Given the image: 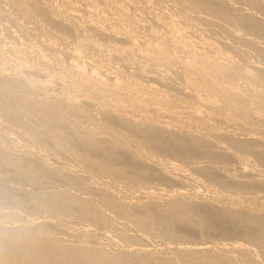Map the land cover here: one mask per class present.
Masks as SVG:
<instances>
[{
	"label": "rangeland",
	"instance_id": "rangeland-1",
	"mask_svg": "<svg viewBox=\"0 0 264 264\" xmlns=\"http://www.w3.org/2000/svg\"><path fill=\"white\" fill-rule=\"evenodd\" d=\"M119 1H122V0H0V88H1V90H0V105H3L2 107L0 106V124H1V129H0V136H2V137H5L4 138V140H3V138L2 137H0V145L2 146V148L0 147V191L2 190V192H0V208H1V210H0V233L2 232V235L0 234V239L2 238V240H0V245L1 246H10L11 248H14V246H16L18 243V246L20 245H22L23 244V246H21V248H22V250H27L26 248H28V249H30L29 251H31V252H34V253H36L37 255H41L44 251H46L47 252V250L49 249V253L51 254L50 256H52V255H54L55 253L56 254H59L60 252H62V250H60V248H63L64 246L63 245H65L66 244V246L65 247H68V246H71V247H69L70 248V250L71 249H76V253H75V258H77V256H78V259L80 260V259H82V258H79L80 256L82 257V255L84 254V260L82 261V260H80L82 263L81 264H84V262H86L85 261V259L86 260H88L89 258L91 259V261H88L87 262V264H95V261H92V260H97V261H103L102 263L103 264H117L119 261L121 262V264H123V262L125 261V263L124 264H130V263H132V264H158V263H161L162 262V264H218V262L217 261H219V263L220 264H264V250H263V248H264V228H261V227H264V222H262V221H264V196H262V195H264V183L262 182V181H264V175H262V174H264V161H262V160H264L263 158H264V155H263V153H264V144H262L261 142H263L264 143V127H263V125H264V113L262 114V115H256L254 112H245L244 113V111H242V112H239V111H237V109L235 108V106H232V107H234L235 109H233L234 110V112H232L233 110H230V109H232V107L229 105V104H227V105H223V103L221 104L218 100H216L215 101V104H213L212 103V107L210 106H207V105H203V106H205V107H203L202 106V104H207V99L206 98H210V97H212V94L211 93H209V90H208V94L206 93V88L204 89L205 90V92H204V90L202 89L203 87V82H202V80L201 79H199L200 77H198L197 75H195V73H194V70H190V71H188V68H187V64L185 63V60H183L184 58H185V56H188L189 57V54L187 55L186 53V51L187 50H189V49H187V48H193V47H197L198 46V44H199V46H200V42H201V46L199 47H197V48H203V46H204V48L206 47V43H204V42H206V38H211L212 37V34H213V37L215 36V35H218V34H216L217 33V31H218V29H220V28H218V29H213L211 32H210V30H211V28L210 27H208V26H206L205 25V23L204 22H200L199 20H201V15L203 14V17L202 18H208L209 16H207V15H210V17H215L214 15H216V17H217V14H218V16L220 15V13H222V11H223V13L221 14L222 16H223V14H224V16H223V18H227V17H225V15H227V16H232L233 15V17L234 18H236L237 20H238V22H236V24L238 25V27H241V29H242V27H243V34H242V30L240 31V35L239 34H236V32L234 31L235 29H236V27L237 26H234V28L232 27L231 28V32H233V34H234V32H235V35L234 36H231V38H232V40L229 38V39H226V37H223V36H226V35H224V34H222L223 32L221 31V30H219L218 31V33H220L221 34V37H220V35H218V36H215L216 37V39H214V43L215 44H211L212 45V47H211V45H209L210 47V51H211V54L213 55V56H219L218 54L222 51V49H221V51H220V49L219 48H217L216 47V49L217 50H215L214 49V45H216V46H218L219 44H221L220 43V39H221V42H222V45H225L224 46V48L225 47H227V46H230L231 48H232V52H233V54H234V60H233V62H232V64H234L233 65V67L236 69V71L238 72V73H240L241 74V72H243L244 71V67L246 66V65H248V64H246V65H240L241 63H236V62H238L237 61V59L238 58H240V57H242V56H244L245 57V59L246 58H248V60H246V61H248V63H250L251 62V64L253 65V63L255 62V60H258V61H256V66H258V65H261V67L264 65L263 64V61H264V55H263V53H261L262 51L264 52V50H263V46H262V44L264 45V32H259L260 30H263L264 28V25H262V24H264V22H261V21H264V0H261L262 2L260 3V0H219V1H217V0H207L208 2H206V0H205V3H203L202 4V6L204 5V7H202L203 9H205V10H203V9H201L200 8V10H202V11H197L196 10V12L194 11L193 13H195V16H194V14L192 13L191 14V12H189L190 13V15H187L188 14V12H186L187 14H185V12H180L181 11V9L180 8H183V9H185V7H182V6H184V2L182 3V1L181 0H179V1H181V4H180V6L181 7H176V6H179V4L178 5H176L177 3H179V1H175V0H165L166 2H168L167 4H166V2L164 1V0H143V3L141 2L142 0H138V1H135V0H129V1H125V0H123L121 3H122V5H121V3L119 2ZM125 1V2H124ZM131 1V2H130ZM134 1V2H133ZM148 1V2H147ZM152 1V2H151ZM154 1V2H153ZM156 1V2H155ZM158 1V2H157ZM185 1V0H184ZM188 1V3L190 2L189 0H187ZM194 1V0H193ZM193 1H191V3L193 2ZM196 2H198V3H202V1L204 2V0H195ZM237 1V5H235V7H233L234 5H232L233 3L235 4V2ZM20 2V3H19ZM22 2V3H21ZM70 2V3H69ZM91 2V3H90ZM124 2V3H123ZM136 2H139L140 3V5H139V3H136ZM151 2V3H150ZM162 2H164V4H166V5H164ZM170 2V3H169ZM173 2H174V4H175V6H174V4H173ZM176 2V3H175ZM126 3V4H125ZM130 3V4H129ZM132 3H134V4H132ZM148 3H150V4H148ZM156 3V4H155ZM194 3V2H193ZM207 3V4H206ZM230 3V4H229ZM249 3V4H248ZM22 4L23 6H21L20 7V5ZM141 4H143V5H141ZM153 4V5H152ZM161 4V5H160ZM162 4H163V6H162ZM186 4H187V2H186ZM209 4V5H208ZM221 4V5H220ZM239 4V5H238ZM241 4V5H240ZM253 4H254V7H252L253 6ZM34 5V6H33ZM136 5H138V6H140L139 8H138V10H140V13H141V15L137 12V7L138 6H136ZM146 5V6H145ZM205 5H208L210 8H207V6H205ZM211 5V6H210ZM214 5V6H213ZM224 5V6H223ZM231 5H232V7H231ZM29 6V7H28ZM126 6V7H125ZM142 6V7H141ZM154 6H156V7H154ZM160 6V7H159ZM166 6V7H165ZM212 6H213V8H212ZM228 6V7H227ZM60 7V8H59ZM153 8L152 10H151V8ZM218 7H219V9H218ZM223 7H224V9H223ZM251 7V8H250ZM262 7V8H261ZM81 8V9H80ZM142 10H141V9ZM145 10H144V9ZM148 8H150V9H148ZM154 8H156V12H155V9ZM160 8V9H159ZM212 8V9H211ZM234 8V9H233ZM236 8H239V9H236ZM95 9V10H94ZM161 9H163V10H161ZM168 9V10H167ZM179 9V10H178ZM182 9V10H183ZM209 11H208V10ZM215 9V10H214ZM220 9H222V11L220 10ZM226 9H227V11H228V13H227V11H226ZM231 9V10H230ZM252 9L254 10V12H255V14L257 13V14H259V15H261V16H259V15H255L254 14V12L252 11ZM69 10V11H68ZM71 10V11H70ZM73 10V11H72ZM93 10V11H92ZM135 10H136V12H135ZM147 10V11H146ZM159 10H160V12H159ZM208 12H207V11ZM216 10H218V12L216 11ZM220 10V11H219ZM240 10V11H239ZM245 10V11H244ZM247 10V11H246ZM6 11V12H5ZM96 11H97V13H96ZM142 11V12H141ZM164 11L166 12V13H164ZM172 11V12H171ZM175 13H174V12ZM176 11H177V13H176ZM211 11V12H210ZM213 11V12H212ZM216 13H215V12ZM226 11V12H225ZM239 11V12H238ZM38 12V13H37ZM41 12V13H40ZM81 12V13H80ZM150 13L149 15H146V13ZM169 12H170V14H171V17H170V14H169ZM203 12V13H202ZM204 12H206V13H204ZM220 12V13H219ZM248 12H252V14H250V13H248ZM263 12V13H262ZM34 13V14H33ZM138 14V16H136L137 14ZM198 13H200L201 15H200V17H199V19H198V16H199V14ZM210 13V14H209ZM226 13V14H225ZM233 13V14H232ZM245 13V14H244ZM246 13H247V16H246ZM43 14V15H42ZM66 14V15H65ZM134 14H136V15H134ZM143 14V15H142ZM151 14H153V15H151ZM157 15V20H155L156 19V16L155 15ZM179 14H180V16H179ZM213 14V15H212ZM230 14V15H229ZM235 14V15H234ZM244 14V15H243ZM25 15H26V17H25ZM36 15L38 16V17H36ZM96 15V16H95ZM101 15H103L102 16V18H101ZM140 15V16H139ZM151 15V16H150ZM161 15H163V16H161ZM165 15V16H164ZM174 15H175V18L174 19H172L173 17H174ZM198 15V16H197ZM237 15V16H236ZM242 15V17L244 18H242L240 21H241V23L239 22V19L241 18L240 16ZM251 15V16H250ZM252 15H253V17H255V18H259V20H258V18H257V20L256 19H254L253 17H252ZM35 16V17H34ZM39 16H40V18L41 19H39ZM66 16V17H65ZM75 16V17H74ZM80 16V17H79ZM134 16H136V17H134ZM144 16V17H143ZM149 16V17H148ZM153 16H155V17H153ZM160 16V17H159ZM177 16V17H176ZM187 16H190V17H187ZM197 16V17H196ZM205 16V17H204ZM221 16V17H222ZM30 17V18H29ZM46 17V18H45ZM83 17V18H82ZM87 17V18H86ZM139 17H141V18H139ZM162 17V18H161ZM183 17V18H182ZM194 19H196V20H193V18ZM233 17H229V18H233ZM248 17H249V19L252 17V19H250V22L248 21ZM35 18V19H34ZM38 18V19H37ZM42 18H44L45 20H44V22H43V19ZM79 18V19H78ZM131 18V19H130ZM135 18H136V20H135ZM137 18H138V20H137ZM144 18V19H143ZM148 18V19H147ZM170 18V19H169ZM180 19V20H178V21H181V26L179 25L180 23L179 22H177V19ZM182 18V19H181ZM190 18V19H189ZM229 18H227V19H229ZM233 18V19H234ZM263 19V20H260V19ZM29 19V20H28ZM30 19H32V20H30ZM48 19H51L50 21L48 20ZM77 19V20H76ZM102 19V20H101ZM146 19H147V21H146ZM158 19H161L162 20V24H166V26H164V25H161V26H159L161 23H160V21L161 20H159V22H158ZM169 23V24H167L166 23V21ZM185 19H187V20H190L191 22H192V20H193V22L191 23L190 21H187V20H185ZM218 19L219 20H221L222 18H220V16L218 17ZM37 20V21H36ZM38 20H40V21H38ZM48 20V21H47ZM79 20H80V22H79ZM101 20V21H100ZM113 20V21H112ZM124 20V21H123ZM144 20V21H143ZM151 20V22L153 23H150L149 21ZM155 20V21H154ZM171 20V21H170ZM219 20H217V21H219ZM242 20H245L244 22H243V24H242ZM251 20H253L252 22H251ZM94 21V22H93ZM116 21V22H115ZM117 21H118V23H117ZM142 21H143V23H142ZM184 21V22H183ZM195 21H198L197 23L195 22ZM40 22V23H39ZM47 22H49V24H51V25H49V24H47ZM78 22V23H77ZM97 22H99V23H97ZM115 22V23H114ZM122 22H123V24H122ZM132 22V23H131ZM160 23V24H157L158 26H157V28L159 27H161V29L160 30H162L163 31V33H161L160 32V30L158 31L157 30V28H156V26H154V24L155 23ZM165 22V23H164ZM172 22V23H171ZM175 22H177V23H175ZM187 22V23H186ZM189 22H190V24H189ZM195 22V23H194ZM221 21H219V24H221L220 23ZM247 22H248V24H247ZM41 23H43V24H41ZM81 23V24H80ZM126 23H127V26H126ZM171 23V24H170ZM179 23V24H178ZM194 23V24H193ZM250 23H252V24H250ZM253 23L255 24V25H253ZM258 23V24H257ZM92 24V25H91ZM98 24H100V25H98ZM121 24H122V27H121ZM152 24V25H151ZM175 24V25H174ZM178 24V25H177ZM185 24V25H184ZM190 26H189V25ZM195 25V26H193V25ZM201 24H204V25H201ZM241 24V25H240ZM244 24H247V25H245V26H247V27H249V29L247 28V27H244ZM14 25V26H13ZM52 25H54V29H52L53 28V26ZM86 25H88V27L86 26ZM108 25V26H107ZM156 25V24H155ZM173 25V26H172ZM192 25V26H191ZM198 25V26H197ZM201 25V26H200ZM251 25H253L252 27H251ZM47 26H48V28L50 27V26H52V28H51V30L50 29H47ZM91 26H93V27H90ZM101 26H103V27H101ZM110 26V27H109ZM116 26V27H115ZM119 27V29H118V27ZM153 26H154V29H155V31H157V33L158 32H160L159 34H156L155 35V33L156 32H152V29H153ZM163 26H164V29L166 28V30L169 32H167L166 31V33L164 32V29H163ZM168 26H170V27H168ZM184 26H185V28L187 27V28H190V29H185L184 28ZM197 26V27H196ZM200 26V27H199ZM203 26V27H202ZM42 29H41V28ZM95 27H97V28H100V29H95ZM105 27V28H104ZM131 28V29H128V28ZM174 27H176V28H174ZM193 27L195 28L196 27V29H193ZM209 29H208V28ZM257 27V29H258V32H257V30L256 31H254V28H256ZM262 29H261V28ZM12 28V29H11ZM86 30H85V29ZM116 28V29H115ZM122 28V29H121ZM126 28V29H125ZM152 28V29H151ZM169 30H177L178 31V28L180 29H184V31H185V34L184 33H182V34H184V35H181L180 33V38H179V40L177 39V41L174 39L173 40V38H174V36L173 35H175V34H177V33H175V32H177V31H169ZM199 28V29H198ZM203 28H205L206 30L208 29V31H206L205 29H203ZM252 28V29H251ZM46 29V30H45ZM55 29H57V31H55ZM61 29V30H60ZM103 29V30H102ZM115 29V30H114ZM153 29V30H154ZM179 30V31H181V32H184L183 30ZM193 29V30H192ZM202 31V32H205V34H207V35H205L204 33V35L206 36H203V34H202V32H201V34L199 33V31ZM201 29V30H200ZM203 29V30H202ZM234 29V30H233ZM11 30V31H10ZM15 30H17L16 32H15ZM70 30V31H69ZM99 32H98V31ZM105 30V31H104ZM128 30V31H127ZM195 30H197V31H195ZM233 30V31H232ZM244 30H246V31H244ZM14 31V32H13ZM56 33H55V32ZM93 31V32H92ZM107 31V32H106ZM115 31V32H114ZM122 31H124V32H122ZM130 31V32H129ZM151 33H150V32ZM186 31H188V32H191V33H186ZM213 31H215V34H214V32ZM249 31V32H248ZM264 31V30H263ZM54 32V33H53ZM65 32V33H64ZM67 32V33H66ZM104 32H105V34L106 35H104ZM127 32V33H126ZM129 32V33H128ZM245 32V33H244ZM250 32H253V33H251L250 34ZM258 34H257V33ZM15 33V34H14ZM20 33V34H19ZM46 33V34H45ZM73 33V34H72ZM85 33H87V34H84ZM91 33V34H90ZM95 34V35H93V34ZM97 33V34H96ZM102 33V34H101ZM110 33V34H109ZM117 33V34H116ZM164 33H165V36H164ZM192 33H194V34H192ZM198 33V34H197ZM255 33H256V35H255ZM49 34V35H48ZM57 34V35H56ZM66 34H68V35H66ZM69 34H71L72 35V37H70V35ZM76 34V35H75ZM79 36H78V35ZM81 34V35H80ZM99 34H101V37H100V35ZM109 34V35H108ZM119 34H121V35H119ZM129 34V35H128ZM153 34V35H152ZM170 34H172V35H170ZM190 34V38L188 37V35ZM192 34V35H191ZM232 33H231V35H233ZM253 34V35H252ZM262 34V35H261ZM62 35V36H61ZM75 35V38L73 37ZM84 35V36H83ZM114 36V37H110V36ZM132 35V36H131ZM146 35V37H147V39H146V37H144ZM168 35V36H167ZM193 35H195V36H193ZM197 35H199V38H197L198 36ZM237 35L239 36L238 37V39H237ZM242 35H243V37H242ZM259 35V36H258ZM19 36V37H18ZM20 36H22V37H20ZM24 36L26 37V40H25V43H24V41L22 40V38L24 39ZM40 36V37H39ZM77 36V37H76ZM88 36V37H87ZM98 36V37H97ZM121 37V39L120 40H118L120 37ZM125 38H124V37ZM156 36V37H155ZM160 36H162V37H160ZM188 38H187V37ZM204 38V40L205 41H203V39L201 38ZM236 36V37H235ZM247 36V37H246ZM252 36V37H251ZM262 36V37H261ZM61 37V38H60ZM86 37L88 38V40H89V38L90 37H93V41H87V39H86ZM104 37V38H103ZM110 37V38H109ZM127 37H129V38H127ZM132 38V40H133V38H134V40L132 41L131 40V38ZM167 37V38H166ZM173 37V38H172ZM181 37H183L184 39H186L187 38V42H186V44H187V47H184V46H182L183 45V43H185V41L184 42H182V40H184V39H182ZM245 37L247 38V40H248V42H246L247 40L245 39ZM256 37V38H255ZM258 37H260V38H258ZM46 38V39H45ZM69 38H72V39H69ZM142 38H144V39H142ZM154 38V39H153ZM160 38V39H159ZM192 38V39H191ZM200 38H201V40H200ZM219 38V39H218ZM224 38V39H223ZM228 38V37H227ZM234 38V39H233ZM236 38V39H235ZM245 39V40H243V43H245L246 42V44L245 45H243V43L241 42L242 41V39ZM255 39V43H254V39ZM258 38V39H257ZM29 41H28V40ZM75 41H74V40ZM79 39V40H78ZM80 39H83V40H80ZM91 39V38H90ZM98 41H96V40ZM103 39V40H102ZM115 39V40H114ZM138 39V40H137ZM140 39V40H139ZM163 39H165V40H163ZM189 39L191 40V41H189ZM194 39H195V42L193 43V41H194ZM200 41H199V40ZM212 39V38H211ZM219 40V42L218 43H216L218 40ZM250 39H252L251 41H250V44H252L251 46L252 47H254L253 46V44H258V47H260V48H258L257 46L256 47H254V48H249V46H250V44H249V40ZM261 39V40H260ZM33 40V41H32ZM43 40V41H42ZM66 42H64V41ZM67 40H69V41H67ZM73 40V41H72ZM86 40V41H85ZM100 40V41H99ZM115 42H114V41ZM122 40V41H121ZM145 40H147V41H144ZM158 40V41H157ZM161 41V43H164L165 41L167 42V43H169V44H167V43H164V44H166V46L168 45V47L170 46V48L171 49H169L170 51H172V52H175L174 54H176V56H177V59L174 61L173 60V62H172V60H170V61H159V63H158V61H157V65H155L156 63V61H150V60H148L147 59V63L145 62V61H143V60H146L145 58H143V57H136L137 55H136V53H135V49H133L132 48V52L130 51L131 50V47H133L132 46V44L133 45H140V46H143L144 47V45H142L143 43H151V44H153L154 43V41H155V43H160V41ZM173 40V41H172ZM199 42H198V41ZM217 40V41H216ZM232 42H231V41ZM236 40H238V42L236 41ZM257 40H258V42H257ZM262 42V44L260 43V41ZM36 41V42H35ZM49 41V42H48ZM72 41V42H71ZM78 41H79V43H78ZM86 44H84L83 42ZM95 41V42H94ZM106 41V42H105ZM108 41V42H107ZM120 41H121V43H120ZM139 41V42H138ZM148 41H150V42H148ZM152 41H153V43H152ZM164 41V42H163ZM29 44H28V43ZM30 42H31V44H30ZM42 42V43H41ZM47 42V43H46ZM68 42V43H67ZM75 42V43H74ZM87 42V43H86ZM94 42V43H93ZM112 42V44L110 45V43ZM114 42V43H113ZM122 42H124L123 44H125V46H126V43H127V45H130L131 47H129V46H127L128 48H130V50L128 51V52H131V53H128L126 56L128 57V59H129V61H127L128 59L126 58V56L125 57H118V56H116L117 54H116V52H114L113 54H112V51L111 50H113L114 49V45H116V44H121V45H123L122 44ZM132 42V43H131ZM142 42V43H141ZM177 42H178V45H179V43H180V46H178L177 45ZM225 44H224V43ZM228 42V43H227ZM231 42V43H230ZM237 42V43H236ZM241 44H240V43ZM35 43V44H34ZM45 43V45H43ZM56 44V46H53V45H55ZM74 43V44H73ZM89 43V44H88ZM91 43V44H90ZM94 44V46L92 47V45ZM105 43V44H104ZM116 43V44H115ZM136 43V44H135ZM160 43V44H161ZM170 43H171V45H170ZM204 45H203V44ZM233 43V44H232ZM234 43H236V45L234 44ZM260 43V44H259ZM21 44V45H20ZM26 46H24V45ZM28 44V45H27ZM41 44H42V46H41ZM48 46H47V45ZM51 46H50V45ZM53 44V45H52ZM65 44V45H64ZM78 44V45H77ZM97 44V45H96ZM100 44V45H99ZM172 44H173V46L174 47H172ZM190 46H189V45ZM191 44H196L197 46H193V45H191ZM218 44V45H217ZM240 44V45H239ZM247 44H249L248 46H247ZM33 45V46H32ZM66 45H67V48H64V47H66ZM74 45V46H73ZM76 45V46H75ZM88 45V46H87ZM104 45V46H103ZM113 45V46H112ZM208 45V44H207ZM232 45H235V46H232ZM244 47H243V46ZM259 45H261V46H259ZM11 46V47H10ZM19 46V47H18ZM21 46V47H20ZM70 46H71V48L72 49H74V50H72L71 48H70ZM78 46V47H77ZM96 46V47H95ZM39 47H43L42 49L40 48V51H39V49L38 48ZM46 47V48H45ZM55 49H54V48ZM81 47V48H80ZM90 47H92L91 48V50H90ZM99 47V49L97 50V48ZM103 47L104 48H106L107 50H104L103 49ZM110 47V48H109ZM143 47H141V48H143ZM180 47V48H179ZM184 47V48H183ZM220 48L222 47L223 48V46H219ZM230 47H228L227 48V50H231L230 49ZM240 47V48H239ZM23 48V49H22ZM26 48V49H25ZM29 48V49H28ZM36 48V49H35ZM57 48V49H56ZM94 48V49H93ZM174 48V49H173ZM181 48H183V50L181 49ZM212 48V49H211ZM223 48V50H225ZM36 50V51H34V50ZM47 49V50H46ZM53 49H54V51H53ZM59 49V50H58ZM80 49H82V50H80ZM87 49V50H86ZM100 49L101 50H104V54H108L109 52H111L110 54H108V56L109 55H111V56H109V57H111L112 59L110 60V61H105V59L102 57L104 54L100 51ZM111 49V50H110ZM173 49V50H172ZM184 49L186 50L185 52H184ZM235 49V50H234ZM237 49H239V50H237ZM240 49H241V51H244V52H241L240 51ZM242 49H245V50H242ZM249 49H250V51H249ZM251 49H253V51H259V49H260V54L258 55V53L255 51L254 53H252L253 51L251 50ZM255 49V50H254ZM262 49V50H261ZM21 50H25L24 52L26 53H24L23 51L21 52ZM27 50V51H26ZM29 50L31 51V52H29ZM45 50V51H44ZM55 50L57 51L56 53H55ZM77 50H78V52H79V55H78V52H77ZM95 50V51H94ZM110 50V51H109ZM135 50V51H134ZM177 51V53H176V51ZM179 50H182V51H179ZM234 50V51H233ZM248 50V51H247ZM16 51H17V53H16ZM38 51H39V53H38ZM44 51V52H43ZM51 51V52H50ZM59 51V52H58ZM70 53H69V52ZM90 51H94L95 53H97L98 52V54H94V52L92 53V52H90ZM100 51V52H99ZM106 51L108 52V53H106ZM236 51H240V52H236ZM19 52V53H18ZM77 54H76V53ZM83 52V53H82ZM84 52L85 53H87V54H84ZM137 52V51H136ZM231 52V51H230ZM247 54H246V53ZM8 53V54H7ZM28 53V54H27ZM31 55H30V54ZM32 53H34V54H32ZM41 53H43L42 55H41ZM60 53H61V57H59V55H60ZM72 53V54H71ZM80 53H82V54H80ZM89 53H90V56H89ZM135 53V54H134ZM180 53V54H179ZM215 53V54H214ZM237 53V54H236ZM257 53V54H256ZM24 54V55H23ZM41 55V57H40V55ZM69 54V55H68ZM115 54V55H114ZM131 54H134V56H131ZM181 54H183V55H181ZM186 54V55H185ZM245 54V55H244ZM249 54V55H248ZM250 54H254L253 56H257L258 55V57L259 58H254L252 55H250ZM263 56H262V55ZM9 55V56H8ZM13 57H12V56ZM34 55V57L36 56V55H38V56H36L35 57V59H33L34 57H32ZM46 56V58L45 57H43V56ZM50 55V56H49ZM58 55V56H57ZM68 55V56H67ZM74 55H75V57H74ZM87 55V56H86ZM101 57H100V56ZM114 57H113V56ZM130 55V56H129ZM181 55V56H180ZM240 55V56H239ZM246 55H247V57H246ZM7 56V57H6ZM22 56H24V58L22 57ZM29 56V57H28ZM30 56H31V58H30ZM66 56V57H65ZM70 56V57H69ZM87 57V58H85V57ZM251 56V57H250ZM263 58H262V57ZM43 57V58H42ZM63 57V58H62ZM69 57V58H68ZM71 57H74V59L77 61V63L79 62L80 64H77V63H75L76 61L74 60V59H71ZM81 58V59H79V58ZM90 57V58H89ZM116 57H118L117 58V60H116ZM131 57H135V59H131ZM178 57L180 58V59H178ZM233 57V56H232ZM243 57V58H244ZM254 59H253V58ZM262 59H261V58ZM19 58V59H18ZM29 58V59H28ZM65 58V59H64ZM77 58V59H76ZM82 58H83V61H85V62H83V64L85 65V64H87V65H85V67L83 68V66L84 65H82ZM99 58H102V59H99ZM139 58V59H138ZM235 58H237V59H235ZM252 58V59H251ZM16 59H17V63L19 64V65H21V68H20V66L16 63L15 64V61H16ZM20 59L22 60V61H20ZM25 61H24V60ZM37 59H41V61H42V63L39 61V60H37ZM47 61H46V60ZM62 59V60H61ZM69 59H71L72 61H73V63L71 64V62L70 61H66V60H69ZM89 59V60H88ZM107 59V58H106ZM181 59H182V61H181ZM185 59H188V58H185ZM259 59L262 61H259ZM15 60V61H14ZM19 60V61H18ZM63 60H64V62H63ZM79 60V61H78ZM115 60V61H114ZM121 60V61H120ZM122 60L124 61L123 63H122ZM135 60V61H134ZM140 60H142V61H140ZM180 61V63H182L181 65H183L182 67H181V65L179 64V61ZM236 60V61H235ZM7 61H9V62H7ZM28 61V63L29 64H31L32 63V61H33V63L31 64V66L28 64V63H26ZM31 61V62H30ZM35 61H36V63H35ZM38 61V62H37ZM81 61V62H80ZM88 61V62H87ZM150 61V62H149ZM187 61V60H186ZM254 61V62H253ZM47 62V63H46ZM66 62H67V64H66ZM69 62V63H68ZM126 62V63H125ZM129 62V63H128ZM138 62V63H137ZM145 62V66L152 72H148L149 70H147V68L145 67V66H143L142 64ZM163 62V63H162ZM171 63V64H169L168 65V63ZM253 62V63H252ZM36 65H35V64ZM41 64L42 66H40L39 67V65H37V64ZM45 63V64H44ZM60 63V64H59ZM61 63H63V64H61ZM89 63L91 64L92 63V65L91 66H94V67H91V66H89ZM95 63L96 64H98V66L96 65L95 66ZM109 63H110V65L111 66H108L109 65ZM117 63H119L120 64V66L118 65V66H114L115 64L117 65ZM131 63V64H130ZM135 63H136V65H135ZM140 63H142V64H140ZM148 63H150V64H153V65H155V66H157L159 69H157V67H156V69H155V66H154V68H152V65H150V64H148ZM155 63V64H154ZM24 64V65H23ZM26 64V65H25ZM28 64V65H27ZM48 64V65H47ZM65 64H66V66H65ZM76 64L77 65H79L80 66V68L81 69H85V71H87V72H89V70H92V68H93V71H96V73L95 74H97L98 76L100 75V77H102L103 75L105 76H103V79H105V81H107V82H109V81H111V79L112 78H114V80L116 81L115 83H114V81L112 82H109L110 84H115L116 85V87L117 88H115L116 90H114V93L112 92V93H110L109 95H108V97L106 98V100L105 101H102V103H97V100H91V99H85V98H83L84 99V102H83V100L81 99L82 97H83V95L84 94H88V96H90V98H96L97 99V97H98V95L97 96H95L96 95V90L95 89H93V86L91 87H89V86H86V85H82V84H80L79 82V80L76 78V76H74V78H75V80L73 81V83H71L72 82V80H70V82H68V81H63V80H58L59 78H58V76L61 74V73H63V74H65V73H71V69H72V75H74L75 73H74V71H76L77 69V67H79V66H77L76 67ZM103 64V65H102ZM106 64H108V65H106ZM125 64V65H124ZM127 64V65H126ZM133 64V65H132ZM164 64H166V65H164ZM177 66H176V65ZM184 64H186V65H184ZM237 64V65H236ZM251 64H249V65H251ZM32 65H33V68H31L32 67ZM82 65V66H81ZM102 65V66H101ZM106 65V66H105ZM124 65V66H123ZM129 65V66H128ZM130 65H132V67L135 69H133L132 70V68H130ZM138 65H140V66H138ZM150 65V66H149ZM162 65H164L165 67H163ZM168 65V66H167ZM251 65V67L252 68H254L255 66H252ZM254 65H255V63H254ZM29 67L30 66V68L28 69L27 67ZM34 66H35V68H34ZM46 66V69H44V67ZM57 66H60V67H57ZM63 66V67H62ZM88 66V67H87ZM104 66H105V68H107L106 69V71H110V73H107L106 72V75H105V68H104ZM143 68H142V67ZM179 66V67H178ZM186 66V67H185ZM26 67V68H25ZM48 67V68H47ZM74 67V68H73ZM91 67V68H90ZM117 67H119V68H121V70L119 69V68H117ZM128 67V68H127ZM140 67V68H139ZM161 67V68H160ZM170 67V68H169ZM184 67H185V69H184ZM237 67V68H236ZM241 67V68H240ZM259 68H260V66H258ZM16 68V70H14ZM23 68V69H22ZM40 69V70H42L43 69V71H40L41 73L43 72L44 74H45V72H46V74L48 75H43V74H41L37 69ZM59 69V71H55L56 69ZM90 68V69H89ZM100 69L101 70V72L103 73H101L98 69ZM104 68V69H103ZM110 68H111V70H110ZM151 68H152V70H151ZM165 68V69H164ZM174 68V69H173ZM176 68V69H175ZM187 68V69H186ZM251 68V69H252ZM255 68H257V67H255ZM254 68V70L256 71V73H260V75H261V71L263 72V70H264V66H263V68H261L262 70H260V72H258L259 71V68H257V69H255ZM25 69V70H24ZM28 69V70H27ZM33 69V71H29V70H32ZM51 72H49L48 70ZM57 69V70H58ZM68 69V70H67ZM88 69V70H87ZM115 69V70H114ZM116 69H119L120 71H119V74H118V70H117V72H116ZM122 69L124 70L123 72H122ZM138 69V70H137ZM142 69L145 71L144 72V75H141L142 73H143V71H142ZM160 69H163V70H161V71H163V72H161V73H159V70ZM238 69V70H237ZM242 71H241V70ZM1 70H3V71H1ZM5 70V71H4ZM19 70V71H18ZM45 70V71H44ZM104 70V71H103ZM126 70V71H125ZM128 70H132V71H128ZM181 72H180V71ZM182 70H184V72L182 71ZM253 70V71H254ZM258 70V71H257ZM22 71V72H21ZM24 71V72H23ZM27 71V72H26ZM93 71H91V72H93ZM115 71V72H114ZM137 71H139V72H141V74H139L138 75V73H137ZM154 71V72H153ZM187 73H186V72ZM192 71H193V73H192ZM241 71V72H240ZM19 72V73H18ZM30 72V73H29ZM35 72H37V74L35 73ZM57 72V73H56ZM157 72V73H156ZM169 72V73H168ZM188 72L190 73L189 75H188ZM15 73H17V74H15ZM21 73V74H20ZM41 74V77H39L40 76V74ZM98 73H101V74H98ZM113 73V74H112ZM131 73H133V74H131ZM155 73H156V75L157 76H154L155 75ZM159 73V74H158ZM256 73L255 74H253V76L256 78V81H255V78L254 77H252V78H254V81H252V78L251 77H249V78H247V80L249 81V84H251V86H252V84L254 85L253 87L258 91V86H259V90H260V88H261V91H259V92H263L264 93V90H263V88H264V80L262 79L263 78V76H260V75H256ZM264 73V72H263ZM262 73V75H264ZM34 74V75H33ZM52 74L55 76V79H54V76H52ZM108 74V75H107ZM110 74H111V76H110ZM114 74H116V75H114ZM136 74L138 75V76H136ZM148 74H149V79L147 78L148 77ZM151 74V75H150ZM153 74V75H152ZM160 74H161V76H160ZM163 74V75H162ZM191 74H192V76H191ZM30 75V76H29ZM43 75V76H42ZM58 75V76H57ZM76 75V74H75ZM129 75H131V77L132 76H135L133 79H131V77L129 76ZM147 75V76H146ZM183 75H184V77H183ZM187 75V76H186ZM193 75H195V76H193ZM242 75V74H241ZM243 75H244V73H243ZM5 76V77H4ZM23 76V77H22ZM51 76V77H50ZM151 76V77H150ZM189 76V77H188ZM197 76V77H196ZM33 77H34V79H33ZM38 77H39V79H38ZM44 77H45V79H44ZM106 77H107V79H109V78H111L110 80H107L106 79ZM109 77V78H108ZM138 77H142V78H144V77H146V78H144V79H141V78H138ZM186 77V78H185ZM190 77H193V79H191ZM10 78V79H9ZM43 78V79H42ZM48 78V79H47ZM53 78V80L52 81H54V82H52L50 79H52ZM117 78V79H116ZM136 78H138V79H136ZM183 78V79H182ZM195 78V79H194ZM8 79H9V81H8ZM12 79V80H11ZM14 79V80H13ZM30 79H32V80H30ZM42 79V80H41ZM47 79V80H46ZM123 81H122V80ZM128 81H127V80ZM141 79V80H140ZM146 79V80H145ZM161 81H160V80ZM186 79H188L187 81H185ZM198 79V80H197ZM40 81V82H38V81ZM121 80V83L123 84H121V83H117V82H119ZM125 80V81H124ZM140 80V81H139ZM156 80V81H155ZM196 80V81H195ZM261 80L263 81L262 83H260L261 82ZM24 81H26V82H24ZM44 81V82H43ZM46 81V82H45ZM59 81V82H58ZM142 81H144V82H142ZM190 82V84H188L189 82ZM197 81H198V83H197ZM6 82V83H5ZM11 82H13V84L11 83ZM33 82H34V84H33ZM43 82V83H42ZM57 82V83H56ZM161 82V83H160ZM186 82V83H185ZM252 82V83H251ZM255 82V83H254ZM258 82L261 84H258ZM20 83V84H19ZM59 83V84H58ZM70 83V84H69ZM76 83V84H75ZM117 83V84H116ZM132 83V84H131ZM134 83V84H133ZM146 85H145V84ZM151 83V84H150ZM177 83V84H176ZM185 84V86H184V84ZM193 85H192V84ZM195 83V84H194ZM202 84V85H200V84ZM15 84H17V85H15ZM18 84H19V86H18ZM62 84H64V85H62ZM73 84H75L76 86H74ZM78 84H80V86L78 85ZM121 84V85H120ZM126 84H127V86H126ZM150 84V85H149ZM155 84V85H154ZM187 84V85H186ZM256 84H258V85H256ZM23 85V86H22ZM25 85V86H24ZM46 85V86H45ZM67 85H68V87H67ZM80 87H78V86ZM158 85V86H157ZM162 85V86H161ZM189 85H192L195 89H196V91L197 92H194L193 90V88L191 87V86H189ZM196 85H198L197 87H196ZM11 87V88H14V89H9L8 87ZM22 86V87H21ZM32 86H33V88H32ZM35 86V87H34ZM39 86V87H38ZM66 86V87H65ZM72 86V87H71ZM74 86V87H73ZM126 86V87H125ZM134 86H138L137 87V89L139 88V89H141L142 90V93H143V95H142V97L143 96H145V97H143L142 99L146 102V103H144V101L142 100H139V103L140 104H142V105H140L139 103H138V101L136 100L135 101V95H134V92H133V89H134ZM174 86V87H173ZM187 86V87H186ZM262 86V87H261ZM18 87V88H17ZM25 87H26V89H27V91L25 90ZM29 87V88H28ZM42 87V88H41ZM55 89V88H57V89H53V88ZM128 87V88H127ZM129 87H131V88H129ZM133 87V88H132ZM149 87V88H148ZM157 87V88H156ZM190 87V88H189ZM199 87H200V89H199ZM205 87V86H204ZM2 88H3V92H1L2 91ZM68 88V89H67ZM198 88V89H197ZM5 89V90H4ZM23 89V90H22ZM37 90V91H34V90ZM74 89V91H72ZM77 89V90H76ZM80 89V90H79ZM91 89V90H90ZM123 89H125V91L123 90ZM129 91L130 89V91L129 92H127L126 93V91L127 90ZM181 89V90H180ZM31 90L32 91H34V92H31ZM160 90V91H159ZM170 90V91H169ZM177 91L176 93H175V91ZM192 90V94L190 93V95H189V91H191ZM201 92H200V91ZM263 90V91H262ZM95 91V92H94ZM118 91V92H117ZM132 91V92H131ZM183 91H185L184 93H183ZM203 91V92H202ZM8 92H10V93H8ZM14 92V93H13ZM17 92V93H16ZM19 92H21L22 93V95L19 93ZM52 92V93H51ZM71 92L72 93H74V94H71ZM79 92V93H78ZM123 93V95H125V94H127V95H125V97L122 95V93ZM187 92H188V94H187ZM1 93H4V95L5 96H3V94H1ZM6 93V94H5ZM9 94V96H7L8 94ZM36 93V94H35ZM37 93H38V95H37ZM39 93H40V96H43L42 95V93H46V94H44V96H46V98L45 97H40L39 96ZM54 93V94H53ZM62 94V95H60L59 96V94ZM115 93H118V94H120L119 95V97H117L118 96V94H116V95H113V94H115ZM133 95V97H132V95ZM167 93V94H166ZM203 93H205V94H203ZM13 94V95H12ZM18 94V95H17ZM20 94V95H19ZM24 94V95H23ZM28 94V95H27ZM30 94L32 95V99H31V97H30ZM47 94H48V96H47ZM52 96H51V95ZM58 94V95H57ZM66 94H68L69 95V97H68V95H66ZM77 94V95H76ZM90 94V95H89ZM184 94V95H183ZM195 95L194 97L192 96V95ZM196 94H197V96L199 97L200 95H201V99L200 98H197L196 97ZM16 95V96H15ZM26 95H27V97H26ZM70 95H73V97L72 96H70ZM79 95H80V97L81 98H79ZM94 97H93V96ZM131 95V96H130ZM7 96V97H6ZM13 96L15 97V98H13ZM55 96V97H54ZM78 96V97H77ZM92 96V97H91ZM121 96H123V97H121ZM177 96V97H176ZM2 97V98H1ZM4 97V98H3ZM18 97V98H17ZM30 97V98H29ZM49 97V98H48ZM52 97H54V98H52ZM110 97V98H109ZM147 97L149 98V99H147ZM153 99H152V98ZM165 97V98H164ZM187 98V101H186V99H185V101L184 100H182V99H184V98ZM196 97V98H195ZM204 97H205V99H204ZM61 98V99H60ZM65 98H67L68 99V101L65 99ZM73 99L72 101H71V99ZM79 99V100H76V99ZM118 98V99H117ZM132 98V99H131ZM156 98H159V100H161L163 103H164V105H160V104H163V103H158L157 102V100L158 99H156ZM170 98V99H169ZM174 98V99H173ZM178 98V99H177ZM1 99H3L2 101H1ZM6 99V100H5ZM24 99H26V100H24ZM42 99V100H41ZM46 99V100H45ZM52 99H54L53 101H52ZM56 99H59V100H56ZM117 99V100H116ZM120 99V100H119ZM126 99V100H125ZM129 99V100H128ZM180 99V100H179ZM191 99V100H190ZM193 99V100H192ZM194 99H196V100H194ZM199 101H198V100ZM4 100H5V102L6 103H4ZM32 100V101H31ZM38 100V101H37ZM39 100H41L40 102H39ZM48 100H50L49 101V105H48V107L50 108H47L48 110H51V112H47V110H46V112H44L43 110H39V107H42L41 109H45L47 106H44V102L46 101V103L48 102ZM61 100H63L62 101V103L60 102ZM73 102V105H74V107L72 106V103L70 102ZM82 100V101H81ZM87 100V101H86ZM115 100V101H114ZM119 100V101H118ZM123 100V101H122ZM130 100H131V102H132V104H131V102H130ZM148 100V101H147ZM168 100V101H167ZM21 101V102H20ZM24 101V102H23ZM86 101V102H85ZM109 101H112V102H109ZM122 101V102H121ZM141 101V102H140ZM152 101V102H151ZM176 101H178V102H176ZM191 101V102H190ZM194 101L196 102V101H198V105H197V107L199 108L200 106H201V108H203V109H201V108H196L195 106H192V104L193 105H196V103H194ZM202 101V103L200 104V102ZM204 101V102H203ZM30 102V103H29ZM32 102V103H31ZM40 103V105H38V106H36L37 104H35V103ZM43 102V103H42ZM52 102V103H51ZM55 102H57L56 104H59V105H56L55 104ZM64 102L65 103H68V104H64ZM88 102L89 103H91V104H88ZM114 102V103H113ZM124 102V103H123ZM127 102H130V103H127ZM134 102V103H133ZM143 102V103H142ZM152 103V104H154V102L155 103H157V105H159V106H157L156 107V105H151L150 103ZM182 102V103H181ZM185 102H188L187 104L185 103ZM261 102H264V100H262ZM2 103H4V104H2ZM7 103H10V105H11V107L9 106V104H7ZM13 103V104H12ZM22 105H21V104ZM24 103V104H23ZM45 103V105H47ZM107 103V105H105ZM111 103V104H110ZM116 103H121V104H119V105H116ZM126 103V104H125ZM137 103V104H136ZM147 103H148V105H147ZM167 103V104H166ZM176 103H177V105H176ZM179 103V104H178ZM183 103H185L184 105H183ZM218 103V104H217ZM220 103V104H219ZM7 104V105H6ZM28 106H27V105ZM35 104V107L33 106V105ZM79 104V105H78ZM88 106H87V105ZM92 104H94L93 106H91ZM109 104V105H108ZM131 105V107H128V106H130ZM136 104V105H135ZM138 104L140 105V107L138 106ZM168 104H170V106L172 105V104H175V105H173V106H168ZM181 104V105H180ZM190 105L191 107H193L192 109L190 108V106H188V111H189V109H190V111L188 112H186V110L187 109H184V107H186L187 105ZM263 104V103H262ZM19 107H18V106ZM30 105V106H29ZM41 105H43V106H41ZM67 107H66V106ZM68 105H69V107H68ZM76 105V106H75ZM80 105L81 106H84V108L82 107H80ZM102 105V106H101ZM111 105V106H110ZM126 105V106H125ZM132 105H133V108H132ZM149 105L150 106H152V107H149ZM180 105V106H179ZM217 107H216V106ZM222 105V106H221ZM32 106V107H31ZM54 106V107H53ZM58 107L57 109L55 108V107ZM62 108H61V107ZM103 106H105V107H103ZM110 107V108H108V107ZM116 106V107H115ZM117 106H118V108H117ZM124 106V108H122ZM136 106H138V107H136ZM147 106H148V108H147ZM168 106V107H167ZM175 106V107H174ZM177 106V107H176ZM182 106V108H180V109H178V107H181ZM184 106V107H183ZM213 106L216 108H213ZM221 106V107H220ZM6 107V108H5ZM19 108V111H18V108H17V111H18V113H16L17 111L14 109V108ZM38 107V109H35V108H37ZM60 107V108H59ZM81 108V110H82V112H81V110L80 109H77V108ZM88 107H89V109H88ZM107 107V108H106ZM114 107V108H113ZM143 107V108H142ZM146 107V108H145ZM160 107H162V108H160ZM164 107H166V108H164ZM207 107V108H206ZM223 107H225L224 109H223ZM226 107H229V109L228 108H226ZM231 107V108H230ZM263 107H264V104H263ZM10 108H13L15 111H12L13 109H11V110H9ZM30 108V109H29ZM34 108V109H33ZM55 108V109H54ZM64 108H66V109H64ZM70 109V112L67 110V109ZM87 109V111H88V113H86L87 111H86V109ZM91 108H94V110L92 109L91 110ZM97 108V109H96ZM111 108H113V109H111ZM115 108H117V109H115ZM120 108H122V109H120ZM131 110H133L132 112H130V114H129V111H131ZM137 108V109H136ZM146 110H145V109ZM157 108V110H154V109H156ZM170 109V112L171 113H174V114H171L169 111H166V109L167 110H169ZM175 108H177V109H175ZM222 109V110H226L225 112L224 111H221V110H218V109ZM25 109H27V110H25ZM75 109V110H74ZM84 109V110H83ZM96 109V110H95ZM101 109H103L102 111H101ZM113 110V111H115L116 113H118V115H120V116H117L116 115V113L115 112H109V111H111V110ZM123 109H124V112H123ZM128 109V110H127ZM144 109V110H143ZM164 109V110H163ZM184 111H183V110ZM195 109H198V110H195ZM206 109V110H205ZM207 109H209V110H207ZM212 109H213V112H212ZM7 110H9L8 112H7ZM62 110V111H61ZM74 110V111H73ZM99 110V111H98ZM109 110V111H108ZM126 110H127V113H126ZM135 110V111H134ZM150 110V111H149ZM153 110V111H152ZM158 110H163L162 112H163V114H161L162 112L161 111H158ZM180 110V111H179ZM192 110H195V111H192ZM202 110H203V112H202ZM3 111H4V113H3ZM23 111V112H22ZM26 111H28V112H26ZM40 113H39V112ZM42 111V112H41ZM78 111V112H77ZM98 111V112H97ZM107 111V114L105 113ZM118 111V112H117ZM121 111V112H120ZM140 111V112H139ZM142 111H144L145 113L144 114H146V115H148V116H146V115H144L143 114V112ZM158 111V112H157ZM199 111V112H198ZM206 111V112H205ZM7 112V113H6ZM11 112H13V113H11ZM19 112H21L20 113V115H21V118H23V116H24V118L23 119H21V120H24L25 119V125L22 123V122H20V119H18L17 117H19L18 116V114H19ZM24 112H25V114H24ZM30 112V113H29ZM61 112H63V113H61ZM67 112H68V114L71 116L72 115V119H76L75 118V116L77 115V114H79V113H82V115L83 116H81V119H79V117H78V115L76 116L78 119H79V121L78 122H76L75 120L73 121V122H75V126H74V124H72L73 122H71L72 121V119H70V116L67 114ZM92 112V113H91ZM96 112H97V115H95L96 114ZM101 112H103V115H102V113ZM123 112V113H122ZM135 112V113H134ZM147 112V113H146ZM165 112V113H164ZM167 112H169V113H167ZM196 113L197 114V116L196 115H194V114H192L191 115V113ZM200 112H202L203 114H201ZM205 112V113H204ZM208 112V113H207ZM212 113V115H211V113ZM221 112V113H220ZM228 112L230 113V114H228ZM241 113V116H243V117H241V119L243 118V120H241L240 118H238V117H240V116H238L239 114ZM9 113H11L9 116H8V114ZM14 113H16L17 114V116L15 117L14 116ZM29 113V114H28ZM48 113V114H47ZM50 113V114H49ZM60 113H61V115H60ZM70 113H73V114H70ZM75 113H77V114H75ZM84 113V114H83ZM87 115H86V114ZM95 113V114H94ZM114 113H115V115H114ZM138 113V114H137ZM151 115H150V114ZM175 113H177V114H175ZM210 113V114H209ZM249 113H251V114H249ZM6 114V115H5ZM28 116H27V115ZM51 114H52V116H51ZM66 114V115H65ZM126 116H125V115ZM129 114V115H128ZM135 114V115H134ZM153 114V115H152ZM155 114V115H154ZM157 114V115H156ZM169 114L171 115V116H169ZM182 114V115H181ZM188 114H190V115H188ZM207 114V115H206ZM215 114V115H214ZM226 117V116H229V118L228 117H226V119H225V117L223 116V115ZM237 115L238 117H233V115ZM244 114V115H243ZM1 115L3 116V117H1ZM4 115H5V118H4ZM13 115V116H12ZM23 115V116H22ZM57 115V116H56ZM59 115H60V117H59ZM75 115V116H74ZM79 115H81V114H79ZM85 115H86V118H84L85 117ZM98 115H100V116H98ZM173 115H174V117H173ZM176 115V116H175ZM178 115H181V116H179L178 117ZM187 115V116H186ZM194 115V116H193ZM200 115H202V117L200 116ZM207 117L208 115L211 117L212 116V119H214V117H215V121H213L212 120V122L211 121H209V123H208V120H211V118L209 117V118H207L206 119V117ZM214 115V116H213ZM219 115V116H218ZM230 115H231V117H230ZM250 115L252 116V117H250ZM253 115H255V116H253ZM25 116L27 117V118H25ZM65 116V117H64ZM98 116V117H97ZM117 116V117H116ZM122 116H124V117H126L127 119L128 118H130V119H128L129 121H127L126 120V118L124 119V117H122ZM133 116V117H132ZM139 116V117H138ZM140 116H141V118H140ZM145 116V117H144ZM152 116V117H151ZM166 116H167V118H166ZM185 118H184V117ZM189 116V117H188ZM195 116H196V119H194L195 118ZM245 116H247V117H245ZM258 117V118H255V117ZM261 116V117H260ZM9 117V118H8ZM12 117V118H11ZM40 117V118H39ZM55 117H56V119H55ZM58 117V118H57ZM62 117V118H61ZM108 117V118H107ZM120 117V118H119ZM138 118H140L138 121H137V119ZM184 118V120H183V118ZM193 117V118H192ZM198 117H200V118H198ZM217 117H218V119H217ZM221 117H224V118H221ZM250 117V118H249ZM8 118V119H7ZM20 118V117H19ZM29 118H31L30 119V121H29ZM42 118H45L46 120L48 119L49 120V118H50V121H46L45 119V121H42ZM95 118V119H94ZM108 120H107V119ZM235 118V119H234ZM238 118V119H237ZM244 118H247V120L246 119H244ZM252 118V119H251ZM260 118V119H259ZM6 121H4V120ZM11 121H10V120ZM13 119V120H12ZM16 119V120H15ZM27 119V120H26ZM38 119V120H37ZM40 119V120H39ZM58 119V120H57ZM116 119V120H115ZM136 119V120H135ZM185 119H187V120H185ZM190 119H192V120H190V121H193V123L192 122H190L189 120ZM205 119H206V121L207 122H205ZM217 119V120H216ZM229 119V120H228ZM240 119V120H239ZM36 121V123H38L39 122V125H40V123L42 124V125H38V127H37V131H35V129H33V128H36L35 126H37L36 125V123L35 122H33V121ZM56 122H55V121ZM60 120V121H59ZM66 120V121H65ZM82 120V121H81ZM101 120H102V122H101ZM111 120L112 121H114V122H111ZM141 120V121H140ZM148 120V121H147ZM183 120V121H182ZM196 120H197V123L199 124H197L196 123ZM200 120V121H199ZM230 120H231V122H230ZM245 120V121H244ZM255 120V121H254ZM259 120V121H258ZM260 120H261V123H260ZM4 121V122H3ZM10 121V122H9ZM18 121H19V123H18ZM86 121H88V122H86ZM111 124H115V125H110L109 126V123ZM124 121V122H123ZM126 121V122H125ZM133 121H134V123H133ZM187 121V122H186ZM224 121V122H223ZM15 122V123H14ZM26 122H28L27 124H32L31 126H34L33 128L30 126L29 128H30V130L28 129V128H26ZM31 122V123H30ZM50 122H51V124H54L55 125V123H56V127L54 126H52V125H50ZM79 122H81V123H79ZM93 122L95 123V125H94V127L96 126V128L98 127V125L99 126H101L102 124V127H99V130L98 131H100V132H97V130L93 127ZM106 122L108 123V124H106ZM117 122V123H116ZM128 122H129V124H128ZM142 122V123H141ZM235 124H234V123ZM256 122H257V124H256ZM8 123V124H7ZM13 123V124H12ZM35 123V125H33ZM44 123V124H43ZM48 125H47V124ZM78 123V124H77ZM90 123H91V125H90ZM127 123V124H126ZM144 123V124H143ZM183 123V124H182ZM191 123V124H190ZM201 123V124H200ZM202 123H205V125L204 124H202ZM224 123H226V124H224ZM17 124V125H16ZM77 124V125H76ZM97 124V125H96ZM118 126H117V125ZM139 124V125H138ZM142 124V125H141ZM148 124V125H147ZM196 124V125H195ZM207 124V125H206ZM214 126H213V125ZM231 124V125H230ZM9 125V127H10V125H11V127H10V130H7L9 127H7V129H5L6 127L5 126H8ZM24 125V126H23ZM108 125V126H107ZM120 125V126H119ZM129 126V128H127V126ZM131 125H132V128L133 129H135V131L131 128ZM133 125L135 126V125H137V126H135V127H133ZM144 125V126H143ZM153 125V126H152ZM205 126V127H203V126ZM210 125V126H209ZM221 125H222V127H221ZM233 125V126H232ZM261 125V126H260ZM14 126H15V128H14ZM17 126V127H16ZM50 126H52V127H50ZM57 126L59 127V128H57ZM66 126V127H65ZM67 126H69V128L67 127ZM73 126V127H72ZM91 126V127H90ZM116 126H117V128H116ZM143 126V127H142ZM191 126V127H190ZM199 126V127H198ZM200 126H202V127H200ZM240 128H239V127ZM256 126H257V128H256ZM4 127V129H2ZM27 127H28V125H27ZM62 127V128H61ZM72 127V128H71ZM92 128L93 127V131L94 132H91V130L92 129H90V128ZM110 127H113V128H110ZM160 129H159V128ZM186 127V128H185ZM207 127V128H206ZM227 127V128H226ZM243 128V130H242V128ZM21 128V129H20ZM51 128H53V130L51 129ZM54 128L55 129H57V131H59V133H62L61 131H63V133L60 135L59 133H55L56 132V130L54 131ZM67 130H66V129ZM84 128V129H83ZM88 128V129H87ZM101 128H103V129H101ZM124 128V129H123ZM170 128V129H169ZM192 130H191V129ZM198 128V129H197ZM201 128V129H200ZM215 130H214V129ZM229 128V129H228ZM12 129H13V131L14 132H16V134H14L13 133V131H12ZM15 129H17V131L15 130ZM24 129V130H23ZM40 129V130H39ZM59 129H61V130H59ZM71 129V130H70ZM90 129V130H89ZM117 131H116V130ZM119 129V130H118ZM138 129V130H137ZM141 129V130H140ZM168 129V130H167ZM243 131V132H240L241 133V135H240V133H237L236 131H241V130ZM2 130V131H1ZM3 130H5V131H3ZM20 132H19V131ZM28 131V132H26V131ZM86 130V131H85ZM88 130H89V132H88ZM102 130V131H101ZM107 130H109V131H107ZM122 130V131H121ZM133 131V132H135L136 133V135H135V133L133 134V132H132V134H131V132H129V131ZM137 130V131H136ZM191 130V131H190ZM201 130L203 131V134L202 133H200L201 132ZM207 130H210L209 132L207 131ZM9 132V134H10V136H11V134H12V137H9V134H8V132ZM35 131V132H34ZM38 131L40 132V133H38ZM75 131V132H74ZM95 131H96V134H94L95 133ZM107 133V134H109V136H107V134H105V132ZM111 131H114V132H116V133H114V132H111ZM121 131V132H120ZM124 131V132H123ZM195 131H199V132H195ZM225 131V132H224ZM24 132H26V133H24ZM32 132V133H31ZM36 132L38 133L37 135L39 136V140H38V137H37V135H36ZM109 132V133H108ZM142 132V133H141ZM206 132H208V134L206 133ZM214 132V133H213ZM216 132V133H215ZM218 132H219V134H218ZM235 132H236V134H235ZM245 132V133H244ZM247 132V133H246ZM251 132V133H250ZM252 132H254V133H252ZM256 132V133H255ZM73 133V134H72ZM83 133V134H82ZM89 133H93V136H94V141L93 142H91L93 139L92 138H90V135H89V137L88 136H86L87 138H88V140H87V138L86 137H84L83 135H87V134H89ZM99 133H101V134H99ZM114 133V134H113ZM117 133H119L118 135H117ZM120 133L122 134V135H124V136H126V137H123L122 135H120ZM127 133V134H126ZM150 133V134H149ZM200 133V134H199ZM223 133V134H222ZM242 133H243V135H245V134H247V135H245V138L244 137H242L243 135H242ZM250 134V136L252 135V137L254 138V140H256L255 142H254V140H253V143H254V145L255 146H253V147H255V148H253L252 147V145H253V143H252V139H249L250 138V136H249V134ZM2 134V135H1ZM6 134H8V135H6ZM13 134H14V136L16 135L17 136V134H19V136L18 137H14L13 136ZM24 134V135H23ZM25 134H27L26 135V137H25ZM30 136H29V135ZM43 134V135H42ZM63 134H65V135H63ZM81 134V135H80ZM131 134V135H130ZM139 135V137H138V135ZM141 134V135H140ZM142 134H143V136H145V137H143L142 138ZM232 134H233V136H232ZM237 134H239V135H237ZM254 134H255V137H254ZM41 135V136H40ZM74 135L76 136V137H74ZM96 135V136H95ZM97 135H100V136H98V137H102V138H100V139H102L101 140V142H103V140H104V138H107V142L106 141H104L103 143H101L100 142V139L98 140V138H96L97 137ZM104 135H106V137L104 136ZM133 135V137H131ZM135 135V136H134ZM176 135V136H175ZM179 135V136H178ZM186 135V136H185ZM193 135V136H192ZM197 135H200L199 137L197 136ZM207 135V136H206ZM210 135V136H209ZM213 135H215V137L213 136ZM218 135V136H217ZM223 135V136H222ZM230 135H231V137H230ZM236 135H237V137H236ZM8 138H7V137ZM34 136V137H33ZM49 136V137H48ZM67 136H69V137H67ZM111 136L113 137V138H111ZM116 136V137H115ZM117 136H119V137H117ZM137 136V137H136ZM164 136V137H163ZM181 136V137H180ZM196 136V137H195ZM217 136V137H216ZM223 137V140L224 141H226V146H224L225 145V142H223V141H221L222 140V137ZM227 136V137H226ZM248 136H249V138H248ZM261 136V137H260ZM18 138V139H14V138ZM23 137V138H22ZM30 139V140H26V139H28V138ZM31 137H33V138H31ZM35 137H37V138H35ZM40 137H42V138H44V137H46L45 139H44V141L43 140H41L42 138H40ZM115 137V138H114ZM129 137H131V138H133L132 140H131V138H129ZM136 137V138H135ZM147 137V138H146ZM149 137H151L150 139H148ZM152 137H154V138H152ZM160 137V138H159ZM192 137V138H191ZM212 137V138H211ZM220 137V138H219ZM236 137V138H235ZM238 137H241L239 140V146H238V144H237V138ZM246 137L251 141H247V139H246ZM7 138V139H6ZM58 140H57V139ZM62 140H61V139ZM69 139V141L71 142H69L71 145H70V147H72V148H69L68 146H69V144H68V139ZM71 138V139H70ZM72 138H73V140H72ZM76 138V139H75ZM84 138V139H83ZM109 138V139H108ZM117 138H119L118 140H117ZM123 138H124V140H123ZM139 138H142V139H140V141L138 140ZM145 138V139H144ZM191 138V139H190ZM216 138V139H215ZM225 138V139H224ZM232 138V139H231ZM36 139V140H35ZM63 139H67L66 140V142L63 140ZM96 139H97V141H96ZM126 139H128V140H126ZM135 139L137 140V141H135ZM144 139V140H143ZM147 139V140H146ZM155 139V140H154ZM163 139H165V140H163ZM210 139H211V141H210ZM215 141H214V140ZM219 139H221V140H219ZM236 141H235V140ZM246 139V140H245ZM10 140H11V142L13 143H11L10 142ZM32 140V143L30 142ZM34 140V141H33ZM56 140V141H55ZM62 141V142H60V141ZM72 140V141H71ZM74 140H75V142H74ZM76 140H77V142H76ZM143 140V141H142ZM152 142H151V141ZM163 140V141H162ZM184 140V141H183ZM197 140H199L200 142H198ZM234 140V145L236 144V146H234L233 145V142H231V141H233ZM7 141H8V143H7ZM25 141H27L26 143L30 146H28L26 143H25ZM36 141H37V143H36ZM39 141H41V142H39ZM43 141V142H42ZM64 141V142H63ZM112 141V142H111ZM122 141V142H121ZM139 141V142H138ZM142 141V143L140 144V142ZM145 141H147L146 142V144L144 143ZM151 142V144H153V145H150V143H148V142ZM153 141H154V143L156 142V143H158V142H162L161 144H156V146L154 145V143H153ZM169 141H171V142H169ZM178 141V142H177ZM181 141V142H180ZM190 141V142H189ZM196 141V142H195ZM217 141V142H216ZM231 143H230V142ZM4 142V143H3ZM24 143V145H23V143ZM36 144V145H34V143ZM60 142V143H59ZM73 142V143H72ZM78 142H81V143H79L78 144ZM106 142V143H105ZM120 143V144H118V143ZM137 142V143H136ZM164 142V143H163ZM195 142V143H194ZM216 142V144H214V143ZM219 142V143H218ZM220 142H222V143H220ZM243 142V143H242ZM246 142H248V143H246ZM33 144V145H31V144ZM65 143V144H64ZM85 143V144H84ZM98 143H100V144H98ZM117 143V144H116ZM173 143V144H172ZM242 145H241V144ZM5 144H8V145H6V149L5 148H3V146L5 147ZM12 144V145H11ZM19 144H21V145H19ZM59 148V149H55V148H57V147H55V145ZM62 144V145H61ZM67 144V145H66ZM78 144V145H77ZM80 144H82V145H80ZM83 144H84V146H83ZM89 144V145H88ZM104 144V145H103ZM111 144H112V146H111ZM138 144H140V145H138ZM170 144V145H169ZM224 144V145H223ZM229 144H231V147L229 146ZM248 144H250V146L248 145ZM256 144L257 145H259V147H258V149L260 150V152H262V153H258V149H257V147H256ZM260 144H261V146H260ZM51 145V146H50ZM52 145H54V146H52ZM61 145V146H60ZM143 145V146H142ZM149 147V149H148V147ZM177 145H178V147H177ZM181 145V146H180ZM213 145H214V147H213ZM18 146V147H17ZM20 146H21V148H22V150H21V148H20ZM25 146V147H24ZM65 147V149H64V147ZM75 146H77V149L79 148V149H82L81 151L84 153L85 152V150H86V152H85V155H83V153L82 152H80V150L78 149H74L75 150V153H74V150H73V148L75 147ZM88 148H87V147ZM93 146H95V147H93ZM109 146V147H108ZM118 146H119V148H118ZM153 146H155L159 151H157V149L155 150V147L154 148H152V150H151V147H153ZM158 146V147H157ZM194 146L195 148H196V150H195V148L192 147ZM211 146V147H210ZM216 146V147H215ZM222 146H224V147H221ZM238 146V147H237ZM246 146V147H245ZM248 146V147H247ZM7 147H8V149H7ZM14 147V148H13ZM17 147V148H16ZM28 147V149L26 150V148ZM44 149H43V148ZM45 147H46V150H45ZM102 147H105V148H103L102 149ZM106 147H108V148H106ZM165 147V149H163ZM170 147V148H169ZM174 147V148H173ZM189 147H190V149H189ZM201 147V148H200ZM221 148V149H218V148ZM236 147V148H235ZM243 147V148H242ZM260 147H261V149H263V151H261V149H260ZM20 148V149H19ZM62 148V149H61ZM76 148V147H75ZM86 148V149H85ZM91 148V149H90ZM96 148V149H95ZM99 148V149H98ZM112 148V149H111ZM192 148V149H191ZM213 148V149H212ZM217 148V149H216ZM239 148H241L240 150H242V151H240L239 150ZM247 148V149H246ZM250 148H251V150L253 151V153H252V151L250 150ZM12 149V150H11ZM39 149V150H38ZM42 149V150H41ZM64 149V150H63ZM93 149V150H92ZM115 149H117V151L115 150ZM168 149V150H167ZM182 149H184V150H186V151H188L187 153H186V151H184V150H182ZM236 149H238V150H236ZM245 149V150H244ZM249 149V150H248ZM15 150V151H14ZM19 150V151H18ZM30 150H33V153H32V151H30ZM36 152H35V151ZM60 151V153H59V151ZM70 150H71V152H70ZM76 150L77 151H79V154H78V152H76ZM90 150V151H89ZM97 150H99V151H97ZM105 150V151H104ZM110 150H111V152H110ZM143 150H144V152H143ZM151 150V151H150ZM167 150V151H166ZM220 150V151H219ZM223 150V151H222ZM230 150H232V151H230ZM247 150V151H246ZM24 152V154H20V153H23ZM26 151H27V153H26ZM52 151V152H51ZM58 151V152H57ZM92 151V152H91ZM117 153H116V152ZM127 151H128V153H127ZM141 151V152H140ZM155 153H154V152ZM162 151H164L163 153L164 154H162ZM170 151V152H169ZM173 151V152H172ZM175 151L177 152V153H175ZM212 153H211V152ZM225 151V152H224ZM230 151V152H229ZM249 151V152H248ZM1 152H5L4 154L3 153H1ZM15 152V153H14ZM30 152V153H29ZM35 152V153H34ZM44 152L47 154H45V155H43L44 154ZM66 152V154L65 155H67L68 154V156H65L64 155V153ZM90 152V153H89ZM100 154V155H98V153ZM122 152H124L125 153V155H124V153H122ZM158 152V153H157ZM159 152H160V154L162 155V157L160 156V154H159ZM181 152H182V154H181ZM193 152V153H192ZM198 152H200V153H198ZM210 152V153H209ZM229 152V153H228ZM234 152V153H233ZM244 152V153H243ZM246 152V153H245ZM7 153V154H6ZM41 153H43V154H41ZM51 153H53V154H51ZM63 153V154H62ZM71 155H70V154ZM73 153V154H72ZM87 153H88V156H93V157H91L90 156V159H89V157L87 156ZM93 153H95V154H93ZM126 153H127V155H126ZM146 153H148V154H146ZM152 153L154 154V155H152ZM166 153V154H165ZM167 153H169V154H167ZM179 153V154H178ZM202 153V154H201ZM219 153V155H217ZM221 153V154H220ZM225 153V154H224ZM230 153H232L233 155L231 156V154ZM235 153H237V155L238 156H240L239 154L240 153H242V156H240L241 158H242V160H244L247 156H249L251 159H252V157H255V155L256 156H260V159L259 160H257V157H256V159H252L253 161H248V159H250V158H246L244 161H242V162H247L248 161V163H250L251 164V162H253L250 166H252V168L251 167H249V165L247 166V163H242L241 161H240V158L239 157H237V155L235 154ZM248 153V154H247ZM250 153V154H249ZM11 154V155H10ZM33 154V155H32ZM77 154V155H76ZM109 154V155H108ZM171 154H173V155H171ZM176 154V155H175ZM192 154V155H191ZM227 154V155H226ZM243 154H245L244 156H243ZM252 154V156H250ZM255 154V155H254ZM262 154V155H261ZM32 155V156H31ZM42 157H41V156ZM52 156V158H51V156ZM60 155H62V156H60ZM76 155V156H75ZM83 155V156H82ZM145 155V156H144ZM179 155V156H178ZM186 155V156H185ZM188 155V156H187ZM195 155V156H194ZM199 155H200V157H202V158H199ZM224 155V156H223ZM236 155V156H235ZM22 156V157H21ZM25 156H26V159H25ZM31 156V157H30ZM78 156L82 159V160H80V158H78ZM106 156V157H105ZM124 156V157H123ZM125 156H127V157H125ZM151 156V157H150ZM155 156V157H154ZM166 156V157H165ZM183 156V157H182ZM212 156V157H211ZM223 156V157H222ZM230 156V157H229ZM18 157V158H17ZM40 157V158H39ZM47 157V158H46ZM50 157V158H49ZM58 157H60V158H58ZM73 157V158H72ZM78 159H77V158ZM88 157V158H87ZM109 157V158H108ZM158 157H160V158H158V159H160V161L159 160H157V158ZM175 157H176V159H175ZM206 157V158H205ZM217 157H218V159H217ZM219 157L221 158V159H219ZM243 157H245L244 159H243ZM261 157H263L262 159H261ZM23 158V159H22ZM53 158H55L56 160H57V158H58V160H60L59 162H58V160L56 161L55 159L53 160ZM68 158H70V159H68ZM84 158H86L84 161V163L86 164V163H89V167H91V164L92 163H94L93 165H92V169H88V167H86L87 166V164L85 165L84 163H83V159ZM99 159V162L101 163L102 161V165L100 164V163H97V160ZM129 158V159H128ZM131 158V159H130ZM135 158V159H134ZM154 158V159H153ZM161 158H162V161H161ZM178 158H179V160H178ZM182 158H183V160H182ZM187 158H188V160H187ZM191 158V159H190ZM222 158H224V159H222ZM232 158L233 159H235V160H232ZM19 159V160H18ZM35 159V160H34ZM43 159H44V161H43ZM74 159H76V160H74ZM93 159V160H92ZM97 159V160H96ZM101 159H103V160H101ZM108 159H109V161H108ZM110 159H112V160H110ZM120 159V160H119ZM166 159H167V161H166ZM215 159V160H214ZM14 160V161H13ZM20 161V162H18V161ZM23 160V161H22ZM27 160L29 161L28 163H27ZM72 160H73V162L74 163H72ZM80 160V161H79ZM95 160H96V162H95ZM176 160V161H175ZM188 162H187V161ZM198 160V161H197ZM208 160V161H207ZM226 161V162H224V161ZM232 161V163H229V161ZM22 161V162H21ZM66 161V162H65ZM79 161V162H78ZM87 161V162H86ZM91 161H92V163H91ZM107 161H108V163H107ZM122 161L123 162H125V163H122ZM132 161V162H131ZM146 161V162H145ZM159 161V162H158ZM180 161V162H179ZM215 161H217L218 162V165H217V163L215 162ZM223 161V162H222ZM236 161V162H235ZM257 161V162H256ZM260 161V162H259ZM7 162V163H6ZM18 162L19 164L17 165L16 163ZM24 162V163H23ZM36 162H38V163H36ZM39 162L41 163V164H39ZM62 162V163H61ZM70 162V163H69ZM82 162V163H81ZM104 162H106V163H104ZM109 162H112L111 164H116L117 162L119 163H117L118 164V171L119 170H121V171H115V173L116 172H118V173H116L117 174V178L115 177L116 176V174H112V172H114V171H112L110 168V170H111V172H110V170L108 169V170H106V165L105 164H110ZM114 162V163H113ZM138 162H140V163H138ZM148 162V163H147ZM162 162V163H161ZM171 164H170V163ZM179 162V163H178ZM207 162V163H206ZM211 162H214V163H212L211 164ZM241 162V163H240ZM258 164V163H261L260 164V167L261 168H259V167H257V166H259V165H257L256 163ZM3 163V164H2ZM21 163V164H20ZM25 163H27V164H25ZM34 163V164H33ZM60 163V164H59ZM78 163V164H77ZM122 163V164H121ZM127 163H129V165L127 164ZM131 163H133V164H131ZM210 163V164H209ZM221 163H223V164H221ZM235 163V164H234ZM263 163V164H262ZM4 164H6V167H5V165ZM11 164V165H10ZM15 166H14V165ZM29 164H30V166H29ZM44 164H47V166L45 165V166H43ZM57 164V165H56ZM77 164V166H75ZM104 164V165H103ZM116 164V165H117ZM135 164V165H134ZM140 164V165H139ZM152 164V165H151ZM154 164V165H153ZM200 164V165H199ZM202 164V165H201ZM205 164V165H204ZM208 164V165H207ZM214 164H215V166H214ZM242 164V165H241ZM254 164H255V166H254ZM8 165V166H7ZM20 165H24L23 166V168L25 169H17V167H19ZM32 165H34L35 166V168H34V166H32ZM70 165V166H69ZM85 165V167L83 168V166ZM99 165H101V166H99ZM121 165V166H120ZM123 165H124V167H123ZM132 165V166H131ZM139 165V166H138ZM143 165V166H142ZM146 165V166H145ZM178 165V166H177ZM193 165V166H192ZM198 165V166H197ZM224 165V166H223ZM230 165V166H229ZM232 165H234V167L232 166ZM244 165H245V168H249L248 170L247 169H245V170H243V167H244ZM26 166V167H25ZM29 166V167H28ZM32 166V167H31ZM79 166V170L77 169V167ZM95 166V167H94ZM97 166H99V169H97ZM103 166L105 167L104 169L106 170V171H104V173L103 172H101V171H103ZM136 166H137V168H136ZM142 166V167H141ZM163 166V167H162ZM186 166V167H185ZM199 166H200V168H199ZM201 166H202V168H201ZM236 166V167H235ZM238 166V167H237ZM241 166H243V167H241ZM247 166V167H246ZM30 167H31V169H30ZM74 167V168H73ZM82 167V168H81ZM117 167V166H116ZM121 167H123V168H121ZM135 167V168H134ZM139 167H141V168H144L145 167V169H141V168H139ZM150 169H149V168ZM182 168V170H181V168ZM189 167H193L192 169L191 168H189ZM213 167V168H212ZM226 167V168H225ZM6 168H7V170H6ZM13 168V170L11 171L10 169H12ZM16 168V169H15ZM40 169V170H38V169ZM81 168V169H80ZM101 168V169H100ZM134 168V169H133ZM139 168V170H138V172H137V169ZM147 168V169H146ZM155 168V169H154ZM157 168H158V170H157ZM196 168V169H195ZM228 168H230V169H228ZM233 168V169H232ZM259 168V169H258ZM14 169L16 170V172L14 171ZM69 169V170H68ZM77 169V170H76ZM86 169H88V170H86ZM96 169V170H95ZM115 169H117V168H115ZM154 169V170H153ZM189 169H191L192 171L190 172V170ZM198 169V170H197ZM228 170V171H225V170ZM236 171H235V170ZM239 169H241V170H239ZM35 170V171H34ZM42 170H44V171H42ZM51 170V171H50ZM83 170H85L84 172H83ZM95 170V171H94ZM98 170H99V172H101V174L99 175V173H98ZM101 170V171H100ZM125 170V171H124ZM128 170H131V171H129V172H127ZM156 170V171H155ZM167 170H169V171H167ZM183 170H186L187 172H189V173H187L186 171H183ZM197 170V171H196ZM202 170L204 171V172H202ZM233 170L235 171V173H233ZM243 170V171H242ZM260 170V171H259ZM18 171V172H17ZM21 171V172H20ZM30 171V172H29ZM32 171V172H31ZM56 172V174H55V172ZM64 171V174L62 173ZM73 171V172H72ZM91 171V172H90ZM97 171V172H96ZM108 171L113 175L112 176V178H110L109 176H111V174L109 175L108 174ZM132 171H135V173L134 172H132ZM151 171V172H150ZM199 171V172H198ZM240 171V172H239ZM9 172V173H8ZM13 172V173H12ZM35 172V173H34ZM41 172V173H40ZM45 172H48V173H45ZM77 172H79V173H77ZM81 172H83V173H81ZM88 173V175H87V173ZM107 172V173H106ZM134 174L133 176H132V174ZM145 172V173H144ZM160 172V173H159ZM196 172V173H195ZM200 172H202V174L200 173ZM218 172V173H217ZM227 172V173H226ZM243 172L244 173H246V176H245V174H243ZM259 172V173H258ZM4 173V174H3ZM8 173V174H7ZM11 173V174H10ZM33 173V174H32ZM86 173V174H85ZM105 173L107 174V177H104V176H106L105 175ZM122 173H124V174H122ZM129 173V174H128ZM151 173V174H150ZM179 173V174H178ZM182 173V174H181ZM185 173H187L186 175H185ZM193 173H195V174H193ZM200 173V174H199ZM240 173H242V176H241V174ZM248 173H250V176H249V174ZM251 173H253V174H251ZM258 173V174H257ZM52 174H53V176H52ZM68 174V175H67ZM70 174V175H69ZM79 174H83V175H79ZM91 174H93V175H91ZM104 174V175H103ZM126 174H128V176H126ZM143 175V176H141V175ZM148 174V175H147ZM157 174V175H156ZM164 174V175H163ZM197 174H199L201 177H203V178H201L199 175H198V177H197ZM207 174H209V175H207ZM219 174V175H218ZM240 174V175H239ZM259 174H261L260 176H262V178L259 176ZM12 175V176H11ZM16 175V176H15ZM19 175V176H18ZM28 175V176H27ZM33 175V176H32ZM37 176V177H35V176ZM74 175V176H73ZM109 175V176H108ZM115 175V176H114ZM123 176V177H121V176ZM182 175H183V177H182ZM191 175V176H190ZM204 175H206V176H204ZM210 175H211V177H210ZM221 175V176H220ZM234 175H235V177H234ZM238 175V176H237ZM254 175V177H252ZM257 175V176H256ZM2 176V177H1ZM14 176V177H13ZM25 176H27V177H25ZM46 176V177H45ZM67 176V177H66ZM76 176V177H75ZM82 176H83V178L85 179H83L82 178ZM96 176V177H95ZM138 176V177H137ZM145 176V177H144ZM148 176V177H147ZM152 176V177H151ZM180 176H181V178H180ZM187 176H189L188 178H187ZM194 176H196V177H194ZM230 176V177H229ZM256 176V177H255ZM259 176V177H258ZM4 177V178H3ZM21 177V178H20ZM30 177L32 178L31 180H29L30 179ZM49 177V178H48ZM58 177V178H57ZM78 177V178H77ZM93 177H94V179H93ZM102 179H101V178ZM115 177V178H114ZM119 177H121V178H119ZM127 177V179H128V182H127V180L125 179ZM128 177H131V179L134 177H136L135 179L133 178L132 180L131 179H129ZM142 177V178H141ZM149 177H151V178H149ZM155 177V178H154ZM169 177V178H168ZM205 177H206V181H205ZM210 177V178H209ZM225 177V178H224ZM226 177H229V178H226ZM234 177V178H233ZM239 177V178H238ZM250 177V179H248ZM12 178H13V180H12ZM28 178V179H27ZM62 178L64 179V180H62ZM66 178V179H65ZM69 178H71L70 180L72 181H70L69 180ZM96 178H99L98 180L96 179ZM104 178V179H103ZM107 178V179H106ZM115 179V180H113L112 181V179ZM138 178V179H137ZM145 178V180H143ZM165 178V179H164ZM178 178V179H177ZM187 178V179H186ZM190 178V179H189ZM194 178H196V180L194 179ZM202 180H201V179ZM216 178V179H215ZM258 178V179H257ZM20 179V180H19ZM22 179V180H21ZM27 181H26V180ZM55 179V180H54ZM61 179V180H60ZM109 179V180H108ZM121 179V180H120ZM122 179H125V180H122ZM139 179L142 181V183L139 181ZM155 179V180H154ZM164 179V180H163ZM167 179V180H166ZM172 179V180H171ZM189 179V180H188ZM218 179V180H217ZM225 179H227V180H224ZM231 179V180H230ZM232 179H234V180H232ZM254 181H253V180ZM33 180V182H30V181H32ZM35 180H37L35 183H34V181ZM67 180V182L66 183H64L65 181ZM74 180V181H73ZM96 180V181H95ZM106 180H108V181H106ZM120 180V181H119ZM156 180H160L159 182L158 181H156ZM171 180V181H170ZM174 180V181H173ZM190 180H192V181H190ZM193 180H195V183H194V181ZM214 180V181H213ZM217 180V181H216ZM221 180V181H220ZM244 180V181H243ZM261 180V181H260ZM43 181V182H42ZM45 181V182H44ZM61 181V182H60ZM75 181H77L78 182V184H77V182H75ZM83 181V182H82ZM95 181V182H94ZM98 181V182H97ZM105 181H106V184H105ZM110 181V182H109ZM115 181H116V184H114L115 183ZM124 181H126V183L124 182ZM131 181V182H130ZM138 183H136V182ZM139 181V182H138ZM146 181H148V183L146 182ZM150 181H153V184H151L152 182H150ZM165 181H167V182H165ZM176 181V182H175ZM186 181V182H185ZM201 181H202V184H199V183H201ZM205 181V182H204ZM211 181V182H210ZM224 181V182H223ZM239 181V182H238ZM248 183H247V182ZM258 183H257V182ZM25 182V183H24ZM38 182V183H37ZM71 182V183H70ZM73 182H75V184L73 183ZM94 182V183H93ZM102 182V183H101ZM109 182V183H108ZM118 182V183H117ZM119 182H120V184H119ZM123 184H122V183ZM145 182L147 183V184H151L150 186H151V188L150 189H148L147 190V188L148 187H146V186H148V185H146L145 184ZM155 182V183H154ZM171 183V185H170V183ZM192 182L195 184L194 186L192 185ZM211 184H210V183ZM216 182H219V183H222V184H219V185H217V183ZM227 182V183H226ZM231 183V184H229V183ZM245 185H242V183ZM246 184H245V183ZM259 182H260V184H259ZM7 183V184H6ZM28 183V184H27ZM49 183V184H48ZM69 183V184H68ZM103 183L105 184V186L103 185ZM130 183V184H129ZM131 183H132V185L134 186H131ZM157 183H159V184H157ZM204 183V184H203ZM216 184V185H213V184ZM229 185V186H231V185H233V186H231V187H226L227 185ZM241 183V184H240ZM257 185H256V184ZM261 183H263V184H261ZM4 184V185H3ZM39 184V185H38ZM46 184V185H45ZM98 185V187H95V186H97ZM101 184H102V186H101ZM111 185V187L109 188V186ZM114 184V185H113ZM145 184V185H144ZM157 184V185H156ZM161 184H164L165 185V187H164V185L162 186ZM183 184H186V185H183ZM189 184V185H188ZM191 184V185H190ZM207 184V185H206ZM210 184V185H209ZM235 184V185H234ZM236 184H237V188H236ZM240 186H243V187H246V188H242V187H240ZM248 184V185H247ZM253 184V185H252ZM3 185V186H2ZM6 185V186H5ZM34 187H33V186ZM76 185V186H75ZM80 185H81V188H83V187H87V188H83L84 190L82 191V189L80 188ZM109 185V186H108ZM124 185V186H123ZM128 185H130V186H128V188L126 189V187ZM140 185V186H139ZM143 185V186H142ZM154 185V186H153ZM199 185V186H198ZM212 185V186H211ZM223 185V186H222ZM263 185V186H262ZM37 186V187H36ZM45 186V187H44ZM75 186V187H74ZM100 186V187H99ZM104 186V187H103ZM120 186V187H119ZM144 186H145V188H144ZM158 186H159V188H158ZM172 186V187H171ZM201 186V187H200ZM211 186V187H210ZM220 186H221V188H223V190L220 188ZM251 186V187H250ZM46 187H47V190H46ZM52 187V188H51ZM72 187V188H71ZM132 187V188H131ZM185 187V188H184ZM204 187V188H203ZM206 187V188H205ZM208 187V188H207ZM212 187H214L215 189L213 190V188ZM13 188V189H12ZM77 188V189H76ZM80 188V189H79ZM91 188V189H90ZM98 188H101V189H98ZM107 188V189H106ZM113 190H112V189ZM123 188H125V189H123ZM153 188V189H152ZM168 188V189H167ZM175 188V189H174ZM212 188V189H211ZM217 188H220V189H217ZM225 188H227V189H229V191H227V189H225ZM236 188V189H235ZM242 188V189H241ZM263 188V189H262ZM8 189H9V191H8ZM54 189H55V192H54ZM58 189H60V190H58ZM88 189H89V191H88ZM111 189V190H110ZM117 189V190H116ZM121 189V190H120ZM134 189V190H133ZM136 189V190H135ZM143 189V190H142ZM184 189H186V190H184ZM191 191H190V190ZM195 189H198V190H195ZM199 189H201V190H199ZM202 189L204 190V189H206L205 191L206 192H210L211 194H209V193H206V192H202ZM224 189L226 190V192L224 191ZM235 189V190H234ZM240 189H241V191H240ZM248 189V190H247ZM256 189V190H255ZM62 190H63V192H62ZM75 190V191H74ZM85 190H86V192H85ZM92 192H91V191ZM95 192H94V191ZM101 190V191H100ZM106 192H104V191ZM119 190V191H118ZM131 190V191H130ZM150 190V191H149ZM189 190V191H188ZM195 190V191H194ZM210 190H213L215 193H213V191H210ZM231 190V191H230ZM239 190V191H238ZM246 190V191H245ZM261 190V191H260ZM8 191V192H7ZM46 191H48L47 193H46ZM51 191V192H50ZM66 191V192H65ZM68 191H72L71 193L70 192H68ZM76 191H77V193H76ZM100 191V192H99ZM112 191H116V192H112ZM125 192V193H122V192ZM130 191V192H129ZM138 191V193H136ZM153 191H156V193L155 192H153ZM159 191V192H158ZM165 191V192H164ZM181 191V192H180ZM186 191H188V192H186ZM196 191H198L199 192V194L196 192ZM221 191V192H220ZM224 191V192H223ZM234 191H236V192H234ZM246 193H245V192ZM54 192V193H53ZM68 192V193H67ZM99 192V193H98ZM117 192H118V194H117ZM136 194V196H135V194ZM163 192V193H162ZM183 192V194H181ZM186 192V193H185ZM237 192H238V194H237ZM251 194H250V193ZM253 192L255 193V194H253ZM2 193H4V194H2ZM6 193V194H5ZM35 193V194H34ZM38 193V194H37ZM109 193V194H108ZM112 193V194H111ZM154 193V194H153ZM159 193H161V195L163 194H165L164 196L162 195H160ZM188 193V194H187ZM220 193V194H219ZM222 193V194H221ZM229 193H230V195H229ZM233 193H235V194H233ZM240 193V194H239ZM246 195H245V194ZM256 193H260L259 195H257ZM262 193V194H261ZM24 194V195H23ZM62 194V195H61ZM84 194V195H83ZM88 194V195H87ZM90 194V195H89ZM96 194V195H95ZM105 194V195H104ZM113 196V198H112V196ZM134 194V195H133ZM158 194V195H157ZM192 194V195H191ZM207 194V195H206ZM209 194V195H208ZM227 194V196H225ZM232 194V195H231ZM244 194V195H243ZM249 196H248V195ZM6 195V196H5ZM36 195V196H35ZM38 195V196H37ZM40 195V196H39ZM73 195V197L71 198V196ZM87 196V197H84V196ZM98 195V196H97ZM102 195H104L105 196V200H103V198L101 197ZM115 195H118V196H115ZM125 195V196H124ZM149 195H150V198H149ZM156 195V196H155ZM189 195H190V197H189ZM198 195V196H197ZM204 195V196H203ZM210 195H211V197H210ZM218 195V196H217ZM222 195V196H221ZM235 195V196H234ZM236 195H237V197H236ZM238 195H240V196H238ZM49 196V197H48ZM56 196V197H55ZM59 196H61L60 198H59V200L57 199ZM66 196V197H65ZM76 196V197H75ZM103 196V197H104ZM109 196V197H108ZM123 196V197H122ZM128 196V197H127ZM134 196V197H133ZM137 196H138V198H137ZM158 196V197H157ZM199 196L201 197V198H199ZM203 196V197H202ZM205 196H207V197H205ZM209 196V197H208ZM221 197V200L220 199H217V197ZM229 196V197H228ZM231 196V197H230ZM254 196V197H253ZM260 196V199L258 198ZM4 197V198H3ZM6 197H8V198H6ZM11 197V198H10ZM27 197V198H26ZM36 197V198H35ZM44 197V198H43ZM52 197H54L53 199H52ZM64 197V198H63ZM71 199H70V198ZM75 197V198H74ZM78 197V198H77ZM82 197V198H81ZM95 197V198H94ZM111 199L110 201H109V199ZM118 199H117V198ZM121 197V198H120ZM144 197V198H143ZM165 197V198H164ZM178 197V198H177ZM184 197V198H183ZM193 197V198H192ZM195 197V198H194ZM219 197V198H220ZM228 197V198H227ZM236 197V198H235ZM251 197V198H250ZM3 198V199H2ZM15 198V199H14ZM39 198V199H38ZM46 198V199H45ZM58 200H56V199ZM66 198V199H65ZM83 198H84V200H83ZM120 198V199H119ZM145 198H147V199H145ZM152 198V199H151ZM186 198V199H185ZM191 198V200H189V199ZM199 200H198V199ZM212 198V199H211ZM216 199V201H215V199ZM6 199V200H5ZM20 199H23V200H20ZM47 200V202L45 201V200ZM50 199V200H49ZM62 201H61V200ZM65 199V202H63V200ZM69 199V200H68ZM78 199H80V200H78ZM90 199H92L91 201H90ZM100 199H101V201H100ZM107 199V200H106ZM132 199V200H131ZM135 201H134V200ZM137 199V200H136ZM153 199H154V201H153ZM185 199V200H184ZM195 199H197V200H194ZM201 199V200H200ZM203 199V200H202ZM207 199V200H206ZM232 199V200H231ZM259 199V201H257ZM263 199V200H262ZM16 200H19V201H17V203H16ZM49 200V201H48ZM57 202H56V201ZM68 200V201H67ZM70 200H74L73 202H71ZM83 201V202H80V201ZM86 200V201H85ZM118 200H120L119 202H118ZM142 200H143V202H142ZM190 201V202H188V201ZM217 200H219V201H217ZM225 202H224V201ZM4 201V202H3ZM10 201V202H9ZM22 201V202H21ZM26 201V202H25ZM31 201V202H30ZM39 201H41V202H39ZM61 201V202H60ZM67 201V202H66ZM76 201H78L77 203H76ZM87 201L89 202V203H87ZM99 201V202H98ZM105 201L107 202V203H105ZM128 201V203H126ZM129 201H131V202H133L132 204L131 203H129ZM149 201V202H148ZM174 201V202H173ZM181 201H186V204L184 203V202H181ZM214 201V202H213ZM12 202H14V203H12ZM24 202V203H23ZM35 202V203H34ZM56 204H55V203ZM110 202H113L114 204L117 202L118 204H116V206H114V204L112 203V205H113V207H110V206H112V205H110L109 206V204H110ZM136 202H137V204H136ZM154 202H156V203H158V205L160 204H162V208H160L159 210L157 209L158 208V205H156V203H154ZM159 202H161V203H159ZM176 202V203H175ZM181 202V204L179 205V203ZM209 202V203H208ZM213 202V203H212ZM34 205H33V204ZM40 203V204H39ZM41 203H42V205H41ZM48 203V204H47ZM65 203V204H64ZM70 205H69V204ZM75 203H76V205L77 206H75ZM85 203H87V204H85ZM93 205H92V204ZM109 203V204H108ZM148 203V204H147ZM182 203H183V205H182ZM189 203H191V206L190 205H187V204H189ZM204 203V204H203ZM31 204V205H30ZM46 204V205H45ZM49 204H51V205H49ZM56 206H55V205ZM57 204H58V206H57ZM60 204V205H59ZM74 204V205H73ZM89 204V205H88ZM96 204V205H95ZM98 204V205H97ZM107 204V205H106ZM121 204V205H120ZM122 204H124V205H122ZM145 204H147V206L145 205ZM157 206H155V205ZM164 204V205H163ZM178 205L177 207H175L174 205ZM206 204V205H205ZM253 204V205H252ZM36 205H38V206H36ZM69 205V206H68ZM82 206L83 205V207L81 208L80 206ZM85 205V206H84ZM99 205H101V206H99ZM119 205V206H118ZM127 205V206H126ZM132 207H130V206ZM137 205V206H136ZM140 205L141 206H143V207H140ZM170 205V206H169ZM193 205V206H192ZM260 205V206H259ZM50 206V207H49ZM57 207L56 209L55 208H52V209H50L51 207ZM62 206V207H61ZM71 206V207H70ZM75 206V207H74ZM86 206H88V208H85ZM92 206V207H91ZM95 206V207H94ZM98 206V207H97ZM104 206V207H103ZM120 206H121V208H120ZM146 206V207H145ZM155 206V207H154ZM164 206V207H163ZM183 207V208H181V207ZM240 206V207H239ZM249 206H251L250 208L251 209H249ZM74 207V208H73ZM102 207V208H101ZM122 207H123V209H124V211H123V209H122ZM125 207V208H124ZM135 207V208H134ZM151 207V208H150ZM160 207V206H159ZM185 207V208H184ZM190 209H189V208ZM192 207V208H191ZM203 207H204V209H203ZM207 207V208H206ZM246 207V208H245ZM263 207V208H262ZM4 208H5V211H4ZM59 208V209H58ZM70 208V209H69ZM91 208H93V209H91ZM95 208V209H94ZM109 208H114V212H113V210L112 209H109ZM137 208V209H136ZM142 210H141V209ZM145 209V211H144V209ZM158 210V212L160 213V215H162L163 217H164V215H165V217L163 218L162 216H160V215H158L159 213L156 211V209ZM179 208H181V209H179ZM201 208V209H200ZM245 208V209H244ZM3 209V210H2ZM58 209V210H57ZM77 209H79V210H77ZM84 209H86L85 211H86V213H85V211H84ZM88 209H89V211L90 212H88ZM91 209V210H90ZM99 211H98V210ZM100 209H101V212H100ZM118 209V210H117ZM136 211H135V210ZM153 209V210H152ZM174 209H176V210H174ZM179 209V210H178ZM187 209H188V212H185V211H187ZM193 209V210H192ZM197 209V210H196ZM239 209V210H238ZM13 210H15V211H13ZM60 210V211H59ZM92 210H95V212H93ZM122 210V211H121ZM137 210H141L142 212H144V213H142L141 211H137ZM150 211L149 212V216H148V211ZM154 210H155V212H154ZM164 211V212H160V211ZM181 210V211H180ZM185 210V211H184ZM201 210H202V213H201ZM241 210V211H240ZM56 213H55V212ZM77 211H78V213H77ZM97 211V212H96ZM118 211V212H117ZM129 211H131V212H129ZM153 211V212H152ZM169 211H170V213H169ZM176 211V212H175ZM178 211H180V213L178 212ZM190 211V212H189ZM200 211V212H199ZM206 211V212H205ZM220 211V212H219ZM238 211V212H237ZM250 211H251V214H250ZM48 212V213H47ZM60 212V213H59ZM63 212V214H61ZM75 212H76V215H74L75 214ZM80 212V213H79ZM83 212H84V214H83ZM102 212H103V214L105 213V215H103L102 214ZM109 212H111V213H109ZM113 212V213H112ZM116 212H117V214H118V216H119V214L121 215V216H119V218H117L118 216H117V214H116ZM119 212H121V213H119ZM124 212V213H123ZM178 212V213H177ZM210 212V213H209ZM249 212V213H248ZM8 215H7V214ZM97 214V216L95 215V214ZM98 213H99V215H100V217H98ZM115 213V214H114ZM136 215H135V214ZM139 213H141L142 214V216H141V214L139 215ZM145 213H147V214H145ZM154 213H157V214H155V215H153ZM167 215H166V214ZM184 213V214H183ZM188 213H190L189 215H188ZM198 213H200V214H198ZM260 213V214H259ZM18 214V215H17ZM29 214V215H28ZM56 214V215H55ZM81 214L82 215H84V217L83 216H81ZM92 214V215H91ZM125 214H129V215H125ZM150 214H152L151 216H150ZM180 214V215H179ZM184 216H183V215ZM197 215V216H194V215ZM202 214H204V216H205V214H206V218L202 215ZM208 214V215H207ZM253 214V215H252ZM2 215V216H1ZM5 217H4V216ZM13 215H16L15 217L13 216ZM23 217H22V216ZM32 215V216H31ZM38 215V216H37ZM41 215V216H40ZM69 215V216H68ZM93 215H95V217L93 216ZM110 215H112L111 217H110ZM113 215L115 216L114 218H113ZM122 215H123V217H122ZM138 215V216H137ZM146 217H145V216ZM160 216V217H158V216ZM186 215V216H185ZM200 215H202V216H200ZM213 215V216H212ZM245 215V216H244ZM51 216V217H50ZM57 216V217H56ZM77 216V217H76ZM79 216V217H78ZM93 216V217H92ZM102 216H103V218H102ZM133 216V218L135 217V218H144V221H145V223H144V221L143 222H141L142 224H144L143 226H142V224L141 223H139V224H136L135 225V223H133V222H131L130 220H132L133 218H131ZM154 216H156L155 218H154ZM173 216V217H172ZM244 216V217H243ZM255 216H256V218H255ZM29 217V218H28ZM31 217V218H30ZM39 217V218H38ZM43 217V218H42ZM64 217V218H63ZM68 217V218H67ZM87 217H89V218H87ZM121 217V218H120ZM131 218V219H128L129 220V223H128V220H127V218ZM152 217L154 218V219H152ZM158 217V218H157ZM171 217V218H170ZM187 217V218H186ZM195 217V218H194ZM198 217V218H197ZM215 217V218H214ZM257 217H259L260 218V220H259V218H257ZM13 218L15 219L14 221H13ZM34 218V219H33ZM45 218V219H44ZM51 218L53 219V220H51ZM80 218V219H79ZM105 218H107V219H105ZM111 218H113V219H111ZM117 218V219H116ZM149 220H148V219ZM157 218V219H156ZM200 218V219H199ZM204 218V219H203ZM228 220H227V219ZM262 218V219H261ZM11 219H12V221H11ZM63 219V220H62ZM116 219V220H115ZM127 220L126 222L124 221V220ZM152 219V220H151ZM156 219V220H155ZM163 219L166 221V223L163 221ZM178 219V220H177ZM225 219V220H224ZM250 221H249V220ZM3 220V221H2ZM17 220V222H18V224L15 222ZM24 220V221H23ZM26 220H28L27 221V223H26ZM36 220H37V222H36ZM39 220V221H38ZM40 220H42V221H44V222H41ZM70 220V221H69ZM83 220V221H82ZM85 220V221H84ZM92 220V221H91ZM106 220V221H105ZM114 222H113V221ZM118 220V221H117ZM121 220V221H120ZM148 220V221H147ZM154 220H155V222H154ZM162 222H161V221ZM198 220V221H197ZM203 220V221H202ZM208 220V221H207ZM216 220V221H215ZM246 220H247V222H246ZM253 220V221H252ZM9 221H11V222H9ZM21 221V222H20ZM32 221H34L33 223H32ZM52 221V222H51ZM58 221H59V223H58ZM68 221V222H67ZM105 221V222H104ZM119 223H117V222ZM160 221V222H159ZM218 221V222H217ZM220 221V222H219ZM222 221V222H221ZM252 221V222H251ZM20 222V223H19ZM24 222L26 223L25 225H24ZM55 222H57V223H55ZM88 222H91V223H88ZM97 222V223H96ZM100 222V223H99ZM111 222V223H110ZM123 222V223H122ZM149 222V223H148ZM151 222V223H150ZM206 222H210V223H206ZM229 222V223H228ZM261 222V223H260ZM6 223V224H5ZM12 223V224H11ZM16 223V224H15ZM22 223H23V225H22ZM45 223V224H44ZM122 223V224H121ZM156 223H157V226H156ZM162 225H161V224ZM202 224V226H200L201 224ZM203 223H205V224H203ZM244 223H245V225H244ZM259 223V224H258ZM4 224V225H3ZM32 224H34L35 226H33ZM37 224H40V226L38 225V228H41V226H42V224L44 225V226H42L43 228L44 227H47L48 229H46V228H44V230H46L45 231V233L44 234H42V236L41 237H38L37 239L35 238V239H33L34 241H27V239L26 238H24L23 236V239H22V237H21V233H22V229H28V228H26V227H37ZM54 224V225H53ZM59 225V226H57V225ZM96 224V225H95ZM113 224H114V227H112L113 226ZM150 224V225H149ZM155 224V225H154ZM158 224L161 226H158ZM164 224V225H163ZM189 224V225H188ZM20 225V226H19ZM22 225V226H21ZM48 225V226H47ZM84 225V226H83ZM90 225V226H89ZM91 225H95V226H91ZM102 225V226H101ZM124 227H123V226ZM179 225V226H178ZM217 225V226H216ZM240 225V226H239ZM61 226V227H60ZM80 226V227H79ZM83 226V227H82ZM87 226V227H86ZM101 226V227H100ZM103 226H104V229H103ZM105 226L106 227H108V228H105ZM126 226V227H125ZM169 226V227H168ZM8 227V228H7ZM10 227H12V230L11 229H9ZM19 227H20V229H19ZM25 227V228H24ZM49 227L51 228V230L49 229ZM60 230H57V228ZM62 227H64V229L62 228ZM112 227V228H111ZM119 227V228H118ZM128 227V228H127ZM133 227H134V229H133ZM148 227V228H147ZM220 227V228H219ZM5 228V229H4ZM55 228H56V230L57 231H55ZM77 228V229H76ZM116 228L118 229V231L116 230ZM122 228H123V230H122ZM133 230H132V229ZM164 228V229H163ZM166 228V229H165ZM171 228V229H170ZM192 230H191V229ZM236 228V229H235ZM243 228V229H242ZM255 228V229H254ZM7 229H9V230H11V231H15V233H10V235L7 233L8 231H7ZM14 229V230H13ZM54 229V230H53ZM100 229V230H99ZM102 229V230H101ZM154 229V230H153ZM185 229V230H184ZM189 229V230H188ZM214 229H216V230H214ZM218 229V230H217ZM63 230V231H62ZM66 230H68V231H66ZM76 230V231H75ZM88 230H89V232H88ZM130 230V231H129ZM157 230H158V232H157ZM161 230V231H160ZM175 230V231H174ZM212 230V231H211ZM214 230V231H213ZM240 230V231H239ZM262 230V231H261ZM48 231V232H47ZM55 231V232H54ZM75 231V232H74ZM124 231H126L127 233V236H126V234H125V232ZM139 231V232H138ZM166 232V234H165V232ZM183 231V232H182ZM185 231V232H184ZM193 231H196V232H193ZM5 232V233H4ZM17 232V233H16ZM50 232H53L52 234L53 235H51L50 234ZM60 232H61V234H63V235H61L60 234ZM63 232V233H62ZM97 232H99V233H97ZM105 232H107V233H105ZM110 232V233H109ZM138 232V233H137ZM148 232V233H147ZM154 232V233H153ZM168 232V233H167ZM209 232V233H208ZM212 234H211V233ZM256 232V233H255ZM263 232V233H262ZM55 233H57L58 235H56ZM65 233V234H64ZM66 233H68L67 235H66ZM70 233H71V236H70ZM80 233V234H79ZM89 233V234H88ZM91 233L93 234V235H91ZM96 233V234H95ZM101 233V234H100ZM121 233V234H120ZM144 233V234H143ZM150 233V234H149ZM170 233V234H169ZM172 233V234H171ZM182 233V234H181ZM189 233V234H188ZM215 233V234H214ZM238 233V234H237ZM249 233V234H248ZM77 234V235H76ZM79 234V235H78ZM86 234V235H85ZM99 234V235H98ZM146 234V235H145ZM152 234V235H151ZM162 234H164V235H162ZM178 234V235H177ZM220 234V235H219ZM6 235V236H5ZM15 235H17L16 237H15ZM89 236V237H86V236ZM97 235V236H96ZM112 235H113V238H111L112 237ZM115 235H116V237H115ZM120 235V236H119ZM123 235H125L126 236V238H124V240H123ZM129 235V236H128ZM135 235V236H134ZM138 235H139V237H138ZM147 235H149V236H147ZM159 235H160V237L163 239H161L160 237H159ZM176 237H175V236ZM181 235V236H180ZM214 235V236H213ZM246 235V236H245ZM11 236V237H10ZM77 236V237H76ZM79 236V237H78ZM81 236V237H80ZM83 236H85V237H83ZM93 236V237H92ZM106 236V237H105ZM124 236V237H125ZM131 236V237H130ZM144 236V237H143ZM150 236H152V237H150ZM155 236V237H154ZM169 236V237H168ZM173 236V237H172ZM178 236V237H177ZM192 236V237H191ZM224 236V237H223ZM228 236V237H227ZM256 236H257V238H256ZM5 237H8V239L6 238V240H7V242L5 241ZM15 238L16 240H14L13 238ZM46 237V238H45ZM48 237V238H47ZM72 237H75V238H72ZM92 239H91V238ZM95 237V239H93ZM143 237V238H142ZM154 237V238H153ZM159 237V238H158ZM167 237V238H166ZM193 237H195V238H193ZM54 238H55V240H54ZM58 238V239H57ZM60 238L62 239V240H60ZM88 238H90V240L88 239ZM118 238V239H117ZM127 238H128V240H127ZM131 238V239H130ZM149 238V239H148ZM174 238V239H173ZM180 238V239H179ZM181 238H183V239H181ZM189 238V239H188ZM191 238V239H190ZM216 238V239H215ZM223 238V239H222ZM9 239H10V242H9ZM65 239H66V241H68V240H70V241H73V243L72 242H70V241H68L69 242V244L68 243H65L66 241H65ZM68 239V240H67ZM84 241H83V240ZM137 241H136V240ZM142 239V240H141ZM153 239V240H152ZM160 239V240H159ZM177 239H179V240H177ZM201 239V240H200ZM260 239V240H259ZM24 240H26L27 241V243H26V241H24ZM35 240H37L36 242H35ZM40 240V241H39ZM49 242H48V241ZM50 240H51V242H50ZM56 240H58V241H56ZM82 240V241H81ZM87 240V241H86ZM88 240L89 241H91L90 242V244H87V242H88ZM134 240V241H133ZM152 240V241H151ZM196 240V241H195ZM259 240V241H258ZM5 241V242H4ZM21 241V242H20ZM22 241H23V243H22ZM44 241H46V242H48V243H46V242H44ZM74 241H78V243L80 242V244H76L77 242H74ZM94 241V242H93ZM99 243V245L97 244V242ZM111 241V242H110ZM113 241V242H112ZM119 241V242H118ZM177 241V242H176ZM214 241V242H213ZM217 241H218V243H217ZM16 242V243H15ZM18 242V243H17ZM39 242V243H38ZM63 242V243H62ZM82 242V243H81ZM84 242V243H83ZM120 242L122 243V245L120 244ZM131 242V243H130ZM151 242H154V243H151ZM184 242V243H183ZM186 242V243H185ZM216 242V243H215ZM232 242V243H231ZM237 242V243H236ZM261 242V243H260ZM4 243H6V244H4ZM11 243H13V244H11ZM21 243V244H20ZM25 243V244H24ZM34 243V244H33ZM54 243V244H53ZM60 243H61V245H60ZM89 243V242H88ZM94 243H96L95 245H94ZM108 243V244H107ZM113 243V244H112ZM160 243H162V244H160ZM204 243V244H203ZM209 243H211V246H210V244ZM213 243V244H212ZM221 243V244H220ZM231 243V244H230ZM258 243V244H257ZM15 244V245H14ZM30 244V245H29ZM53 246H51V245ZM73 244H74V246H73ZM91 244H93V245H91ZM102 244V245H101ZM125 246H124V245ZM138 244V245H137ZM152 244V245H151ZM177 244V247H175V245ZM199 244H201L200 245V247H199ZM219 244V245H218ZM260 244H261V246H262V248H261V246H260ZM14 245V246H13ZM26 245H27V247H26ZM81 245V246H83V247H85V250L84 251H79L78 252V250L77 249H79L80 247L79 246ZM113 245V246H112ZM132 245H134V246H132ZM136 245V246H135ZM139 245H140V247L142 246V248H140L139 247ZM151 247H150V246ZM162 245V246H161ZM169 245V246H168ZM173 245V246H172ZM197 245V246H196ZM204 245V246H203ZM206 245V246H205ZM207 245H209V246H207ZM218 245V246H217ZM259 245V246H258ZM48 246V247H47ZM56 248H55V247ZM60 246H62V247H59ZM75 246H77V247H79V248H76ZM90 246V247H89ZM92 246V247H91ZM107 246V247H106ZM116 246V247H115ZM157 246V247H156ZM182 246V247H181ZM192 247V250L190 249L191 247ZM202 246V247H201ZM222 248H221V247ZM238 246V247H237ZM258 246V247H257ZM32 247H33V250H32ZM40 247L42 248L41 250H40ZM51 247V248H50ZM64 247V248H65ZM88 247V248H87ZM105 247V248H104ZM118 247V248H117ZM122 247V248H121ZM156 247V248H155ZM163 249H162V248ZM183 247H185V248H183ZM187 247V248H186ZM225 247V248H224ZM227 247V248H226ZM237 247V248H236ZM242 247H244V249L242 248ZM246 247V248H245ZM252 247V248H251ZM256 249H255V248ZM34 248H35V250L36 251H34ZM91 248V249H90ZM93 248V249H92ZM107 248V249H106ZM110 248V249H109ZM140 248V249H139ZM183 248V250H181ZM204 248V249H203ZM254 248V249H253ZM45 249V250H44ZM55 251H54V250ZM58 251H57V250ZM103 251H102V250ZM117 249V250H116ZM142 249V250H141ZM201 251H200V250ZM219 249V250H218ZM243 249V250H242ZM247 249V250H246ZM249 249V250H248ZM252 249V250H251ZM40 250V251H39ZM60 250V251H59ZM80 250V249H79ZM94 250V251H93ZM126 250V251H125ZM165 250V251H164ZM179 250H180V252H179ZM207 250V251H206ZM209 250V251H208ZM240 250V251H239ZM256 250V251H255ZM51 251H53V253H51ZM86 251H88L89 253H90V255H86V253L87 254H89L88 252H86ZM101 251V252H100ZM160 251V252H159ZM172 251V252H171ZM176 251V252H175ZM187 251V252H186ZM228 251H229V253H228ZM248 251V252H247ZM47 252V254L46 253H44V254H46V255H49V253ZM59 252V253H58ZM72 252V251H71ZM72 252V253H73ZM79 254H78V253ZM140 252V253H139ZM164 252V253H163ZM187 254H186V253ZM191 252H192V254H191ZM204 254H203V253ZM216 253V255H215V253ZM225 252H227L226 253V255H224V253ZM241 252V253H240ZM244 252V253H243ZM245 252H247L248 254H249V252H250V254L248 255L247 253H245ZM256 252V253H255ZM261 252V253H260ZM94 253H96V255L94 254ZM98 253H100V255L98 254ZM138 253V254H137ZM143 253H145V254H143ZM178 253V254H177ZM180 253V254H179ZM184 253L186 254L185 256H184ZM211 253H212V256H211ZM223 253V254H222ZM235 253V254H234ZM239 253V254H238ZM259 253V254H258ZM55 254V255H56ZM81 254V255H80ZM93 256H92V255ZM105 254V255H104ZM107 254V255H106ZM117 254V255H116ZM142 254V255H141ZM154 254V255H153ZM169 254V255H168ZM172 254V255H171ZM202 254V255H201ZM221 254V255H220ZM254 254H256V255H254ZM263 256H262V255ZM59 255H63V253L62 254H59ZM69 255V254H68ZM70 255L72 256L73 255V258H71L70 257ZM70 255L69 256H67L66 258H64V257H61L60 259V261L62 262H64V261H66V262H64V263H68V264H78V263H74V260H76L75 258H74V254H71L70 253ZM109 255V256H108ZM112 255V256H111ZM119 255V256H118ZM175 255V256H174ZM179 255H181L182 257H180ZM201 255V256H200ZM219 257H218V256ZM231 255V256H230ZM238 255V256H237ZM258 255V256H257ZM13 256V257H12ZM21 256H22V253H19V256L17 257V254H15V255H9V254H5V262L6 263H8V264H21L22 263V261H21ZM91 256V257H90ZM94 256H96V258H94ZM141 256V257H140ZM144 256V257H143ZM150 256H151V260H150ZM171 256V257H170ZM188 257V258H185V257ZM229 256V257H228ZM241 257V259H240V257ZM254 256H256V257H254ZM260 256H261V258H260ZM100 257H101V259H100ZM107 257H111V258H108V259H106ZM117 257V258H116ZM130 257V258H129ZM149 257V258H148ZM153 257H155L154 259H156V260H154L153 259ZM161 257V258H160ZM192 257V258H191ZM195 257V258H194ZM202 257H204V258H202ZM210 257H212V258H214L213 260H209V261H207ZM220 257H221V259H220ZM223 257V258H222ZM235 257V258H234ZM239 258V259H237V258ZM253 257V258H252ZM7 258V259H6ZM16 258V259H15ZM71 258V259H70ZM88 258V259H87ZM135 258V259H134ZM173 258V259H172ZM184 258V259H183ZM212 258H210V259H212ZM257 258V259H256ZM77 259V260H78ZM117 259V260H116ZM127 259H129V260H127ZM131 259H132V262H131ZM160 259V260H159ZM226 259V260H225ZM231 259V260H230ZM11 260V261H10ZM115 260V261H114ZM183 260H184V262H183ZM198 260H200L199 262H202V263H199L198 262ZM203 260V261H202ZM251 260V261H250ZM107 261V262H106ZM111 261V262H110ZM149 261V262H148ZM182 261V262H181ZM190 261H192V262H190ZM216 261V262H215ZM224 261V262H223ZM248 261V262H247ZM254 261V262H253ZM61 262H60V264H61ZM62 262V264H64ZM94 262V263H93ZM109 262V263H108ZM130 262V263H129ZM151 262V263H150ZM154 262V263H153ZM156 262V263H155ZM173 262V263H172ZM186 262V263H185ZM188 262V263H187ZM194 262H196V263H194ZM211 262V263H210ZM221 262H223V263H221ZM247 262V263H246ZM79 264H80V262H79ZM86 264V263H85ZM118 264H120V263H118Z\"/></svg>",
	"mask_w": 264,
	"mask_h": 264
},
{
	"label": "bare ground",
	"instance_id": "bare-ground-1",
	"mask_svg": "<svg viewBox=\"0 0 264 264\" xmlns=\"http://www.w3.org/2000/svg\"><path fill=\"white\" fill-rule=\"evenodd\" d=\"M13 1H14V0H13ZM122 1H123V0H122ZM122 1H119V2L121 3ZM125 1H126V0H125ZM125 1H124V2H125ZM127 1H129V0H127ZM135 1H138V0H135ZM164 1H165V0H164ZM170 1H171V0H170ZM175 1H176V0H175ZM177 1H179V0H177ZM181 1H182V3H183V2L185 3L184 6H182V7H185V9L180 8V9H181L180 12L183 11V12H185V14H187L186 12H188L187 15H190L189 12H191V14H192L194 11L196 12V10H197V11H198V10H199V11H202V10H200V8L203 9L202 7H204V5L202 6V4L205 3V0H204V2L202 1L201 4L198 3V2H196L195 0H194V1H193V0H189V1H190L189 3H188L187 0H185V1H184V0H181ZM181 1H179V3L176 4V5L179 4V6H176V7H181V6H180ZM191 1H193L194 3H193V2L191 3ZM197 1H198V0H197ZM217 1H219V0H217ZM221 1H222V0H221ZM237 1H238V0H237ZM237 1L235 2V4H234V3L232 4V5H234L233 7H235V5H237V4H236ZM124 2H123V3H124ZM130 2H131V1H130ZM133 2H134V1H133ZM141 2L143 3V0H142ZM147 2H148V1H147ZM151 2H152V1H151ZM151 2H150V3H151ZM153 2H154V1H153ZM155 2H156V1H155ZM157 2H158V1H157ZM165 2H166V1H165ZM186 2H187V4H186ZM206 2H208V1L206 0ZM219 2H220V1H219ZM238 2H239V1H238ZM261 2H262V1L260 0V3H261ZM19 3H20V2H19ZM21 3H22V2H21ZM69 3H70V2H69ZM90 3H91V2H90ZM136 3H139V2H136ZM150 3H148V4H150ZM162 3L164 4V2H162ZM167 3H168V2H166V4H167ZM169 3H170V2H169ZM175 3H176V2H175ZM208 3H209V2H208ZM125 4H126V3H125ZM129 4H130V3H129ZM132 4H134V3H132ZM155 4H156V3H155ZM163 4H162V6H163ZM166 4H164V5H166ZM173 4H174V2H173ZM206 4H207V3H206ZM209 4H210V3H209ZM209 4H208V5H209ZM229 4H230V3H229ZM248 4H249V3H248ZM19 5H20V4H19ZM121 5H122V3H121ZM139 5H140V3H139ZM141 5H143V4H141ZM150 5H151V4H150ZM152 5H153V4H152ZM160 5H161V4H160ZM208 5H205V6H207V8H210ZM220 5H221V4H220ZM232 5H231V7H232ZM238 5H239V4H238ZM240 5H241V4H240ZM21 6H23V5L21 4L20 7H21ZM33 6H34V5H33ZM136 6H138V5H136ZM145 6H146V5H145ZM174 6H175V4H174ZM210 6H211V5H210ZM213 6H214V5H213ZM213 6H212V8H213ZM223 6H224V5H223ZM28 7H29V6H28ZM125 7H126V6H125ZM139 7H140V6H138L136 10H137V12L141 15L140 10H138ZM141 7H142V6H141ZM154 7H156V6H154ZM159 7H160V6H159ZM163 7H164V6H163ZM165 7H166V6H165ZM227 7H228V6H227ZM252 7H254V4H253ZM59 8H60V7H59ZM150 8H151V7H150ZM150 8H148V9H150ZM212 8H211V9H212ZM250 8H251V7H250ZM261 8H262V7H261ZM80 9H81V8H80ZM140 9H141V8H140ZM143 9H144V8H143ZM152 9H153V8H151V10H152ZM154 9H155V12H156V8H154ZM159 9H160V8H159ZM182 9H183V10H182ZM218 9H219V7H218ZM223 9H224V7H223ZM233 9H234V8H233ZM236 9H239V8H236ZM94 10H95V9H94ZM136 10H135V12H136ZM141 10H142V9H141ZM144 10H145V9H144ZM161 10H163V9H161ZM167 10H168V9H167ZM178 10H179V9H178ZM203 10H205V9H203ZM207 10H208V9H207ZM207 10H206V11H207ZM214 10H215V9H214ZM220 10L222 11V9H220ZM220 10H219V11H220ZM230 10H231V9H230ZM68 11H69V10H68ZM70 11H71V10H70ZM72 11H73V10H72ZM92 11H93V10H92ZM146 11H147V10H146ZM199 11H198V12H199ZM208 11H209V10H208ZM208 11H207V12H208ZM216 11L218 12V10H216ZM226 11H227V9H226ZM226 11H225V12H226ZM239 11H240V10H239ZM239 11H238V12H239ZM244 11H245V10H244ZM246 11H247V10H246ZM252 11L254 12L253 9H252ZM5 12H6V11H5ZM141 12H142V11H141ZM159 12H160V10H159ZM161 12H162V11H161ZM161 12H160V13H161ZM171 12H172V11H171ZM173 12H174V11H173ZM210 12H211V11H210ZM212 12H213V11H212ZM214 12H215V11H214ZM37 13H38V12H37ZM40 13H41V12H40ZM80 13H81V12H80ZM96 13H97V11H96ZM164 13H166V12L164 11ZM174 13H175V12H174ZM176 13H177V11H176ZM196 13H197V12H196ZM202 13H203V12H202ZM204 13H206V12H204ZM215 13H216V12H215ZM219 13H220V12H219ZM222 13H223V11H222ZM222 13H220V15H219L220 18H222L221 20L218 19V17H219L218 14H217V17H216V15H214L215 17H213V18L210 17V15H211L210 13H209L210 15H207V16H209L208 18H202V17H203V14L201 15L200 13H198L199 16H198V15H197V16H198V19H199L200 15L202 16V17H201V20H199V21H200V22H204L206 26L210 27V28H211L210 32H211L213 29H218V28H220V29H218V31L221 30V31L223 32L222 34L226 35V36H223V37H226V39H229V38H230V39L232 40L231 36H234V35H235V32H236V34H239V35H240V31L243 29V27H242V29H241V27H238V25L236 24V22H238V20H237L236 18H234L233 15H232V16H231L230 14H229L230 16L225 15V17H227V18H229V17H233V18H234V19H233V18H232V19H231V18L227 19V18H223L224 14H223V16H222V15H221ZM227 13H228V11H227ZM248 13H250V12H248ZM262 13H263V12H262ZM33 14H34V13H33ZM97 14H98V13H97ZM136 14H137V13H136ZM136 14H134V15H136ZM149 14H150V13H148V12L146 13V15H149ZM169 14H170V12H169ZM193 14H194V16H195V13H193ZM206 14H207V13H206ZM225 14H226V13H225ZM232 14H233V13H232ZM244 14H245V13H244ZM244 14H243V15H244ZM250 14H252V12H251ZM254 14H255V12H254ZM42 15H43V14H42ZM65 15H66V14H65ZM140 15H139V16H140ZM142 15H143V14H142ZM151 15H153V14H151ZM151 15H150V16H151ZM154 15H155V14H154ZM212 15H213V14H212ZM234 15H235V14H234ZM255 15H259V14L256 13ZM95 16H96V15H95ZM102 16H103V15H101V18H102ZM136 16H138V14H137ZM136 16H134V17H136ZM155 16H156V19H155V20H157V15H155ZM155 16H153V17H155ZM161 16H163V15H161ZM164 16H165V15H164ZM179 16H180V14H179ZM197 16H196V17H197ZM221 16H222V17H221ZM236 16H237V15H236ZM246 16H247V13H246ZM250 16H251V15H250ZM259 16H261V15H259ZM263 16H264V15H263ZM25 17H26V15H25ZM34 17H35V16H34ZM36 17H38V16L36 15ZM65 17H66V16H65ZM74 17H75V16H74ZM79 17H80V16H79ZM143 17H144V16H143ZM148 17H149V16H148ZM159 17H160V16H159ZM170 17H171V14H170ZM176 17H177V16H176ZM187 17H190V16H187ZM204 17H205V16H204ZM240 17H241V18L239 19V22L241 23L240 20H241L244 16L242 17V15H241ZM252 17H253V15H252ZM252 17H251L250 19H252ZM255 17H256V16H255ZM255 17H253V18L257 20L258 17H257V18H255ZM29 18H30V17H29ZM45 18H46V17H45ZM82 18H83V17H82ZM86 18H87V17H86ZM139 18H141V17H139ZM161 18H162V17H161ZM174 18H175V15H174V17H173L172 19H174ZM182 18H183V17H182ZM182 18H181V19H182ZM192 18H193V17H192ZM34 19H35V18H34ZM37 19H38V18H37ZM39 19H41L40 16H39ZM42 19H43V22H44L45 19H44V18H42ZM78 19H79V18H78ZM130 19H131V18H130ZM143 19H144V18H143ZM147 19H148V18H147ZM147 19H146V21H147ZM169 19H170V18H169ZM176 19H177V18H176ZM189 19H190V18H189ZM243 19H244V18H243ZM250 19H249V17H248V21H249V22H250ZM28 20H29V19H28ZM30 20H32V19H30ZM48 20L50 21L51 19H48ZM48 20H47V21H48ZM76 20H77V19H76ZM101 20H102V19H101ZM101 20H100V21H101ZM135 20H136V18H135ZM137 20H138V18H137ZM155 20H154V21H155ZM159 20H161V19H158V22H159ZM164 20H165V19H164ZM166 20H167V19H166ZM166 20H165V21H166ZM178 20H180V19H177V22H179L180 24H179V23H178V24L181 26V25H182V24H181V21H182V20H181V21H178ZM185 20H187V19H185ZM193 20H196V19L193 18ZM193 20H192V22H193ZM217 20L221 21L222 23L220 22L221 24H219V21H217ZM258 20H259V18H258ZM260 20H263V19L261 18ZM32 21H33V20H32ZM36 21H37V20H36ZM38 21H40V20H38ZM112 21H113V20H112ZM123 21H124V20H123ZM143 21H144V20H143ZM143 21H142V23H143ZM170 21H171V20H170ZM187 21H190V20H187ZM244 21H245V20H242V24H243ZM252 21H253V20H251V22H252ZM79 22H80V20H79ZM93 22H94V21H93ZM115 22H116V21H115ZM115 22H114V23H115ZM149 22L152 23L151 20H150ZM158 22L155 23L156 25L154 24V26H156V28H157V26H158L157 24H160V23H161L159 26L164 25V24H162V20L160 21V23H158ZM177 22H175V23H177ZM183 22H184V21H183ZM190 22H191V21H190ZM190 22H189V24H190ZM192 22H191V23H192ZM195 22L197 23L198 21H195ZM195 22H194V23H195ZM261 22H264V21H261ZM39 23H40V22H39ZM77 23H78V22H77ZM97 23H99V22H97ZM117 23H118V21H117ZM131 23H132V22H131ZM153 23H154V22H153ZM153 23H152V24H153ZM164 23H165V22H164ZM166 23L169 24L167 21H166ZM171 23H172V22H171ZM171 23H170V24H171ZM186 23H187V22H186ZM194 23H193V24H194ZM41 24H43V23H41ZM47 24H49V22H47ZM51 24H52V23H51ZM51 24H49V25H51ZM80 24H81V23H80ZM122 24H123V22H122ZM122 24H121V27H122ZM152 24H151V25H152ZM178 24H177V25H178ZM189 24H188V25H189ZM193 24H192V25H193ZM247 24H248V22H247ZM247 24H244V27H247V26L249 25V24H248V25H247ZM250 24H252V23H250ZM257 24H258V23H257ZM43 25H44V24H43ZM91 25H92V24H91ZM98 25H100V24H98ZM174 25H175V24H174ZM184 25H185V24H184ZM192 25H191V26H192ZM201 25H204V24H201ZM201 25H200V26H201ZM233 25H234V26H237L236 29L234 28ZM240 25H241V24H240ZM245 25H247V26H245ZM253 25H255V24L253 23ZM253 25H251V27H252ZM262 25H264V24H262ZM13 26H14V25H13ZM44 26H45V25H44ZM52 26H53V28H52ZM52 26H50V27H51L52 29H54V28H55L54 25H52ZM86 26L88 27V25H86ZM107 26H108V25H107ZM126 26H127V23H126ZM154 26H153V29H154ZM164 26H166V24H165ZM164 26H163V29H164ZM172 26H173V25H172ZM189 26H190V25H189ZM193 26H195V25H193ZM197 26H198V25H197ZM197 26H196V27H197ZM200 26H199V27H200ZM50 27L48 28V26H47V29H50V30H51ZM89 27H90V26H89ZM91 27H93V26H91ZM91 27H90V28H91ZM101 27H103V26H101ZM109 27H110V26H109ZM115 27H116V26H115ZM117 27H118V26H117ZM119 27H120V26H119ZM119 27H118V29H119ZM166 27H167V26H166ZM168 27H170V26H168ZM196 27H195V28L193 27V29H196ZM202 27H203V26H202ZM208 27H207V28H208ZM232 27L235 29V30L233 29V30L235 31L234 34H233V32H231V28H232ZM40 28H41V27H40ZM96 28H97V27H95V29H96ZM104 28H105V27H104ZM122 28H123V27H122ZM122 28H121V29H122ZM127 28H128V27H127ZM174 28H176V27H174ZM184 28H185V26H184ZM190 28H191V27H190ZM190 28H187V27H186L185 29H190ZM247 28L249 29V27H247ZM260 28H261V27H260ZM263 28H264V27H263ZM11 29H12V28H11ZM41 29H42V28H41ZM84 29H85V28H84ZM97 29H100V28H97ZM115 29H116V28H115ZM115 29H114V30H115ZM125 29H126V28H125ZM128 29H131V28H128ZM151 29H152V28H151ZM153 29H152V32H153V31L156 32L155 35H156V34H159L160 32L163 33V31L160 30L161 27H160V28H159V27L157 28V30H158V29L160 30V32H158V33H157V31H155V29H154V30H153ZM167 29H168V28H167ZM180 29H181V28H180ZM180 29L178 28V31H177L176 29H175V30L173 29L174 31H177V32H175V33H177V34L173 35L174 38L172 37L173 40L175 39V40L177 41V39L179 40V38H180V36H179L180 34H181V35H184V34H185L184 29H183V28L181 29V30H183L184 32L179 31ZM193 29H192V30H193ZM198 29H199V28H198ZM198 29H197V30H198ZM203 29H205V28H203ZM203 29H202V30H203ZM208 29H209V28H208ZM208 29H207V30L205 29V30L208 31ZM251 29H252V28H251ZM255 29H256L257 32H258L257 27L254 28V31H256ZM261 29H262V28H261ZM45 30H46V29H45ZM60 30H61V29H60ZM85 30H86V29H85ZM102 30H103V29H102ZM159 30H158V31H159ZM168 30H169V29H168ZM171 30H172V29H171ZM171 30H169V31H171ZM173 30H172V31H173ZM197 30H195V31H197ZM200 30H201V29H200ZM233 30H232V31H233ZM263 30H264V29H263ZM263 30H260L259 32H264ZM10 31H11V30H10ZM16 31H17V30H15V32H16ZM55 31H57V29H55ZM55 31H54V32H55ZM69 31H70V30H69ZM97 31H98V30H97ZM104 31H105V30H104ZM127 31H128V30H127ZM166 31H167V30H166V28H165V29H164V32L166 33ZM198 31H199V30H198ZM218 31H217L216 34L220 35V37H221V34L218 33ZM244 31H246V30H244ZM13 32H14V31H13ZM54 32H53V33H54ZM92 32H93V31H92ZM98 32H99V31H98ZM106 32H107V31H106ZM114 32H115V31H114ZM122 32H124V31H122ZM129 32H130V31H129ZM129 32H128V33H129ZM149 32H150V31H149ZM167 32H168V31H167ZM187 32H188V31H186V33H187ZM201 32H202V31H199L200 34H201ZM208 32H209V31H208ZM213 32H214V34H215V31H213ZM248 32H249V31H248ZM257 32H256V33H257ZM55 33H56V32H55ZM64 33H65V32H64ZM66 33H67V32H66ZM126 33H127V32H126ZM150 33H151V32H150ZM161 33H160V34H161ZM165 33H164V36H165ZM168 33H169V32H168ZM179 33H180V34H179ZM182 33H184V34H182ZM188 33H191V32H188ZM203 33L205 34V32H202V34H203ZM231 33H232L233 35H231ZM244 33H245V32H244ZM251 33H253V32H250V34H251ZM256 33H255V35H256ZM14 34H15V33H14ZM19 34H20V33H19ZM45 34H46V33H45ZM72 34H73V33H72ZM83 34H84V33H83ZM85 34H87V33H85ZM85 34H84V35H85ZM90 34H91V33H90ZM92 34H93V33H92ZM96 34H97V33H96ZM101 34H102V33H101ZM101 34H99L100 37H101ZM109 34H110V33H109ZM109 34H108V35H109ZM116 34H117V33H116ZM192 34H194V33H192ZM192 34H191V35H192ZM197 34H198V33H197ZM204 34H203V36L207 35L208 33L205 34V35H204ZM242 34H243V30H242ZM257 34H258V33H257ZM48 35H49V34H48ZM56 35H57V34H56ZM66 35H68V34H66ZM69 35H70V37H72L71 34H69ZM75 35H76V34H75ZM75 35L73 36L74 38H75ZM77 35H78V34H77ZM80 35H81V34H80ZM84 35H83V36H84ZM93 35H95V34H93ZM104 35H106L105 32H104ZM119 35H121V34H119ZM128 35H129V34H128ZM152 35H153V34H152ZM170 35H172V34H170ZM218 35H215V36H218ZM252 35H253V34H252ZM261 35H262V34H261ZM61 36H62V35H61ZM78 36H79V35H78ZM131 36H132V35H131ZM167 36H168V35H167ZM189 36H190V34L188 35V37H189ZM193 36H195V35H193ZM197 36H198L197 38H199V35H197ZM203 36H202V37H203ZM215 36L213 37V34H212V37H211L212 39H211V38H206V42H204V43H206V47H205V48H204L205 45L202 43V44L204 45L203 48H197V47L199 46V44H198V46H197L196 44H194V45L197 46V47H193V48H190V47H189V48H187V49H189V50H187V51L184 49V52L186 51V52H187L186 54H187V55L189 54V57H188V56H185V58H188V59H185V58L183 59V60H185V63L187 64V68L189 67V68H188V71H190V70H194L195 75H197L198 77H200L199 79H201L202 82H203V84H204V85L202 86V87H203L202 89L204 90V89L206 88V90H207L206 93H207L208 90H209V93L212 94V97H210V98H206V99H207V100H206V101H207V104H206V103H205V104H202V106H203V105H207V106L210 107V106L212 105V103L215 104V101L218 100L221 104L223 103V105H224V104H225V105L229 104L231 107H232V106H235V108H236L237 111H239V112H242V111H244V113H245V112H254V113H255L256 115H258V116H259V115H262V114L264 113V107H263L264 102H261V101L264 100V93H263V92H259V91H261V88H260V90H259V86H258V91H257V90H256L257 88L255 89V88L253 87V86H254L253 84H252V86H251V84H249V81H248V80L250 79L249 77H251V78L254 77L253 74L256 73V71L254 70L255 67L259 68L258 66H260L259 71L257 70L258 72H260V70H262L261 68H263L264 65H263L262 67H261V65L256 66V61H258V60H255V62L253 61V62L255 63V65H254L253 62H252V63H253V65H252L251 62L248 63V61H246V60H248V58L245 59L244 56H242V57H240V58H238V59L235 58V59H237V61H238V62H236V63H238V64L241 63L240 65H242V66L248 64V65H246L245 67L243 66V67H244V68H243V69H244L243 72H241L243 69H242V70L240 69V70H241L240 72H241V74H242V75H241V74L238 73V72L236 71V69L233 67L234 64H232V62H233V60H234V54H233V52H232V48H231L230 46H227V47L224 48L225 45H222L221 39H220V43H221V44H219V45L217 44L218 46L214 45V49H215V50H217L216 47L219 48L220 51H221V49H222V51L218 54L219 56H213V55H212L213 53L211 54V51L209 50V49H210V48H209V47H210L209 45H211L212 43L215 44V43H214V39H216ZM240 36H241V35H240ZM256 36H257V35H256ZM258 36H259V35H258ZM18 37H19V36H18ZM20 37H22V36H20ZM39 37H40V36H39ZM76 37H77V36H76ZM87 37H88V36H87ZM87 37H86L87 41H89V40H90V41H93V40H92L93 37H90L91 39L89 38V40H88ZM97 37H98V36H97ZM110 37H114V36L112 35V36H110ZM110 37H109V38H110ZM119 37H120V36H119ZM123 37H124V36H123ZM125 37H126V36H125ZM125 37H124V38H125ZM144 37H146V35H145ZM155 37H156V36H155ZM160 37H162V36H160ZM186 37H187V36H186ZM188 37H187V38H188ZM200 37H201V36H200ZM202 37H201V38H202ZM205 37H206V36H205ZM227 37H228V38H227ZM235 37H236V36H235ZM238 37H239V36L237 35V39H238ZM242 37H243V35H242ZM246 37H247V36H246ZM246 37H245V39L247 40ZM251 37H252V36H251ZM261 37H262V36H261ZM60 38H61V37H60ZM103 38H104V37H103ZM114 38H115V37H114ZM127 38H129V37H127ZM130 38H131V37H130ZM166 38H167V37H166ZM176 38H177V39H176ZM181 38L184 39L183 37H181ZM187 38L184 39V40H182V42L185 41V43H183V45H182V46H184V47H187V44H186V42H187V41H186ZM189 38H190V37H189ZM201 38H200V40H201ZM213 38H214V39H213ZM255 38H256V37H255ZM258 38H260V37H258ZM258 38H257V39H258ZM45 39H46V38H45ZM69 39H72V38H69ZM120 39H121V37H120L118 40H120ZM142 39H144V38H142ZM146 39H147V37H146ZM153 39H154V38H153ZM159 39H160V38H159ZM191 39H192V38H191ZM202 39H203V41H205L204 38H202ZM218 39H219V38H218ZM218 39H217V40H218ZM223 39H224V38H223ZM233 39H234V38H233ZM235 39H236V38H235ZM241 39H242V38H241ZM245 39H242L241 42L243 43V40H245ZM253 39H254V38H253ZM22 40H23L24 43H25L26 37L24 36V39L22 38ZM27 40H28V39H27ZM73 40H74V39H73ZM73 40H72V41H73ZM78 40H79V39H78ZM80 40H83V39H80ZM95 40H96V39H95ZM102 40H103V39H102ZM114 40H115V39H114ZM114 40H113V41H114ZM131 40H132V38H131ZM133 40H134V38H133ZM133 40H132V41H133ZM137 40H138V39H137ZM139 40H140V39H139ZM163 40H165V39H163ZM173 40H172V41H173ZM198 40H199V39H198ZM198 40H197V41H198ZM200 40H199V41H200ZM217 40H216V41H217ZM231 40H230V41H231ZM238 40H239V39H238ZM238 40H236V41L238 42ZM251 40H252V39L249 40V44H250V41H251ZM260 40H261V39H260ZM260 40H259V41H260ZM28 41H29V40H28ZM32 41H33V40H32ZM42 41H43V40H42ZM63 41H64V40H63ZM65 41H66V40H65ZM65 41H64V42H65ZM67 41H69V40H67ZM72 41H71V42H72ZM74 41H75V40H74ZM85 41H86V40H85ZM96 41H97V40H96ZM99 41H100V40H99ZM121 41H122V40H121ZM121 41H120V43H121ZM143 41H144V40H143ZM145 41H147V40H145ZM145 41H144V42H145ZM157 41H158V40H157ZM159 41H160V40H159ZM189 41H191V40L189 39ZM199 41H198V42H199ZM35 42H36V41H35ZM48 42H49V41H48ZM82 42H83V41H82ZM94 42H95V41H94ZM94 42H93V43H94ZM97 42H98V41H97ZM105 42H106V41H105ZM107 42H108V41H107ZM114 42H115V41H114ZM114 42H113V43H114ZM138 42H139V41H138ZM148 42H150V41H148ZM163 42H164V41H163ZM194 42H195V39H194L193 43H194ZM201 42H202V41H201ZM201 42H200V46H201ZM218 42H219V40H218L216 43H218ZM231 42H232V41H231ZM231 42H230V43H231ZM237 42H236V43H237ZM246 42H248V40H247ZM246 42L243 43V45H245ZM257 42H258V40H257ZM262 42H263V41H262ZM262 42L260 41L261 44H262ZM27 43H28V42H27ZM41 43H42V42H41ZM46 43H47V42H46ZM65 43H66V42H65ZM67 43H68V42H67ZM74 43H75V42H74ZM74 43H73V44H74ZM78 43H79V41H78ZM83 43H84V42H83ZM86 43H87V42H86ZM93 43H92V44H93ZM123 43H124V42H122V44H123ZM131 43H132V42H131ZM141 43H142V42H141ZM152 43H153V41H152ZM160 43H161V41H160ZM160 43H158V42L155 43V41H154L153 44H151V43H147V42H146V43H143V44H142V45H144V47H143V46H140V45H137V46H136V45H133L134 43L132 44L133 47L130 46L131 44H130V45H127V43H126V46H125V44L121 45V44H119V43H118V44L115 43L116 45H114V49H113V50L110 49V50L112 51V54H113L114 52H116V54H117L116 56H118V57H119V56H120V57H125L128 53H131V52H132V48H133V49H135V50L137 51V52H136V51L134 50L135 53H136V55H137L136 57H143V58H145L146 60H143V61H145V62L147 61V59L150 60V61H153V60H154V61H156V62H155L156 64L154 63L155 65H157V64L159 63V61H170V60H172V62H173L174 59L176 60V59H177V56H176V54H174L175 52L170 51V50H169V49H171L170 46L168 47V45L166 46V44H164V43H167V42L165 41L164 43H161V44H160ZM195 43H196V42H195ZM223 43H224V42H223ZM227 43H228V42H227ZM236 43H234V44L236 45ZM239 43H240V42H239ZM254 43H255V39H254ZM260 43H259V44H260ZM263 43H264V42H263ZM28 44H29V43H28ZM28 44H27V45H28ZM30 44H31V42H30ZM34 44H35V43H34ZM54 44H55V43H54ZM84 44H85V43H84ZM88 44H89V43H88ZM90 44H91V43H90ZM104 44H105V43H104ZM111 44H112V42L110 43V45H111ZM135 44H136V43H135ZM167 44H169V43H167ZM207 44H208V45H207ZM224 44H225V43H224ZM232 44H233V43H232ZM240 44H241V43H240ZM240 44H239V45H240ZM249 44H247V46H248ZM20 45H21V44H20ZM23 45H24V44H23ZM43 45H45V43H44ZM46 45H47V44H46ZM49 45H50V44H49ZM52 45H53V44H52ZM64 45H65V44H64ZM77 45H78V44H77ZM85 45H86V44H85ZM96 45H97V44H96ZM99 45H100V44H99ZM170 45H171V43H170ZM177 45H178V42H177ZM188 45H189V44H188ZM191 45H193V44H191ZM194 45H193V46H194ZM235 45H232V46H235ZM243 45H242V46H243ZM251 45H252V44H250L249 48H254V47H256V46L258 47V44H257V45H256V44H253L254 47H252ZM24 46H25V45H24ZM32 46H33V45H32ZM41 46H42V44H41ZM47 46H48V45H47ZM50 46H51V45H50ZM53 46H56V44L53 45ZM73 46H74V45H73ZM75 46H76V45H75ZM87 46H88V45H87ZM93 46H94V44L92 45V47H93ZM103 46H104V45H103ZM112 46H113V45H112ZM127 46L131 47V50H130V48H128ZM178 46H180V43H179ZM189 46H190V45H189ZM200 46H199V47H200ZM219 46H223V48H224L225 50H223V48H222V47L220 48ZM259 46H261V45H259ZM262 46L264 47L263 44H262ZM262 46H261V47H262ZM10 47H11V46H10ZM18 47H19V46H18ZM20 47H21V46H20ZM25 47H26V46H25ZM77 47H78V46H77ZM92 47H90V50H91ZM95 47H96V46H95ZM141 47H143V48H141ZM172 47H174L173 44H172ZM180 47H181V46H180ZM180 47H179V48H180ZM184 47H183V48H184ZM201 47H202V46H201ZM211 47H212V45H211ZM228 47H230V49H231L230 51H231V52H230L229 50H227ZM243 47H244V46H243ZM37 48H38V47H37ZM40 48L42 49L43 47H39V48H38L39 51H40ZM45 48H46V47H45ZM53 48H54V47H53ZM64 48H67V45H66V47H64ZM70 48H71V46H70ZM80 48H81V47H80ZM109 48H110V47H109ZM183 48H181V49L183 50ZM208 48H209V49H208ZM212 48H213V47H212ZM212 48H211V49H212ZM239 48H240V47H239ZM258 48H260V47H258ZM22 49H23V48H22ZM25 49H26V48H25ZM28 49H29V48H28ZM35 49H36V48H35ZM54 49H55V48H54ZM54 49H53V51H54ZM56 49H57V48H56ZM71 49H72V48H71ZM74 49H75V48H74ZM74 49H72V50H74ZM93 49H94V48H93ZM98 49H99V47L97 48V50H98ZM103 49H104V50H107V49L104 48V47H103ZM173 49H174V48H173ZM173 49H172V50H173ZM228 49H229V48H228ZM33 50H34V49H33ZM46 50H47V49H46ZM58 50H59V49H58ZM75 50H76V49H75ZM80 50H82V49H80ZM86 50H87V49H86ZM104 50H101V49H100V51H101L102 53L104 52ZM110 50H109V51H110ZM129 50H130L131 52H128ZM182 50H179V51H182ZM234 50H235V49H234ZM234 50H233V51H234ZM237 50H239V49H237ZM242 50H245V49H242ZM251 50L253 51V49H251ZM254 50H255V49H254ZM261 50H262V49H261ZM263 50H264V48H263ZM22 51H23V50H21V52H22ZM24 51H25V50H24ZM24 51H23V52H24ZM26 51H27V50H26ZM34 51H36V50H34ZM39 51H38V53H39ZM44 51H45V50H44ZM44 51H43V52H44ZM82 51H83V50H82ZM94 51H95V50H94ZM94 51H93V52H94ZM100 51H99V52H100ZM175 51H176V50H175ZM240 51H241V49H240ZM240 51H236V52L238 53V52H240ZM245 51H246V50H245ZM247 51H248V50H247ZM249 51H250V49H249ZM255 51H256V50H255ZM255 51H253L252 53H254ZM259 51H260V49H259ZM259 51H256V52L258 53ZM29 52H31V51L29 50ZM50 52H51V51H50ZM56 52H57V51L55 50V53H56ZM58 52H59V51H58ZM68 52H69V51H68ZM77 52H78V50H77ZM90 52H92V51H90ZM93 52H92V53H93ZM182 52H183V51H182ZM241 52H244V51H241ZM250 52H251V51H250ZM260 52H261V51H260ZM260 52L258 53V55L260 54ZM16 53H17V51H16ZM18 53H19V52H18ZM24 53H25V52H24ZM69 53H70V52H69ZM75 53H76V52H75ZM82 53H83V52H82ZM82 53H80V54H82ZM106 53H108V52L106 51ZM110 53H111V52H109L108 54H110ZM135 53H134V54H135ZM176 53H177V51H176ZM237 53H236V54H237ZM245 53H246V52H245ZM257 53H256V54H257ZM261 53H263V55H264V52H263V51H262ZM7 54H8V53H7ZM25 54H26V53H25ZM27 54H28V53H27ZM29 54H30V53H29ZM32 54H34V53H32ZM42 54H43V53H41V55H42ZM71 54H72V53H71ZM76 54H77V53H76ZM84 54H87V53L84 52ZM94 54H98V52H97V53L94 52ZM103 54H104V53H103ZM108 54H104V55L102 56V57L105 59V61H106V60H107V61H110V60L112 59L111 57H109V56H111V55L108 56ZM134 54H131V56H134ZM177 54H178V53H177ZM179 54H180V53H179ZM186 54H185V55H186ZM214 54H215V53H214ZM246 54H247V53H246ZM23 55H24V54H23ZM30 55H31V54H30ZM39 55H40V54H39ZM41 55H40V57H41ZM68 55H69V54H68ZM68 55H67V56H68ZM78 55H79V52H78ZM114 55H115V54H114ZM181 55H183V54H181ZM181 55H180V56H181ZM244 55H245V54H244ZM248 55H249V54H248ZM250 55H252V54H250ZM253 55H254V54H253ZM253 55H252V56H253ZM258 55H257V56L255 55V56H253V57H254V58H256V57L259 58ZM261 55H262V54H261ZM263 55H262V56H263ZM8 56H9V55H8ZM11 56H12V55H11ZM36 56H38V55H36ZM36 56H35V57H36ZM49 56H50V55H49ZM57 56H58V55H57ZM79 56H80V55H79ZM86 56H87V55H86ZM89 56H90V53H89ZM99 56H100V55H99ZM112 56H113V55H112ZM129 56H130V55H129ZM183 56H184V55H183ZM232 56H233V57H232ZM239 56H240V55H239ZM262 56H261V57H262ZM6 57H7V56H6ZM12 57H13V56H12ZM22 57L24 58V56H22ZM28 57H29V56H28ZM32 57H34V55H33ZM35 57H34L33 59H35ZM43 57L46 58L45 55H44ZM43 57H42V58H43ZM59 57H61V53H60ZM65 57H66V56H65ZM69 57H70V56H69ZM69 57H68V58H69ZM74 57H75V55H74ZM74 57H71V59H74ZM84 57H85V56H84ZM100 57H101V56H100ZM113 57H114V56H113ZM118 57H116V60H117ZM120 57H119V58H120ZM243 57H244V58H243ZM246 57H247V55H246ZM250 57H251V56H250ZM253 57H252V58H253ZM261 57H260V58H261ZM30 58H31V56H30ZM62 58H63V57H62ZM78 58H79V57H78ZM85 58H87V57H85ZM89 58H90V57H89ZM106 58H107V59H106ZM126 58L128 59L127 56H126ZM132 58H133V57H131V59H132ZM252 58H251V59H252ZM254 58H253V59H254ZM262 58H263V57H262ZM262 58H261V59H262ZM18 59H19V58H18ZM28 59H29V58H28ZM64 59H65V58H64ZM71 59L66 60V61H70V62H71V61H72ZM76 59H77V58H76ZM79 59H81V58H79ZM99 59H102V58H99ZM120 59H121V58H120ZM133 59H135V57H134ZM138 59H139V58H138ZM178 59H180V58L178 57ZM23 60H24V59H23ZM37 60H39V61L42 63L41 59H37ZM45 60H46V59H45ZM61 60H62V59H61ZM74 60H75V59H74ZM88 60H89V59H88ZM102 60H103V59H102ZM175 60H174V61H175ZM186 60H187V61H186ZM14 61H15V60H14ZM18 61H19V60H18ZM20 61H22V60L20 59ZM24 61H25V60H24ZM46 61H47V60H46ZM75 61H76V60H75ZM78 61H79V60H78ZM85 61H86V60H85ZM85 61H83V58H82V65H84L83 62H85ZM114 61H115V60H114ZM120 61H121V60H120ZM127 61H129V59H128ZM134 61H135V60H134ZM140 61H142V60H140ZM150 61H149V62H150ZM157 61H158V63H157ZM178 61H179V60H178ZM181 61H182V59H181ZM235 61H236V60H235ZM259 61H261V60L259 59ZM7 62H9V61H7ZM30 62H31V61H30ZM37 62H38V61H37ZM63 62H64V60H63ZM80 62H81V61H80ZM87 62H88V61H87ZM123 62H124V61L122 60V63H123ZM129 62H130V61H129ZM129 62H128V63H129ZM145 62H144L143 64H142V63H140V64H142L143 66H145V65H146ZM147 62H148V61H147ZM147 62H146V63H147ZM182 62H183V61H182ZM261 62H262V61H261ZM16 63H17V59H16V61H15V64H16ZM26 63H28V61H27ZM32 63H33V61H32ZM32 63H31V64H32ZM35 63H36V61H35ZM35 63H34V64H35ZM46 63H47V62H46ZM68 63H69V62H68ZM72 63H73V61L71 62V64H72ZM75 63H77V61H76ZM125 63H126V62H125ZM137 63H138V62H137ZM160 63H161V62H160ZM160 63H159V64H160ZM162 63H163V62H162ZM17 64H18V63H17ZM28 64H29V63H28ZM28 64H27V65H28ZM31 64H29V65L31 66ZM42 64H43V63H42ZM44 64H45V63H44ZM59 64H60V63H59ZM61 64H63V63H61ZM66 64H67V62H66ZM66 64H65V66H66ZM77 64H80V63L78 62ZM77 64H76V67L79 66V65H77ZM130 64H131V63H130ZM144 64H145V65H144ZM148 64H150V63H148ZM169 64H171V63L169 62L168 65H169ZM179 64L181 65L182 63H180V61H179ZM186 64H184V65H186ZM249 64H251L252 66H255V67L252 68L251 65H249ZM263 64H264V61H263ZM18 65H19V64H18ZM23 65H24V64H23ZM25 65H26V64H25ZM35 65H36V64H35ZM37 65H39V67L42 66V65L39 64V63H38ZM47 65H48V64H47ZM82 65H81V66H82ZM85 65H87V64H85ZM85 65L83 66V68L85 67ZM91 65H92V63H91V64L89 63V66H91ZM96 65L98 66V64L95 63V66H96ZM102 65H103V64H102ZM102 65H101V66H102ZM106 65H108V64H106ZM106 65H105V66H106ZM118 65L120 66L119 63H117V65L115 64L114 66H118ZM124 65H125V64H124ZM124 65H123V66H124ZM126 65H127V64H126ZM132 65H133V64H132ZM132 65H130V68H132V70H133L134 68L132 67ZM135 65H136V63H135ZM150 65H152V68H154V66H155V65H153V64H150ZM150 65H149V66H150ZM164 65H166V64H164ZM164 65H162V66L165 67ZM168 65H167V66H168ZM175 65H176V64H175ZM236 65H237V64H236ZM19 66H20V68H21V65H19ZM30 66H29V67L26 66V67L29 69ZM105 66H104V68H105ZM108 66H111L110 63H109ZM128 66H129V65H128ZM138 66H140V65H138ZM176 66H177V65H176ZM182 66H183V65H181V67H182ZM26 67H25V68H26ZM57 67H60V66H57ZM62 67H63V66H62ZM87 67H88V66H87ZM91 67H94V66H91ZM91 67H90V68H91ZM141 67H142V66H141ZM145 67H146V66H145ZM156 67H157V66H155V69H156ZM178 67H179V66H178ZM185 67H186V66H185ZM185 67H184V69H185ZM31 68H33V65H32ZM31 68H30V69H31ZM34 68H35V66H34ZM47 68H48V67H47ZM73 68H74V67H73ZM90 68H89V69H90ZM94 68H95V67H94ZM104 68H103V69H104ZM117 68H119V67H117ZM127 68H128V67H127ZM139 68H140V67H139ZM142 68H143V67H142ZM146 68H147V67H146ZM152 68H151V70H152ZM160 68H161V67H160ZM165 68H166V67H165ZM165 68H164V69H165ZM169 68H170V67H169ZM187 68H186V69H187ZM236 68H237V67H236ZM240 68H241V67H240ZM251 68H252V69H251ZM257 68H255V69H257ZM22 69H23V68H22ZM28 69H27V70H28ZM44 69H46V66L44 67ZM57 69H58V68H57ZM57 69H56L55 71H59L60 68H59L58 70H57ZM76 69H77V70L74 71V73H75L76 75H75V74L72 75V69H71V73H70V72H69V73H65V74L61 73L59 76H58V75H57V76H58V78H59L58 80L61 79V80H63L64 82H65V81L70 82V80H72L71 83H73V81L75 80L74 76H76V78L80 81V82H79L80 84H82V85H86V86H89V87H90V86H91V87L93 86V89H95V90L97 91V92H96V95H95V96L98 95L97 99H96V98H90V96H88V94H84L82 98H81L80 95H79V98H81V99L83 100V102H84V99H83V98H85V99H88V100L91 99L92 101H93V100H97V103H98V102H99V103H102V101H105L106 98L108 97V95H109L110 93H112V92L114 93V90H116L115 88H117L115 84H110V83H109V82H111L112 80H113L114 83H115L116 81L114 80V78L111 79V78L108 77L109 79H107V77H106L107 80H110V79H111V81L107 82V81H105V79H103V76H104V75H103L102 77H100V75L98 76L97 74H95L96 71H93V68H92V70H89V72L85 71V69H81L80 66L77 67ZM97 69H98V68H97ZM100 69H101V68H100ZM100 69H98V70L101 72ZM106 69H107V68H105V75H106V72H107V73H110V71H106ZM119 69L121 70V68H119ZM119 69H116V72H117V70H118V74H119V71H120ZM157 69H159V68L157 67ZM173 69H174V68H173ZM175 69H176V68H175ZM14 70H16V68H15ZM24 70H25V69H24ZM37 70L39 71L40 69L38 68ZM47 70H48V69H47ZM67 70H68V69H67ZM87 70H88V69H87ZM110 70H111V68H110ZM114 70H115V69H114ZM132 70H128V71H132ZM134 70H135V69H134ZM137 70H138V69H137ZM147 70H149V69L147 68ZM161 70H163V69H160V70H159V73L163 72V71H161ZM237 70H238V69H237ZM253 70H254V71H253ZM1 71H3V70H1ZM4 71H5V70H4ZM18 71H19V70H18ZM29 71H33V69H32V70H29ZM40 71H43V69L40 70ZM40 71H39V72H40ZM44 71H45V70H44ZM48 71H49V70H48ZM91 71H93V72H91ZM103 71H104V70H103ZM123 71H124V70L122 69V72H123ZM125 71H126V70H125ZM142 71H143V73L141 74ZM142 71H141V72L137 71L138 75H139V74L144 75V72H145L146 70L144 71V70L142 69ZM179 71H180V70H179ZM182 71L184 72V70H182ZM21 72H22V71H21ZM23 72H24V71H23ZM26 72H27V71H26ZM46 72H47V71H46ZM46 72H45V74H46ZM49 72H50V71H49ZM94 72H95V73H94ZM114 72H115V71H114ZM132 72H133V71H132ZM148 72H151V71L149 70ZM153 72H154V71H153ZM180 72H181V71H180ZM185 72H186V71H185ZM190 72H191V71H190ZM263 72H264V70H263ZM263 72L261 71V75H260V73H256V75L263 76L262 79L264 80V75H262ZM18 73H19V72H18ZM29 73H30V72H29ZM35 73L37 74V72H35ZM40 73H41V72H40ZM40 73H39V74H40ZM50 73H51V72H50ZM56 73H57V72H56ZM101 73H102V72H101ZM101 73H98V74H101ZM151 73H152V72H151ZM156 73H157V72H156ZM156 73H155L154 76H157ZM159 73H158V74H159ZM168 73H169V72H168ZM186 73H187V72H186ZM192 73H193V71H192ZM243 73H244V75H243ZM15 74H17V73H15ZM20 74H21V73H20ZM41 74L45 75L43 72H42ZM41 74H40L39 77H41ZM102 74H103V73H102ZM112 74H113V73H112ZM131 74H133V73H131ZM189 74H190V73L188 72V75H189ZM263 74H264V73H263ZM33 75H34V74H33ZM43 75H42V76H43ZM46 75H47V74H46ZM46 75H45V76H46ZM54 75H55V74H54ZM54 75L52 74V76H54ZM107 75H108V74H107ZM114 75H116V74H114ZM138 75L136 74V76H138ZM150 75H151V74H150ZM152 75H153V74H152ZM162 75H163V74H162ZM195 75H193V76H195ZM29 76H30V75H29ZM47 76H48V75H47ZM55 76H56V75H55ZM55 76H54V79H55ZM110 76H111V74H110ZM129 76L131 77V75H129ZM146 76H147V75H146ZM160 76H161V74H160ZM186 76H187V75H186ZM191 76H192V74H191ZM197 76H196V77H197ZM4 77H5V76H4ZM22 77H23V76H22ZM39 77H38V79H39ZM50 77H51V76H50ZM104 77H105V76H104ZM134 77H135V76H132L131 79H133ZM150 77H151V76H150ZM183 77H184V75H183ZM188 77H189V76H188ZM138 78L144 79V78H146V77H144V78H142V77H138ZM138 78H136V79H138ZM147 78L149 79V74H148V77H147ZM185 78H186V77H185ZM190 78L193 79V77H190ZM247 78H249V79L247 80ZM254 78H255V77H254ZM254 78H252V81H254ZM256 78H257V77H256ZM256 78H255V81H256ZM9 79H10V78H9ZM9 79H8V81H9ZM33 79H34V77H33ZM35 79H36V78H35ZM35 79H34V80H35ZM42 79H43V78H42ZM42 79H41V80H42ZM44 79H45V77H44ZM47 79H48V78H47ZM47 79H46V80H47ZM116 79H117V78H116ZM141 79H140V80H141ZM182 79H183V78H182ZM194 79H195V78H194ZM11 80H12V79H11ZM13 80H14V79H13ZM30 80H32V79H30ZM50 80L52 81L53 78L50 79ZM55 80H56V79H55ZM55 80H54V81H55ZM121 80H122V79H121ZM121 80H120L119 82H117V83H121ZM126 80H127V79H126ZM140 80H139V81H140ZM145 80H146V79H145ZM149 80H150V79H149ZM159 80H160V79H159ZM184 80H185V79H184ZM187 80H188V79H186L185 81H187ZM197 80H198V79H197ZM250 80H251V79H250ZM37 81H38V80H37ZM54 81H52V82H54ZM75 81H76V80H75ZM113 81H112V82H113ZM122 81H123V80H122ZM124 81H125V80H124ZM127 81H128V80H127ZM155 81H156V80H155ZM160 81H161V80H160ZM195 81H196V80H195ZM24 82H26V81H24ZM38 82H40V81H38ZM43 82H44V81H43ZM43 82H42V83H43ZM45 82H46V81H45ZM58 82H59V81H58ZM142 82H144V81H142ZM188 82H189V81H188ZM262 82H263V81L261 80L260 83H262ZM5 83H6V82H5ZM11 83L13 84V82H11ZM56 83H57V82H56ZM117 83H116V84H117ZM160 83H161V82H160ZM185 83H186V82H185ZM197 83H198V81H197ZM251 83H252V82H251ZM254 83H255V82H254ZM260 83L258 82V84H260ZM263 83H264V82H263ZM263 83H262V84H263ZM19 84H20V83H19ZM19 84H18V86H19ZM33 84H34V82H33ZM58 84H59V83H58ZM69 84H70V83H69ZM75 84H76V83H75ZM75 84H73V85L76 86ZM80 84H78V85L80 86ZM121 84H122V83H121ZM121 84H120V85H121ZM131 84H132V83H131ZM133 84H134V83H133ZM144 84H145V83H144ZM150 84H151V83H150ZM150 84H149V85H150ZM176 84H177V83H176ZM183 84H184V83H183ZM188 84H190V82H189ZM191 84H192V83H191ZM194 84H195V83H194ZM199 84H200V83H199ZM258 84H256V85H258ZM15 85H17V84H15ZM62 85H64V84H62ZM78 85H77V86H78ZM122 85H123V84H122ZM145 85H146V84H145ZM154 85H155V84H154ZM186 85H187V84H186ZM192 85H193V84H192ZM192 85H189V86H191V87L194 89V90H193L194 92H197L196 89H195ZM200 85H202V84H200ZM260 85H261V84H260ZM22 86H23V85H22ZM22 86H21V87H22ZM24 86H25V85H24ZM45 86H46V85H45ZM74 86H73V87H74ZM79 86H78V87H79ZM126 86H127V84H126ZM126 86H125V87H126ZM157 86H158V85H157ZM161 86H162V85H161ZM184 86H185V84H184ZM197 86H198V85H196V87H197ZM204 86H205V87H204ZM7 87H8V86H7ZM34 87H35V86H34ZM38 87H39V86H38ZM65 87H66V86H65ZM67 87H68V85H67ZM71 87H72V86H71ZM137 87H138V86H137ZM137 87L134 86L133 92H134V95H135V97H134V98H135V101L137 100L138 103H139V100H141V99H142L143 97H145L146 95L142 97V95H143L142 90L139 89V88L137 89ZM173 87H174V86H173ZM186 87H187V86H186ZM261 87H262V86H261ZM8 88H9V89H14V88H11V87H8ZM17 88H18V87H17ZM28 88H29V87H28ZM32 88H33V86H32ZM41 88H42V87H41ZM52 88H53V87H52ZM79 88H80V87H79ZM127 88H128V87H127ZM129 88H131V87H129ZM132 88H133V87H132ZM148 88H149V87H148ZM156 88H157V87H156ZM189 88H190V87H189ZM53 89H54V88H53ZM55 89H57V88H55ZM55 89H54V90H55ZM67 89H68V88H67ZM197 89H198V88H197ZM199 89H200V87H199ZM0 90H1V88H0ZM4 90H5V89H4ZM14 90H15V89H14ZM22 90H23V89H22ZM25 90L27 91L26 87H25ZM33 90H34V89H33ZM76 90H77V89H76ZM79 90H80V89H79ZM90 90H91V89H90ZM123 90L125 91V89H123ZM126 90H127V89H126ZM130 90H131V89H130ZM130 90H129V91H130ZM180 90H181V89H180ZM263 90H264V88H263ZM263 90H262V91H263ZM34 91H37V90H34ZM34 91L31 90V92H34ZM72 91H74V89H73ZM129 91L127 90L126 93L129 92ZM159 91H160V90H159ZM169 91H170V90H169ZM174 91H175V90H174ZM199 91H200V90H199ZM1 92H3V88H2V91H1ZM94 92H95V91H94ZM117 92H118V91H117ZM131 92H132V91H131ZM176 92H177V91H175V93H176ZM184 92H185V91H183V93H184ZM191 92H192V90L189 91V95H190ZM200 92H201V91H200ZM202 92H203V91H202ZM204 92H205V90H204ZM8 93H10V92H8ZM8 93H7V94H8ZM13 93H14V92H13ZM16 93H17V92H16ZM19 93L22 95L21 92H19ZM51 93H52V92H51ZM78 93H79V92H78ZM121 93H122V92H121ZM192 93H193V92H192ZM192 93H191V94H192ZM1 94H3V96H5L4 93H1ZM5 94H6V93H5ZM10 94H11V93H10ZM20 94H19V95H20ZM35 94H36V93H35ZM44 94H46V93H42L43 96H40V93H39V96H40V97H45V98H46V96H44ZM53 94H54V93H53ZM71 94H74V93L71 92ZM116 94H118V93H115V94H113V95H116ZM130 94H131V93H130ZM166 94H167V93H166ZM187 94H188V92H187ZM203 94H205V93H203ZM207 94H208V93H207ZM12 95H13V94H12ZM17 95H18V94H17ZM23 95H24V94H23ZM27 95H28V94H27ZM27 95H26V97H27ZM37 95H38V93H37ZM50 95H51V94H50ZM57 95H58V94H57ZM60 95H62V94L60 93L59 96H60ZM66 95H68V94H66ZM74 95H75V94H74ZM76 95H77V94H76ZM89 95H90V94H89ZM119 95H120V94H118L117 97H119ZM122 95H123V93H122ZM125 95H127V94H125ZM125 95H123V96L125 97ZM131 95H132V94H131ZM131 95H130V96H131ZM183 95H184V94H183ZM7 96H9V94H8ZM7 96H6V97H7ZM15 96H16V95H15ZM47 96H48V94H47ZM51 96H52V95H51ZM70 96L73 97V95H70ZM92 96H93V95H92ZM92 96H91V97H92ZM123 96H121V97H123ZM192 96L194 97L195 95L193 94ZM30 97H31V99L33 98L31 94H30ZM30 97H29V98H30ZM54 97H55V96H54ZM54 97H52V98H54ZM68 97H69V95H68ZM77 97H78V96H77ZM93 97H94V96H93ZM132 97H133V95H132ZM176 97H177V96H176ZM196 97H197V98H200L201 95L198 97L197 94H196ZM196 97H195V98H196ZM1 98H2V97H1ZM3 98H4V97H3ZM13 98H15V97L13 96ZM17 98H18V97H17ZM48 98H49V97H48ZM109 98H110V97H109ZM125 98H126V97H125ZM151 98H152V97H151ZM164 98H165V97H164ZM201 98H202V97H201ZM201 98H200V99H201ZM60 99H61V98H60ZM65 99L68 101L67 98H65ZM70 99H71V98H70ZM117 99H118V98H117ZM117 99H116V100H117ZM131 99H132V98H131ZM143 99H144V98H143ZM143 99H142V100H143ZM147 99H149V98L147 97ZM152 99H153V98H152ZM156 99H158V100H157L158 103H163L161 100H159V98H156ZM169 99H170V98H169ZM173 99H174V98H173ZM177 99H178V98H177ZM185 99H186V101H187V98H186V97H185L184 99H182V100L185 101ZM204 99H205V97H204ZM2 100H3V99H1V101H2ZM5 100H6V99H5ZM5 100H4V103L7 102V101L5 102ZM24 100H26V99H24ZM41 100H42V99H41ZM41 100H39V102H40ZM45 100H46V99H45ZM53 100H54V99H52V101H53ZM56 100H59V99H56ZM72 100H73V99H71V101H72ZM76 100H79V99L77 98ZM82 100H81V101H82ZM119 100H120V99H119ZM119 100H118V101H119ZM125 100H126V99H125ZM128 100H129V99H128ZM142 100H141V101H142ZM144 100H145V99H144ZM144 100H143V101H144ZM179 100H180V99H179ZM190 100H191V99H190ZM192 100H193V99H192ZM194 100H196V99H194ZM197 100H198V99H197ZM31 101H32V100H31ZM37 101H38V100H37ZM49 101H50V100H48L47 103H46V101L44 102V106H47L45 109H44V108L41 109L42 107H39V110H43L44 112H46V110H47V112H48V111L51 112V110H48V109H47V108H49V107H48V105H49V104H48ZM54 101H55V100H54ZM62 101H63V100H61L60 102L62 103ZM69 101H70V100H69ZM71 101H70V102H71ZM86 101H87V100H86ZM86 101H85V102H86ZM114 101H115V100H114ZM122 101H123V100H122ZM122 101H121V102H122ZM141 101H140V102H141ZM145 101H146V100H145ZM145 101H144V103H146ZM147 101H148V100H147ZM167 101H168V100H167ZM198 101H199V100H198ZM198 101H196V102L194 101V103H196V105H193V104H192V106H195L196 108H198V107H197V105H198V104H197ZM20 102H21V101H20ZM23 102H24V101H23ZM39 102H38V103H35V104H37L36 106L40 105ZM109 102H112V101H109ZM130 102H131V100H130ZM130 102H127V103H130ZM151 102H152V101H151ZM176 102H178V101H176ZM190 102H191V101H190ZM203 102H204V101H203ZM4 103H2V104H4ZM29 103H30V102H29ZM31 103H32V102H31ZM42 103H43V102H42ZM45 103H46L47 105H45ZM51 103H52V102H51ZM56 103H57V102H55V104H56ZM71 103H72V106L74 107L73 102H71ZM113 103H114V102H113ZM123 103H124V102H123ZM133 103H134V102H133ZM142 103H143V102H142ZM149 103H150V102H149ZM181 103H182V102H181ZM185 103L187 104L188 102H185ZM185 103H183V105H184ZM201 103H202V101L200 102V104H201ZM220 103H219V104H220ZM262 103H263V104H262ZM7 104H9V106L11 107L10 103H7ZM7 104H6V105H7ZM12 104H13V103H12ZM20 104H21V103H20ZM23 104H24V103H23ZM35 104H34V105L32 104V105L35 107ZM59 104H60V103H59ZM59 104H56V105H59ZM64 104H68V103H65V102H64ZM88 104H91V103L88 102ZM110 104H111V103H110ZM119 104H121V103H116V105H119ZM125 104H126V103H125ZM131 104H132V102H131ZM136 104H137V103H136ZM136 104H135V105H136ZM139 104H140V103H139ZM139 104H138V106L140 107V105H142V104H140V105H139ZM150 104H151V105H156V107L159 106V105H157V103H155V102H154V104H152V103H150ZM166 104H167V103H166ZM178 104H179V103H178ZM217 104H218V103H217ZM4 105H5V104H4ZM21 105H22V104H21ZM26 105H27V104H26ZM78 105H79V104H78ZM86 105H87V104H86ZM93 105H94V104H92L91 106H93ZM105 105H107V103H106ZM108 105H109V104H108ZM129 105H130V104H129ZM147 105H148V103H147ZM160 105L162 106V105H164V103H163V104H160ZM173 105H175V104H172L171 106H173ZM176 105H177V103H176ZM180 105H181V104H180ZM180 105H179V106H180ZM190 105H191V104H190ZM190 105L188 104L186 107H184V106H185V105H184L183 107H184V109H187L188 106H190ZM0 106L2 107L3 105H0ZM17 106H18V105H17ZM27 106H28V105H27ZM29 106H30V105H29ZM41 106H43V105H41ZM65 106H66V105H65ZM75 106H76V105H75ZM84 106H85V105H84ZM84 106H81V105H80L81 108H82V107L84 108ZM87 106H88V105H87ZM94 106H95V105H94ZM101 106H102V105H101ZM110 106H111V105H110ZM125 106H126V105H125ZM138 106H136V107H138ZM168 106H170V104H168ZM168 106H167V107H168ZM171 106H170V107H171ZM198 106H199V105H198ZM215 106H216V105H215ZM217 106H218V105H217ZM217 106H216V107H217ZM221 106H222V105H221ZM221 106H220V107H221ZM18 107H19V106H18ZM18 107H17V108H18ZM31 107H32V106H31ZM53 107H54V106H53ZM60 107H61V106H60ZM60 107H59V108H60ZM66 107H67V106H66ZM68 107H69V105H68ZM80 107L77 108V109H80V110H81ZM95 107H96V106H95ZM103 107H105V106H103ZM107 107H108V106H107ZM107 107H106V108H107ZM115 107H116V106H115ZM128 107H131V105L128 106ZM149 107H152V106L149 105ZM174 107H175V106H174ZM176 107H177V106H176ZM203 107H205V106H203ZM211 107H212V106H211ZM231 107H230V108H231ZM5 108H6V107H5ZM17 108L15 107L14 109L17 111ZM55 108L57 109L58 107L56 106ZM55 108H54V109H55ZM61 108H62V107H61ZM108 108H110V107H108ZM113 108H114V107H113ZM113 108H111V109H113ZM117 108H118V106H117ZM117 108H115V109H117ZM122 108H124V106H123ZM122 108H120V109H122ZM132 108H133V105H132ZM142 108H143V107H142ZM145 108H146V107H145ZM145 108H144V109H145ZM147 108H148V106H147ZM160 108H162V107H160ZM164 108H166V107H164ZM180 108H182V106H181V107H178V109H180ZM190 108L192 109L193 107L190 106ZM199 108H201V106H200ZM199 108H198V109H199ZM206 108H207V107H206ZM213 108H215V107L213 106ZM224 108H225V107H223V109H224ZM226 108L229 109V107H226ZM235 108L232 107V109H230V110H233V109H235ZM0 109H1V108H0ZM8 109H9V108H8ZM11 109H13V108H10L9 110H11ZM14 109H13L12 111H15ZM29 109H30V108H29ZM33 109H34V108H33ZM35 109H38V107L35 108ZM49 109H50V108H49ZM64 109H66V108H64ZM85 109H86V108H85ZM88 109H89V107H88ZM92 109L94 110V108H91V110H92ZM96 109H97V108H96ZM96 109H95V110H96ZM111 109H110V110H111ZM129 109H130V108H129ZM136 109H137V108H136ZM144 109H143V110H144ZM148 109H149V108H148ZM168 109H169V108H168ZM175 109H177V108H175ZM198 109H195V110H198ZM201 109H203V108H201ZM215 109H216V108H215ZM217 109H218V108H217ZM9 110H7V112H8ZM25 110H27V109H25ZM67 110L70 112V109H69V108H68ZM74 110H75V109H74ZM74 110H73V111H74ZM83 110H84V109H83ZM102 110H103V109H101V111H102ZM127 110H128V109H127ZM127 110H126V113H127ZM130 110H131V109H130ZM145 110H146V109H145ZM154 110H157V108L154 109ZM163 110H164V109H163ZM163 110H158V111H161V112H162ZM180 110H181V109H180ZM180 110H179V111H180ZM182 110H183V109H182ZM195 110H192V111H195ZM203 110H204V109H203ZM203 110H202V112H203ZM205 110H206V109H205ZM207 110H209V109H207ZM218 110H221V111H224V112L226 111V110H222L221 108L218 109ZM16 111H15V112H16ZM18 111H19V108H18ZM18 111H17L16 113H18ZM61 111H62V110H61ZM86 111H87V109H86ZM88 111H89V110H88ZM88 111H87L86 113H88ZM98 111H99V110H98ZM98 111H97V112H98ZM108 111H109V110H108ZM112 111H113V110H111V111H109V112L111 113ZM132 111H133V110L129 111V114H130V112H132ZM134 111H135V110H134ZM149 111H150V110H149ZM152 111H153V110H152ZM158 111H157V112H158ZM166 111H169V112H170V109H169V110L166 109ZM183 111H184V110H183ZM187 111H188V109L186 110V112H187ZM189 111H190V109H189ZM189 111H188V112H189ZM7 112H6V113H7ZM22 112H23V111H22ZM26 112H28V111H26ZM38 112H39V111H38ZM41 112H42V111H41ZM77 112H78V111H77ZM81 112H82V110H81ZM97 112H96V114H95V113H94V114L97 115ZM113 112H115V111H113ZM117 112H118V111H117ZM120 112H121V111H120ZM123 112H124V109H123ZM123 112H122V113H123ZM139 112H140V111H139ZM142 112H143V114L145 113L144 111H142ZM169 112H167V113H169ZM195 112H196V111H195ZM198 112H199V111H198ZM202 112H200V113L203 114ZM205 112H206V111H205ZM205 112H204V113H205ZM212 112H213V109H212ZM232 112H234V110H233ZM3 113H4V111H3ZM11 113H13V112H11ZM11 113H9L8 116H9ZM16 113H14V116H15V115L17 116ZM20 113H21V112H19V114H18V116H19L20 118H19V117H17V118L20 119V122H22V123L24 124V123H25V119H24V120H21V119L24 118V116L22 115L23 118H21ZM29 113H30V112H29ZM29 113H28V114H29ZM39 113H40V112H39ZM61 113H63V112H61ZM61 113H60V115H61ZM86 113H85V114H86ZM91 113H92V112H91ZM101 113H102V115H103V112H101ZM105 113L107 114V111H106ZM115 113H116V112H115ZM115 113H114V115H115ZM134 113H135V112H134ZM146 113H147V112H146ZM164 113H165V112H164ZM170 113H171V112H170ZM190 113H191V112H190ZM196 113H197V112H196ZM196 113H191V115L194 114V115L197 116ZM207 113H208V112H207ZM210 113H211V112H210ZM210 113H209V114H210ZM220 113H221V112H220ZM237 113H238V112H237ZM24 114H25V112H24ZM47 114H48V113H47ZM49 114H50V113H49ZM63 114H64V113H63ZM67 114H68V112H67ZM70 114H73V113H70ZM75 114H77V113H75ZM79 114H81V115H79ZM79 114H77V115H78V117L80 116L79 119H81V116H83V115H82V113H79ZM83 114H84V113H83ZM88 114H89V113H88ZM129 114H128V115H129ZM137 114H138V113H137ZM149 114H150V113H149ZM161 114H163V112H162ZM171 114H174V113H171ZM175 114H177V113H175ZM228 114H230V113L228 112ZM238 114H239V113H238ZM245 114H246V113H245ZM249 114H251V113H249ZM5 115H6V114H5ZM5 115H4V118H5ZM26 115H27V114H26ZM60 115H59V117H60ZM65 115H66V114H65ZM68 115H69V114H68ZM77 115H76V116H77ZM86 115H87V114H86ZM86 115H85L84 118H86ZM116 115H117V116H120V115H118V113H116ZM124 115H125V114H124ZM126 115H127V114H126ZM126 115H125V116H126ZM134 115H135V114H134ZM144 115H146V114H144ZM150 115H151V114H150ZM152 115H153V114H152ZM154 115H155V114H154ZM156 115H157V114H156ZM181 115H182V114H181ZM181 115H178V117L181 116ZM188 115H190V114H188ZM194 115H193V116H194ZM206 115H207V114H206ZM211 115H212V113H211ZM214 115H215V114H214ZM214 115H213V116H214ZM222 115H223V114H222ZM243 115H244V114H243ZM246 115H247V114H246ZM251 115H252V114H251ZM251 115H250V117H252ZM12 116H13V115H12ZM16 116H15V117H16ZM27 116H28V115H27ZM51 116H52V114H51ZM56 116H57V115H56ZM69 116H70V115H69ZM74 116H75V115H74ZM76 116H75L76 119H72V118H71L72 115L70 116V119H72L71 122H73L74 120H75L76 122L79 121V119H78ZM98 116H100V115H98ZM98 116H97V117H98ZM117 116H116V117H117ZM146 116H148V115H146ZM169 116H171V115L169 114ZM175 116H176V115H175ZM186 116H187V115H186ZM196 116H195L194 119H196ZM200 116L202 117V115H200ZM204 116H205V115H204ZM208 116H209V115H208ZM208 116H207V117L205 116L206 119L210 117V116H209V117H208ZM218 116H219V115H218ZM223 116H224V115H223ZM238 116H240V117H238ZM238 116L235 115V114L233 115V117H238V118H240V119H241V117H243V116H241V113H240ZM247 116H248V115H247ZM247 116H245V117H247ZM253 116H255V115H253ZM1 117H3V116L1 115ZM64 117H65V116H64ZM122 117H124V116H122ZM132 117H133V116H132ZM138 117H139V116H138ZM144 117H145V116H144ZM151 117H152V116H151ZM173 117H174V115H173ZM183 117H184V116H183ZM183 117H182V118H183ZM188 117H189V116H188ZM215 117H216V116H215ZM215 117H214V119H215ZM224 117H225V116H224ZM224 117H221V118H224ZM226 117L229 118V116H226ZM226 117H225V119H226ZM230 117H231V115H230ZM250 117H249V118H250ZM260 117H261V116H260ZM263 117H264V116H263ZM8 118H9V117H8ZM8 118H7V119H8ZM11 118H12V117H11ZM25 118H27V117L25 116ZM39 118H40V117H39ZM57 118H58V117H57ZM61 118H62V117H61ZM107 118H108V117H107ZM107 118H106V119H107ZM119 118H120V117H119ZM125 118H126V117H124V119H125ZM130 118H131V117H130ZM130 118H128V119H130ZM135 118H136V117H135ZM140 118H141V116H140ZM140 118H138V119L136 118L137 121H138ZM166 118H167V116H166ZM179 118H180V117H179ZM184 118H185V117H184ZM184 118H183V120H184ZM192 118H193V117H192ZM198 118H200V117H198ZM210 118H211V120H208V123H209V121L212 122V120L215 121L214 119H212V116H211ZM238 118H237V119H238ZM255 118H258V117L256 116ZM30 119H31V118H29V121H30ZM44 119H45V118H42V121H45V120H46V119H45V120H44ZM55 119H56V117H55ZM94 119H95V118H94ZM128 119L126 118L127 121H129ZM136 119H135V120H136ZM206 119H205V122H207ZM217 119H218V117H217ZM217 119H216V120H217ZM234 119H235V118H234ZM240 119H239V120H240ZM244 119L247 120V118H244ZM251 119H252V118H251ZM259 119H260V118H259ZM0 120H1V119H0ZM3 120H4V119H3ZM9 120H10V119H9ZM12 120H13V119H12ZM15 120H16V119H15ZM26 120H27V119H26ZM37 120H38V119H37ZM39 120H40V119H39ZM57 120H58V119H57ZM107 120H108V119H107ZM115 120H116V119H115ZM183 120H182V121H183ZM185 120H187V119H185ZM188 120H189V119H188ZM190 120H192V119H190ZM190 120H189V121H190ZM228 120H229V119H228ZM241 120H243V118H242ZM4 121H5V120H4ZM4 121H3V122H4ZM10 121H11V120H10ZM10 121H9V122H10ZM46 121H47V122L50 121V118H49V120L47 119ZM54 121H55V120H54ZM59 121H60V120H59ZM65 121H66V120H65ZM81 121H82V120H81ZM140 121H141V120H140ZM147 121H148V120H147ZM199 121H200V120H199ZM244 121H245V120H244ZM254 121H255V120H254ZM258 121H259V120H258ZM5 122H6V121H5ZM33 122L36 123L35 120H34ZM55 122H56V121H55ZM86 122H88V121H86ZM101 122H102V120H101ZM107 122H108V121H107ZM107 122H106V124L109 123V122H108V123H107ZM111 122H114V121L111 120ZM123 122H124V121H123ZM125 122H126V121H125ZM186 122H187V121H186ZM190 122L193 123V121H190ZM223 122H224V121H223ZM230 122H231V120H230ZM14 123H15V122H14ZM18 123H19V121H18ZM27 123H28V122H26V124H27ZM30 123H31V122H30ZM35 123H34L33 125H35ZM79 123H81V122H79ZM95 123H96V122H95ZM95 123L93 122V127H94ZM102 123H103V122H102ZM116 123H117V122H116ZM133 123H134V121H133ZM141 123H142V122H141ZM196 123H197V120H196ZM233 123H234V122H233ZM260 123H261V120H260ZM7 124H8V123H7ZM12 124H13V123H12ZM37 124L39 125V122L36 123V125H37ZM43 124H44V123H43ZM46 124H47V123H46ZM72 124H74V126H75V122H73ZM77 124H78V123H77ZM77 124H76V125H77ZM111 124H112V123H111ZM111 124L109 123V126H110ZM126 124H127V123H126ZM128 124H129V122H128ZM134 124H135V123H134ZM143 124H144V123H143ZM182 124H183V123H182ZM190 124H191V123H190ZM197 124H198V123H197ZM200 124H201V123H200ZM202 124L205 125V123H202ZM224 124H226V123H224ZM234 124H235V123H234ZM256 124H257V122H256ZM16 125H17V124H16ZM24 125H25V124H24ZM24 125H23V126H24ZM27 125H28V127H27ZM27 125H26V128H28V129L30 130L29 127H30L32 124H27ZM38 125L35 126L36 128H33L34 126H31V127H32L33 129H35V131H37V130H38V129H37ZM40 125H42V124L40 123ZM40 125H39V126H40ZM47 125H48V124H47ZM50 125H52V126L54 127V126L56 125V123H55V125H54V124H51V122H50ZM90 125H91V123H90ZM96 125H97V124H96ZM102 125H103V124H102ZM102 125H101V126L98 125L97 128H96V126H95L94 128H95L96 130H97V129L99 130V127H102ZM112 125H115V124H112ZM116 125H117V124H116ZM138 125H139V124H138ZM141 125H142V124H141ZM147 125H148V124H147ZM195 125H196V124H195ZM198 125H199V124H198ZM206 125H207V124H206ZM212 125H213V124H212ZM230 125H231V124H230ZM257 125H258V124H257ZM52 126H50V127H52ZM107 126H108V125H107ZM117 126H118V125H117ZM117 126H116V128H117ZM119 126H120V125H119ZM126 126H127V125H126ZM129 126H130V125H129ZM129 126H127V128H129ZM135 126H137V125H135ZM135 126L133 125V127H135ZM143 126H144V125H143ZM143 126H142V127H143ZM152 126H153V125H152ZM202 126H203V125H202ZM202 126H200V127H202ZM209 126H210V125H209ZM213 126H214V125H213ZM232 126H233V125H232ZM260 126H261V125H260ZM0 127H1V124H0ZM5 127H6L5 129H7V127H9V125H8V126H5ZM10 127H11V125H10ZM10 127H9L7 130H10ZM16 127H17V126H16ZM55 127H56V126H55ZM65 127H66V126H65ZM67 127L69 128V126H67ZM72 127H73V126H72ZM72 127H71V128H72ZM90 127H91V126H90ZM90 127H89V128H90ZM93 127L90 128V129H92L91 132H94V131H93ZM137 127H138V126H137ZM190 127H191V126H190ZM198 127H199V126H198ZM203 127H205V126H203ZM221 127H222V125H221ZM238 127H239V126H238ZM263 127H264V125H263ZM11 128H12V127H11ZM14 128H15V126H14ZM57 128H59V127L57 126ZM61 128H62V127H61ZM68 128H67V129H68ZM110 128H113V127H110ZM131 128H132V125H131ZM158 128H159V127H158ZM185 128H186V127H185ZM206 128H207V127H206ZM226 128H227V127H226ZM239 128H240V127H239ZM241 128H242V127H241ZM256 128H257V126H256ZM0 129H1V128H0ZM2 129H4V127H3ZM20 129H21V128H20ZM51 129L53 130V128H51ZM65 129H66V128H65ZM67 129H66V130H67ZM83 129H84V128H83ZM87 129H88V128H87ZM90 129H89V130H90ZM101 129H103V128H101ZM123 129H124V128H123ZM132 129H133V128H132ZM135 129H136V128H135ZM135 129H133V130L135 131ZM159 129H160V128H159ZM169 129H170V128H169ZM190 129H191V128H190ZM197 129H198V128H197ZM200 129H201V128H200ZM213 129H214V128H213ZM228 129H229V128H228ZM15 130L17 131V129H15ZM23 130H24V129H23ZM29 130H28V131H29ZM39 130H40V129H39ZM55 130H56V132H55L56 134L59 133V131H57V129L54 128V131H55ZM59 130H61V129H59ZM70 130H71V129H70ZM89 130H88V132H89ZM98 130H97V132H100V131H98ZM115 130H116V129H115ZM118 130H119V129H118ZM137 130H138V129H137ZM137 130H136V131H137ZM140 130H141V129H140ZM167 130H168V129H167ZM191 130H192V129H191ZM191 130H190V131H191ZM214 130H215V129H214ZM240 130H241V129H240ZM242 130H243V128H242ZM242 130H241V131H236V132H237V133L243 132ZM1 131H2V130H1ZM3 131H5V130H3ZM12 131H13V129H12ZM18 131H19V130H18ZM25 131H26V130H25ZM28 131H26V132H28ZM35 131H34V132H35ZM85 131H86V130H85ZM101 131H102V130H101ZM107 131H109V130H107ZM107 131H106V132H107ZM116 131H117V130H116ZM121 131H122V130H121ZM121 131H120V132H121ZM207 131L209 132L210 130H207ZM7 132H8V131H7ZM19 132H20V131H19ZM26 132H24V133H26ZM61 132L63 133V131H61ZM74 132H75V131H74ZM104 132H105V131H104ZM106 132H105V134H107ZM111 132H114V131H111ZM123 132H124V131H123ZM129 132H131V134H132L133 131L130 130ZM195 132H199V131H195ZM208 132H206V133L208 134ZM224 132H225V131H224ZM236 132H235V134H236ZM13 133L16 134V132H14V131H13ZM31 133H32V132H31ZM38 133H40V132L38 131ZM38 133L36 132V135H37ZM62 133H59V134L61 135ZM108 133H109V132H108ZM114 133H116V132H114ZM114 133H113V134H114ZM134 133H135V132H133V134H134ZM141 133H142V132H141ZM200 133L203 134V131L201 130ZM200 133H199V134H200ZM213 133H214V132H213ZM215 133H216V132H215ZM244 133H245V132H244ZM246 133H247V132H246ZM250 133H251V132H250ZM252 133H254V132H252ZM255 133H256V132H255ZM8 134H9V132H8ZM8 134H6V135H8ZM14 134H13V136H14ZM72 134H73V133H72ZM82 134H83V133H82ZM94 134H96V131H95ZM99 134H101V133H99ZM118 134H119V133H117V135H118ZM126 134H127V133H126ZM131 134H130V135H131ZM149 134H150V133H149ZM218 134H219V132H218ZM222 134H223V133H222ZM248 134H249V133H248ZM1 135H2V134H1ZM23 135H24V134H23ZM26 135H27V134H25V137H26ZM28 135H29V134H28ZM42 135H43V134H42ZM63 135H65V134H63ZM80 135H81V134H80ZM89 135H90V138H92V137L94 138L93 133H89V134H87V135H83V136H84V137H86V136L89 137ZM120 135H122V134L120 133ZM135 135H136V133H135ZM135 135H134V136H135ZM137 135H138V134H137ZM140 135H141V134H140ZM219 135H220V134H219ZM237 135H239V134H237ZM237 135H236V137H237ZM240 135H241V133H240ZM242 135H243V133H242ZM245 135H247V134H245ZM245 135H243L242 137L245 138ZM15 136H16V135H15ZM15 136H14V137H15ZM18 136H19V134H17L16 137H18ZM29 136H30V135H29ZM40 136H41V135H40ZM76 136H77V135H76ZM76 136L74 135V137H76ZM95 136H96V135H95ZM98 136H100V135H97V137H96V138H98V140H99L100 138L103 137V136H102V137H98ZM104 136L106 137V135H104ZM107 136H109V134H107ZM122 136H123V137H126V136H124V135H122ZM175 136H176V135H175ZM178 136H179V135H178ZM185 136H186V135H185ZM192 136H193V135H192ZM197 136L199 137L200 135H197ZM206 136H207V135H206ZM209 136H210V135H209ZM213 136L215 137V135H213ZM217 136H218V135H217ZM217 136H216V137H217ZM222 136H223V135H222ZM222 136H221V137H222ZM232 136H233V134H232ZM249 136H250V134H249ZM249 136H248V138H249ZM0 137H2V136H0ZM6 137H7V136H6ZM9 137H12V134H11V136H10V134H9ZM14 137H13V138H14ZM33 137H34V136H33ZM33 137H31V138H33ZM37 137H38V140H39V136H38V135H37ZM37 137H35V138H37ZM48 137H49V136H48ZM67 137H69V136H67ZM115 137H116V136H115ZM115 137H114V138H115ZM117 137H119V136H117ZM131 137H133V135H132ZM131 137H129V138H131ZM136 137H137V136H136ZM136 137H135V138H136ZM138 137H139V135H138ZM143 137H145V136H143V134H142V138H143ZM163 137H164V136H163ZM180 137H181V136H180ZM195 137H196V136H195ZM226 137H227V136H226ZM230 137H231V135H230ZM233 137H234V136H233ZM236 137H235V138H236ZM251 137H252V135L250 136L249 139H252V138H253V137H252V138H251ZM254 137H255V134H254ZM260 137H261V136H260ZM2 138H3V140H4L5 137H2ZM7 138H8V137H7ZM7 138H6V139H7ZM22 138H23V137H22ZM27 138H28V137H27ZM29 138H30V137H29ZM29 138L26 139V140H27V141L30 140ZM40 138H42V137H40ZM45 138H46V137L42 138L41 140L44 141ZM86 138H87V137H86ZM93 138H92V139H93ZM111 138H113V137L111 136ZM142 138H139L138 140L140 141V139H142ZM146 138H147V137H146ZM150 138H151V137H149L148 139H150ZM152 138H154V137H152ZM159 138H160V137H159ZM191 138H192V137H191ZM191 138H190V139H191ZM211 138H212V137H211ZM219 138H220V137H219ZM240 138H241V137H238V138H237V140H238V141H237L238 146H239V143H238V142L240 141V140H239ZM248 138L246 137L247 141L249 140ZM14 139H18V138H14ZM56 139H57V138H56ZM60 139H61V138H60ZM67 139H68V138H67ZM67 139H63V140L66 142ZM70 139H71V138H70ZM75 139H76V138H75ZM83 139H84V138H83ZM108 139H109V138H108ZM118 139H119V138H117V140H118ZM132 139H133V138H131V140H132ZM144 139H145V138H144ZM144 139H143V140H144ZM215 139H216V138H215ZM224 139H225V138H224ZM231 139H232V138H231ZM241 139H242V138H241ZM246 139H245V140H246ZM35 140H36V139H35ZM57 140H58V139H57ZM61 140H62V139H61ZM72 140H73V138H72ZM72 140H71V141H72ZM87 140H88V138H87ZM101 140H102V139H100V142H101ZM106 140H107V138H104L103 142L106 141ZM119 140H120V139H119ZM123 140H124V138H123ZM126 140H128V139H126ZM143 140H142V141H143ZM146 140H147V139H146ZM154 140H155V139H154ZM163 140H165V139H163ZM163 140H162V141H163ZM213 140H214V139H213ZM219 140H221V139H219ZM234 140H235V139H234ZM234 140L231 141V142H233V145H234ZM253 140H254V138L252 139V143H253ZM27 141H25V143H26ZM33 141H34V140H33ZM43 141H42V142H43ZM55 141H56V140H55ZM59 141H60V140H59ZM64 141H63V142H64ZM93 141H94V139H93L91 142H93ZM96 141H97V139H96ZM135 141H137V140L135 139ZM139 141H138V142H139ZM142 141L140 142V144L142 143ZM150 141H151V140H150ZM150 141H149L148 143H150V145H153V144H151L152 141H151V142H150ZM183 141H184V140H183ZM197 141L200 142L199 140H197ZM210 141H211V139H210ZM214 141H215V140H214ZM221 141L225 142V145H224V144H223V145L226 146V141L223 140V137H222V140H221ZM235 141H236V140H235ZM249 141H250V140H249ZM249 141H248V142H249ZM255 141H256V140H254V142H255ZM10 142H11V140H10ZM30 142L32 143V140H31ZM39 142H41V141H39ZM60 142H62V141H60ZM60 142H59V143H60ZM69 142H70V141H69V139H68V144H69L68 147H69V148H72L73 146L70 147V145H71L70 143H71V142H70V143H69ZM74 142H75V140H74ZM76 142H77V140H76ZM97 142H98V141H97ZM103 142H101V143H103ZM106 142H107V141H106ZM106 142H105V143H106ZM111 142H112V141H111ZM121 142H122V141H121ZM146 142H147V141H145L144 143L146 144ZM169 142H171V141H169ZM177 142H178V141H177ZM180 142H181V141H180ZM189 142H190V141H189ZM195 142H196V141H195ZM195 142H194V143H195ZM216 142H217V141H216ZM216 142H215V143L213 142V143L216 144ZM229 142H230V141H229ZM231 142H230V143H231ZM248 142H246V143H248ZM250 142H251V141H250ZM250 142H249V143H250ZM3 143H4V142H3ZM7 143H8V141H7ZM11 143H12V142H11ZM22 143H23V142H22ZM31 143H30V144H31ZM33 143H34V142H33ZM36 143H37V141H36ZM72 143H73V142H72ZM79 143H81V142H78V144H79ZM117 143H118V142H117ZM117 143H116V144H117ZM136 143H137V142H136ZM153 143H154V141H153ZM161 143H162V142H161ZM161 143H160V142H158V143L155 142L154 145L156 146V144L158 145V144H161ZM163 143H164V142H163ZM218 143H219V142H218ZM220 143H222V142H220ZM242 143H243V142H242ZM261 143L264 144L263 142H261ZM12 144H13V143H12ZM12 144H11V145H12ZM26 144H27V143H26ZM64 144H65V143H64ZM78 144H77V145H78ZM84 144H85V143H84ZM84 144H83V146H84ZM98 144H100V143H98ZM118 144H120V143H118ZM140 144H138V145H140ZM172 144H173V143H172ZM240 144H241V143H240ZM6 145H8V144H5V147L3 146V148L6 149ZM19 145H21V144H19ZM23 145H24V143H23ZM27 145H28V144H27ZM31 145H33V144H31ZM34 145H36V144L34 143ZM54 145H55V144H54ZM54 145H52V146H54ZM56 145H57V144H56ZM56 145H55V147H57ZM61 145H62V144H61ZM61 145H60V146H61ZM66 145H67V144H66ZM80 145H82V144H80ZM88 145H89V144H88ZM100 145H101V144H100ZM103 145H104V144H103ZM161 145H162V144H161ZM169 145H170V144H169ZM241 145H242V144H241ZM248 145L250 146V144H248ZM8 146H9V145H8ZM28 146H29V145H28ZM50 146H51V145H50ZM111 146H112V144H111ZM142 146H143V145H142ZM146 146H147V145H146ZM155 146L151 147V150H152V148H154ZM180 146H181V145H180ZM224 146H222V147H224ZM229 146L231 147V144H229ZM234 146H236V144H235ZM238 146H237V147H238ZM253 146H255L254 143H253L252 147H253ZM260 146H261V144H260ZM0 147L2 148L1 145H0ZM17 147H18V146H17ZM17 147H16V148H17ZM24 147H25V146H24ZM29 147H30V146H29ZM63 147H64V146H63ZM75 147H76V148H75ZM75 147L73 148V150H74V149H77V146H75ZM84 147H85V146H84ZM86 147H87V146H86ZM93 147H95V146H93ZM108 147H109V146H108ZM108 147H106V148H108ZM147 147H148V146H147ZM157 147H158V146H157ZM177 147H178V145H177ZM191 147H192V146H191ZM193 147H194V146H193ZM193 147H192V148H193ZM210 147H211V146H210ZM213 147H214V145H213ZM215 147H216V146H215ZM220 147H221V146H220ZM220 147H219L218 149H221V148H222V147H221V148H220ZM245 147H246V146H245ZM247 147H248V146H247ZM256 147H257V149H258L259 145L256 144ZM261 147H262V146H261ZM261 147H260V149H261ZM13 148H14V147H13ZM20 148H21V146H20ZM20 148H19V149H20ZM42 148H43V147H42ZM87 148H88V147H87ZM103 148H105V147H102V149H103ZM118 148H119V146H118ZM169 148H170V147H169ZM173 148H174V147H173ZM192 148H191V149H192ZM194 148H195V147H194ZM200 148H201V147H200ZM235 148H236V147H235ZM242 148H243V147H242ZM253 148H255V147H253ZM263 148H264V147H263ZM7 149H8V147H7ZM27 149H28V147L26 148V150H27ZM43 149H44V148H43ZM55 149H59V148L57 147V148H55ZM61 149H62V148H61ZM64 149H65V147H64ZM64 149H63V150H64ZM78 149H79V148H78ZM78 149H77V150H78ZM85 149H86V148H85ZM90 149H91V148H90ZM95 149H96V148H95ZM98 149H99V148H98ZM111 149H112V148H111ZM148 149H149V147H148ZM156 149H157V148L155 147V150H156ZM158 149H159V148H158ZM158 149H157V151H159ZM163 149H165V147H164ZM189 149H190V147H189ZM212 149H213V148H212ZM216 149H217V148H216ZM240 149H241V148H239V150H240ZM246 149H247V148H246ZM11 150H12V149H11ZM21 150H22V148H21ZM38 150H39V149H38ZM41 150H42V149H41ZM45 150H46V147H45ZM77 150H76V152H78V154H79V151H77ZM79 150H80V152L83 151L82 149H79ZM81 150H82V151H81ZM92 150H93V149H92ZM115 150L117 151V149H115ZM151 150H150V151H151ZM167 150H168V149H167ZM167 150H166V151H167ZM182 150H184V149H182ZM195 150H196V148H195ZM236 150H238V149H236ZM244 150H245V149H244ZM248 150H249V149H248ZM250 150H251V148H250ZM258 150H259V149H258ZM14 151H15V150H14ZM18 151H19V150H18ZM30 151H32V153H33V150H30ZM34 151H35V150H34ZM36 151H37V150H36ZM36 151H35V152H36ZM58 151H59V150H58ZM58 151H57V152H58ZM89 151H90V150H89ZM97 151H99V150H97ZM104 151H105V150H104ZM116 151H115V152H116ZM184 151H186V150H184ZM219 151H220V150H219ZM222 151H223V150H222ZM230 151H232V150H230ZM230 151H229V152H230ZM240 151H242V150H240ZM246 151H247V150H246ZM251 151H252V150H251ZM261 151H263V149H261ZM22 152H23V151H22ZM35 152H34V153H35ZM51 152H52V151H51ZM70 152H71V150H70ZM85 152H86V150H85ZM85 152H84V153L82 152L83 155H85ZM91 152H92V151H91ZM110 152H111V150H110ZM140 152H141V151H140ZM143 152H144V150H143ZM153 152H154V151H153ZM163 152H164V151H162V154H164ZM169 152H170V151H169ZM172 152H173V151H172ZM187 152H188V151H186V153H187ZM210 152H211V151H210ZM210 152H209V153H210ZM224 152H225V151H224ZM229 152H228V153H229ZM248 152H249V151H248ZM1 153H3V152H1ZM4 153H5V152H4ZM4 153H3V154H4ZM14 153H15V152H14ZM26 153H27V151H26ZM29 153H30V152H29ZM46 153H47V152H46ZM46 153L44 152V154H43V153H41V154L45 155ZM48 153H49V152H48ZM48 153H47V154H48ZM59 153H60V151H59ZM74 153H75V150H74ZM89 153H90V152H89ZM97 153H98V152H97ZM116 153H117V152H116ZM122 153H124V152H122ZM127 153H128V151H127ZM127 153H126V155H127ZM144 153H145V152H144ZM154 153H155V152H154ZM157 153H158V152H157ZM175 153H177V152L175 151ZM192 153H193V152H192ZM198 153H200V152H198ZM211 153H212V152H211ZM233 153H234V152H233ZM243 153H244V152H243ZM245 153H246V152H245ZM252 153H253V151H252ZM258 153H262V152H260V150H259ZM6 154H7V153H6ZM20 154H24V152H23V153H20ZM47 154H46V155H47ZM51 154H53V153H51ZM62 154H63V153H62ZM65 154H66V152L64 153V155H65ZM69 154H70V153H69ZM72 154H73V153H72ZM93 154H95V153H93ZM146 154H148V153H146ZM159 154H160V152H159ZM165 154H166V153H165ZM167 154H169V153H167ZM178 154H179V153H178ZM181 154H182V152H181ZM201 154H202V153H201ZM220 154H221V153H220ZM224 154H225V153H224ZM230 154H231V156L233 155L232 153H230ZM235 154L237 155V153H235ZM247 154H248V153H247ZM249 154H250V153H249ZM10 155H11V154H10ZM32 155H33V154H32ZM32 155H31V156H32ZM70 155H71V154H70ZM76 155H77V154H76ZM76 155H75V156H76ZM83 155H82V156H83ZM98 155H100V154L98 153ZM108 155H109V154H108ZM124 155H125V153H124ZM152 155H154V154L152 153ZM171 155H173V154H171ZM175 155H176V154H175ZM191 155H192V154H191ZM217 155H219V153H218ZM226 155H227V154H226ZM236 155H235V156H236ZM239 155L242 156V153H240ZM244 155H245V154H243V156H244ZM254 155H255V154H254ZM261 155H262V154H261ZM263 155H264V153H263ZM31 156H30V157H31ZM40 156H41V155H40ZM50 156H51V155H50ZM60 156H62V155H60ZM65 156H68V154L65 155ZM87 156H88V153H87ZM90 156H91V155H90ZM90 156H88L89 159H90ZM144 156H145V155H144ZM160 156L162 157L161 154H160ZM178 156H179V155H178ZM185 156H186V155H185ZM187 156H188V155H187ZM194 156H195V155H194ZM223 156H224V155H223ZM223 156H222V157H223ZM240 156L237 155V157H239V158H240V161H241L242 158H241ZM250 156H252V154H251ZM21 157H22V156H21ZM41 157H42V156H41ZM88 157H87V158H88ZM91 157H93V156H91ZM105 157H106V156H105ZM123 157H124V156H123ZM125 157H127V156H125ZM150 157H151V156H150ZM154 157H155V156H154ZM165 157H166V156H165ZM182 157H183V156H182ZM211 157H212V156H211ZM229 157H230V156H229ZM247 157L250 158L249 156H247ZM247 157H246V158H247ZM256 157H257V160L260 159V156L258 157V156H256V155H255V157H252V159H253V158L256 159ZM17 158H18V157H17ZM39 158H40V157H39ZM46 158H47V157H46ZM49 158H50V157H49ZM51 158H52V156H51ZM58 158H60V157H58ZM58 158H57V160H58ZM72 158H73V157H72ZM76 158H77V157H76ZM78 158H80V157L78 156ZM78 158H77V159H78ZM93 158H94V157H93ZM95 158H96V157H95ZM95 158H94V159H95ZM108 158H109V157H108ZM156 158H157V157H156ZM158 158H160V157H158ZM158 158H157V160L160 161V159H158ZM199 158H202V157H200V155H199ZM205 158H206V157H205ZM244 158H245V157H243V159H244ZM246 158H245V159H246ZM262 158H263V157H261V159H262ZM22 159H23V158H22ZM25 159H26V156H25ZM54 159H55V158H53V160H54ZM68 159H70V158H68ZM85 159H86V158L83 159V163L85 162V161H84ZM97 159H98V158H97ZM97 159H96V160H97ZM128 159H129V158H128ZM130 159H131V158H130ZM134 159H135V158H134ZM153 159H154V158H153ZM175 159H176V157H175ZM190 159H191V158H190ZM217 159H218V157H217ZM219 159H221V158L219 157ZM222 159H224V158H222ZM245 159H244V160H245ZM252 159L250 158V159H248V161H249V160H250V161H253ZM263 159H264V158H263ZM18 160H19V159H18ZM18 160H17V161H18ZM34 160H35V159H34ZM55 160H56V159H55ZM57 160H56V161H57ZM74 160H76V159H74ZM80 160H82V159L80 158ZM80 160H79V161H80ZM92 160H93V159H92ZM96 160H95V162H96ZM101 160H103V159H101ZM110 160H112V159H110ZM119 160H120V159H119ZM178 160H179V158H178ZM182 160H183V158H182ZM187 160H188V158H187ZM187 160H186V161H187ZM214 160H215V159H214ZM232 160H235V159L232 158ZM244 160H242V161H244ZM13 161H14V160H13ZM22 161H23V160H22ZM22 161H21V162H22ZM43 161H44V159H43ZM59 161H60V160H58V162H59ZM79 161H78V162H79ZM108 161H109V159H108ZM108 161H107V163H108ZM112 161H113V160H112ZM159 161H158V162H159ZM161 161H162V158H161ZM166 161H167V159H166ZM175 161H176V160H175ZM197 161H198V160H197ZM207 161H208V160H207ZM223 161H224V160H223ZM223 161H222V162H223ZM242 161H241V162H242ZM248 161H247V162H242V163H243V164H244V163H247V166H248V165L250 164V163H248ZM262 161H264V160H262ZM18 162H20V161H18ZM18 162H17V163L15 162V163L18 165V164H19ZM28 162H29V161L27 160V163H28ZM65 162H66V161H65ZM86 162H87V161H86ZM102 162H103V161H102ZM102 162H101V163H102ZM125 162H126V161H125ZM125 162L122 161V163H125ZM131 162H132V161H131ZM145 162H146V161H145ZM179 162H180V161H179ZM179 162H178V163H179ZM187 162H188V161H187ZM215 162H216L217 165H218V162H217V161H215ZM224 162H226V161H224ZM235 162H236V161H235ZM241 162H240V163H241ZM256 162H257V161H256ZM256 162H255V163H256ZM259 162H260V161H259ZM6 163H7V162H6ZM23 163H24V162H23ZM27 163H25V164H27ZM36 163H38V162H36ZM61 163H62V162H61ZM69 163H70V162H69ZM72 163H74L73 160H72ZM81 163H82V162H81ZM91 163H92V161H91ZM97 163H100V162H99V159L97 160ZM101 163H100V164H101ZM104 163H106V162H104ZM109 163H110V164H105V165H106V166H105V167H106V170H108V169L110 168L111 170L113 169L112 171H114V170H115V171H118V168H119V167H118V164H119L120 162H119V163L117 162V163H118V164L116 163L117 165H116V164H111L112 162H109ZM113 163H114V162H113ZM122 163H121V164H122ZM138 163H140V162H138ZM147 163H148V162H147ZM161 163H162V162H161ZM169 163H170V162H169ZM171 163H172V162H171ZM171 163H170V164H171ZM206 163H207V162H206ZM212 163H214V162H211V164H212ZM229 163H232V161L230 160ZM252 163H253V162H251V164H252ZM2 164H3V163H2ZM20 164H21V163H20ZM33 164H34V163H33ZM39 164H41V163L39 162ZM59 164H60V163H59ZM77 164H78V163H77ZM77 164H76L75 166H77ZM84 164H85V163H84ZM86 164H87L86 167H88V169H89V168L92 169V165H93L94 163L91 164V167L88 166L89 163H86ZM86 164H85V165H86ZM127 164L129 165V163H127ZM131 164H133V163H131ZM209 164H210V163H209ZM221 164H223V163H221ZM232 164H233V163H232ZM234 164H235V163H234ZM251 164H250V165H251ZM256 164H257V163H256ZM260 164H261V163H258L257 165H259V166H257V167L261 168V167H260ZM262 164H263V163H262ZM4 165H5V167H6V164H4ZM10 165H11V164H10ZM13 165H14V164H13ZM45 165L47 166V164H44L43 166H45ZM56 165H57V164H56ZM85 165L83 166V168L85 167ZM101 165H102V164H101ZM101 165H99V166H101ZM103 165H104V164H103ZM134 165H135V164H134ZM139 165H140V164H139ZM139 165H138V166H139ZM151 165H152V164H151ZM153 165H154V164H153ZM199 165H200V164H199ZM201 165H202V164H201ZM204 165H205V164H204ZM207 165H208V164H207ZM212 165H213V164H212ZM241 165H242V164H241ZM250 165H249V167L252 168V166H250ZM7 166H8V165H7ZM14 166H15V165H14ZM23 166H24V165H23ZM23 166L20 165L19 167H17V169H19L20 167H21L20 169H22ZM29 166H30V164H29ZM29 166H28V167H29ZM32 166H34V165H32ZM32 166H31V167H32ZM69 166H70V165H69ZM99 166H97V169H99ZM116 166H117V167H116ZM120 166H121V165H120ZM131 166H132V165H131ZM142 166H143V165H142ZM142 166H141V167H142ZM145 166H146V165H145ZM177 166H178V165H177ZM192 166H193V165H192ZM197 166H198V165H197ZM214 166H215V164H214ZM223 166H224V165H223ZM229 166H230V165H229ZM232 166L234 167V165H232ZM247 166H246V167H247ZM254 166H255V164H254ZM25 167H26V166H25ZM31 167H30V169H31ZM94 167H95V166H94ZM105 167L103 166V171H101V170H100V171L104 173V171H106V170L104 169ZM123 167H124V165H123ZM123 167H121V168H123ZM141 167H139V168H141ZM162 167H163V166H162ZM185 167H186V166H185ZM235 167H236V166H235ZM237 167H238V166H237ZM241 167H243V166H241ZM34 168H35V166H34ZM73 168H74V167H73ZM78 168H79V166L77 167V169H78ZM81 168H82V167H81ZM81 168H80V169H81ZM115 168H117V169H115ZM134 168H135V167H134ZM134 168H133V169H134ZM136 168H137V166H136ZM139 168L137 169V172H138ZM148 168H149V167H148ZM180 168H181V167H180ZM182 168H183V167H182ZM182 168H181V170H182ZM189 168H191V167H189ZM192 168H193V167H192ZM192 168H191V169H192ZM199 168H200V166H199ZM201 168H202V166H201ZM212 168H213V167H212ZM225 168H226V167H225ZM259 168H258V169H259ZM263 168H264V167H263ZM0 169H1V168H0ZM15 169H16V168H15ZM15 169H14V171L16 172ZM23 169H24V168H23ZM37 169H38V168H37ZM77 169H76V170H77ZM88 169H86V170H88ZM100 169H101V168H100ZM110 169H109V170H110ZM123 169H124V168H123ZM141 169H145V167H144V168H141ZM146 169H147V168H146ZM149 169H150V168H149ZM154 169H155V168H154ZM154 169H153V170H154ZM191 169H189L190 172L192 171ZM195 169H196V168H195ZM228 169H230V168H228ZM232 169H233V168H232ZM245 169H247V168H245V165H244L243 170H245ZM248 169H249V168H248ZM248 169H247V170H248ZM6 170H7V168H6ZM10 170L12 171L13 168L10 169ZM24 170H25V169H24ZM38 170H40V169H38ZM68 170H69V169H68ZM78 170H79V169H78ZM95 170H96V169H95ZM95 170H94V171H95ZM111 170H110V172H111ZM157 170H158V168H157ZM197 170H198V169H197ZM197 170H196V171H197ZM230 170H231V169H230ZM234 170H235V169H234ZM234 170H233V173H235V171H236L237 169H236L235 171H234ZM239 170H241V169H239ZM243 170H242V171H243ZM34 171H35V170H34ZM42 171H44V170H42ZM50 171H51V170H50ZM84 171H85V170H83V172H84ZM88 171H89V170H88ZM115 171L112 172V174H116V173H118V172L121 171V170H119V171L116 172V173H115ZM124 171H125V170H124ZM129 171H131V170H128L127 172H129ZM155 171H156V170H155ZM167 171H169V170H167ZM183 171H186V170H183ZM225 171H228V170L226 169ZM231 171H232V170H231ZM259 171H260V170H259ZM17 172H18V171H17ZM20 172H21V171H20ZM29 172H30V171H29ZM31 172H32V171H31ZM54 172H55V171H54ZM72 172H73V171H72ZM83 172H81V173H83ZM90 172H91V171H90ZM96 172H97V171H96ZM101 172H99V170H98L99 175L101 174ZM110 172L108 171V174H109ZM132 172L135 173V171H132ZM137 172H136V173H137ZM150 172H151V171H150ZM186 172H187V171H186ZM198 172H199V171H198ZM202 172H204V171L202 170ZM202 172H200V173L202 174ZM239 172H240V171H239ZM8 173H9V172H8ZM8 173H7V174H8ZM12 173H13V172H12ZM34 173H35V172H34ZM40 173H41V172H40ZM45 173H48V172H45ZM62 173L64 174V171H63ZM77 173H79V172H77ZM86 173H87V172H86ZM86 173H85V174H86ZM106 173H107V172H106ZM106 173H105L106 176H104V177H107V174H106ZM119 173H120V172H119ZM119 173H118V174H119ZM130 173H131V172H130ZM136 173H135V174H136ZM144 173H145V172H144ZM159 173H160V172H159ZM187 173H189V172H187ZM187 173H185V175H186ZM195 173H196V172H195ZM195 173H193V174H195ZM200 173H199V174H200ZM217 173H218V172H217ZM226 173H227V172H226ZM258 173H259V172H258ZM258 173H257V174H258ZM3 174H4V173H3ZM10 174H11V173H10ZM32 174H33V173H32ZM48 174H49V173H48ZM55 174H56V172H55ZM83 174H84V173H83ZM83 174H79V175H83ZM110 174H111V173H110ZM110 174H109V175H110ZM112 174H111V176H109V175H108V176H109L110 178H112V176H113ZM122 174H124V173H122ZM128 174H129V173H128ZM128 174H126V176H128ZM131 174H132V173H131ZM150 174H151V173H150ZM178 174H179V173H178ZM181 174H182V173H181ZM199 174H197V177H198ZM240 174H241V176H242V173H240ZM240 174H239V175H240ZM243 174H245V176H246V173L243 172ZM248 174H249V176H250V173H248ZM251 174H253V173H251ZM67 175H68V174H67ZM69 175H70V174H69ZM87 175H88V173H87ZM91 175H93V174H91ZM103 175H104V174H103ZM124 175H125V174H124ZM124 175H123V176H124ZM133 175H134V174H132V176H133ZM140 175H141V174H140ZM147 175H148V174H147ZM156 175H157V174H156ZM163 175H164V174H163ZM187 175H188V174H187ZM195 175H196V174H195ZM202 175H203V174H202ZM207 175H209V174H207ZM218 175H219V174H218ZM260 175H261V174H259V176H260ZM262 175H264V174H262ZM11 176H12V175H11ZM15 176H16V175H15ZM18 176H19V175H18ZM27 176H28V175H27ZM27 176H25V177H27ZM32 176H33V175H32ZM34 176H35V175H34ZM52 176H53V174H52ZM73 176H74V175H73ZM114 176H115V175H114ZM120 176H121V175H120ZM123 176H121V177H123ZM134 176H135V175H134ZM141 176H143V175H141ZM190 176H191V175H190ZM199 176H200V175H199ZM204 176H206V175H204ZM220 176H221V175H220ZM237 176H238V175H237ZM256 176H257V175H256ZM256 176H255V177H256ZM259 176H258V177H259ZM1 177H2V176H1ZM13 177H14V176H13ZM35 177H37V176H35ZM45 177H46V176H45ZM66 177H67V176H66ZM75 177H76V176H75ZM95 177H96V176H95ZM115 177L117 178V174H116ZM115 177H114V178H115ZM121 177H119V178H121ZM124 177H125V176H124ZM137 177H138V176H137ZM144 177H145V176H144ZM147 177H148V176H147ZM151 177H152V176H151ZM151 177H149V178H151ZM182 177H183V175H182ZM188 177H189V176H187V178H188ZM194 177H196V176H194ZM200 177H201V176H200ZM210 177H211V175H210ZM210 177H209V178H210ZM229 177H230V176H229ZM229 177H226V178H229ZM234 177H235V175H234ZM234 177H233V178H234ZM246 177H247V176H246ZM250 177H251V176H250ZM250 177H249L248 179H250ZM252 177H254V175H253ZM260 177L262 178V176H260ZM3 178H4V177H3ZM20 178H21V177H20ZM48 178H49V177H48ZM57 178H58V177H57ZM77 178H78V177H77ZM82 178H83V176H82ZM100 178H101V177H100ZM107 178H108V177H107ZM107 178H106V179H107ZM114 178L112 179V181L115 180ZM128 178L131 179V177H128ZM133 178H134V177H133ZM133 178H132V179H133ZM135 178H136V177H135ZM135 178H134V179H135ZM141 178H142V177H141ZM154 178H155V177H154ZM168 178H169V177H168ZM180 178H181V176H180ZM187 178H186V179H187ZM201 178H203V177H201ZM201 178H200V179H201ZM211 178H212V177H211ZM224 178H225V177H224ZM235 178H236V177H235ZM238 178H239V177H238ZM27 179H28V178H27ZM31 179H32V178L30 177L29 180H31ZM65 179H66V178H65ZM70 179H71V178H69V180H70ZM83 179H84V178H83ZM93 179H94V177H93ZM96 179L98 180L99 178H96ZM101 179H102V178H101ZM103 179H104V178H103ZM125 179H126L127 182H128L127 177H126ZM125 179H122V180H125ZM132 179H131V180H132ZM137 179H138V178H137ZM151 179H152V178H151ZM164 179H165V178H164ZM164 179H163V180H164ZM177 179H178V178H177ZM189 179H190V178H189ZM189 179H188V180H189ZM194 179L196 180V178H194ZM215 179H216V178H215ZM257 179H258V178H257ZM262 179H263V178H262ZM12 180H13V178H12ZM19 180H20V179H19ZM21 180H22V179H21ZM25 180H26V179H25ZM54 180H55V179H54ZM60 180H61V179H60ZM62 180H64V179L62 178ZM84 180H85V179H84ZM108 180H109V179H108ZM108 180H106V181H108ZM120 180H121V179H120ZM120 180H119V181H120ZM135 180H136V179H135ZM143 180H145V178H144ZM154 180H155V179H154ZM166 180H167V179H166ZM171 180H172V179H171ZM171 180H170V181H171ZM195 180H193L194 183H195ZM201 180H202V179H201ZM217 180H218V179H217ZM217 180H216V181H217ZM223 180H224V179H223ZM225 180H227V179H225ZM225 180H224V181H225ZM230 180H231V179H230ZM232 180H234V179H232ZM252 180H253V179H252ZM26 181H27V180H26ZM36 181H37V180H35L34 183H35ZM70 181H71V180H70ZM73 181H74V180H73ZM95 181H96V180H95ZM95 181H94V182H95ZM98 181H99V180H98ZM98 181H97V182H98ZM106 181H105V184H106ZM132 181H133V180H132ZM139 181L142 183V181H141L140 179H139ZM139 181H138V182H139ZM156 181H158V180H156ZM159 181H160V180H159ZM159 181H158V182H159ZM173 181H174V180H173ZM190 181H192V180H190ZM205 181H206V177H205ZM205 181H204V182H205ZM213 181H214V180H213ZM220 181H221V180H220ZM224 181H223V182H224ZM234 181H235V180H234ZM243 181H244V180H243ZM253 181H254V180H253ZM260 181H261V180H260ZM30 182H33V180L30 181ZM42 182H43V181H42ZM44 182H45V181H44ZM60 182H61V181H60ZM66 182H67V180H66L64 183H66ZM71 182H72V181H71ZM71 182H70V183H71ZM75 182H77V181H75ZM75 182H73V183L75 184ZM82 182H83V181H82ZM94 182H93V183H94ZM109 182H110V181H109ZM109 182H108V183H109ZM124 182L126 183V181H124ZM130 182H131V181H130ZM135 182H136V181H135ZM146 182L148 183V181H146ZM146 182H145V184L148 185V186H146V187H148V188H147V190H148V189L151 188L150 185L153 184V181H150V182H152L150 185L147 184ZM165 182H167V181H165ZM175 182H176V181H175ZM185 182H186V181H185ZM210 182H211V181H210ZM210 182H209V183H210ZM223 182H222V183H223ZM238 182H239V181H238ZM246 182H247V181H246ZM256 182H257V181H256ZM262 182L264 183V181H262ZM24 183H25V182H24ZM37 183H38V182H37ZM101 183H102V182H101ZM117 183H118V182H117ZM121 183H122V182H121ZM136 183H137V182H136ZM154 183H155V182H154ZM169 183H170V182H169ZM194 183L192 182V185H193V186L195 185ZM216 183H217V185L222 184V183H219V182H216ZM226 183H227V182H226ZM226 183H225V184H226ZM228 183H229V182H228ZM241 183H242V182H241ZM241 183H240V184H241ZM244 183H245V182H244ZM247 183H248V182H247ZM257 183H258V182H257ZM263 183H261V184H263ZM6 184H7V183H6ZM27 184H28V183H27ZM48 184H49V183H48ZM68 184H69V183H68ZM77 184H78V182H77ZM105 184L103 183L104 186H105ZM114 184H116V181H115ZM114 184H113V185H114ZM119 184H120V182H119ZM122 184H123V183H122ZM129 184H130V183H129ZM137 184H138V183H137ZM145 184H144V185H145ZM157 184H159V183H157ZM157 184H156V185H157ZM199 184H202V181H201V183H199ZM203 184H204V183H203ZM210 184H211V183H210ZM210 184H209V185H210ZM212 184H213V183H212ZM229 184H231V183H229ZM245 184H246V183H245ZM255 184H256V183H255ZM259 184H260V182H259ZM3 185H4V184H3ZM3 185H2V186H3ZM38 185H39V184H38ZM45 185H46V184H45ZM96 185H97V184H96ZM109 185H110V184H109ZM109 185H108V186H109ZM111 185H112V184H111ZM111 185L109 186V188L111 187ZM161 185L163 186L164 184H161ZM170 185H171V183H170ZM183 185H186V184H183ZM188 185H189V184H188ZM190 185H191V184H190ZM206 185H207V184H206ZM213 185H216V184H213ZM217 185H216V186H217ZM226 185H227V184H226ZM234 185H235V184H234ZM238 185H239V184H238ZM242 185H244V184L242 183ZM247 185H248V184H247ZM252 185H253V184H252ZM256 185H257V184H256ZM5 186H6V185H5ZM32 186H33V185H32ZM75 186H76V185H75ZM75 186H74V187H75ZM101 186H102V184H101ZM104 186H103V187H104ZM123 186H124V185H123ZM126 186H127V185H126ZM128 186H130V185H128ZM128 186L126 187V189L128 188ZM131 186H133L132 183H131ZM134 186H135V185H134ZM134 186H133V187H134ZM139 186H140V185H139ZM142 186H143V185H142ZM153 186H154V185H153ZM198 186H199V185H198ZM211 186H212V185H211ZM211 186H210V187H211ZM222 186H223V185H222ZM228 186H229V185H227L226 187H228ZM231 186H233V185H231ZM231 186H229V187H231ZM239 186H240V185H239ZM244 186H245V185H244ZM262 186H263V185H262ZM33 187H34V186H33ZM36 187H37V186H36ZM44 187H45V186H44ZM95 187H98V185L95 186ZM99 187H100V186H99ZM119 187H120V186H119ZM135 187H136V186H135ZM149 187H150V188H149ZM164 187H165V185H164ZM171 187H172V186H171ZM200 187H201V186H200ZM240 187H242V188H246V187H243V186H240ZM250 187H251V186H250ZM51 188H52V187H51ZM71 188H72V187H71ZM80 188H81V185H80ZM80 188H79V189H80ZM83 188H87V187H83ZM83 188H81L82 191L84 190ZM131 188H132V187H131ZM144 188H145V186H144ZM158 188H159V186H158ZM184 188H185V187H184ZM203 188H204V187H203ZM205 188H206V187H205ZM207 188H208V187H207ZM212 188H213V190L215 189L214 187H212ZM212 188H211V189H212ZM220 188H221V186H220ZM220 188H217V189H220ZM236 188H237V184H236ZM236 188H235V189H236ZM242 188H241V189H242ZM12 189H13V188H12ZM76 189H77V188H76ZM90 189H91V188H90ZM98 189H101V188H98ZM106 189H107V188H106ZM111 189H112V188H111ZM111 189H110V190H111ZM123 189H125V188H123ZM126 189H125V190H126ZM128 189H129V188H128ZM152 189H153V188H152ZM159 189H160V188H159ZM167 189H168V188H167ZM174 189H175V188H174ZM221 189L223 190V188H221ZM225 189H227V188H225ZM225 189H224V191L226 192ZM229 189H230V188H229ZM229 189H227V191H229ZM235 189H234V190H235ZM241 189H240V191H241ZM262 189H263V188H262ZM46 190H47V187H46ZM58 190H60V189H58ZM112 190H113V189H112ZM116 190H117V189H116ZM120 190H121V189H120ZM133 190H134V189H133ZM135 190H136V189H135ZM142 190H143V189H142ZM184 190H186V189H184ZM189 190H190V189H189ZM189 190H188V191H189ZM195 190H198V189H195ZM195 190H194V191H195ZM199 190H201V189H199ZM205 190H206V189H204V190L202 189V192H203V193L206 192ZM213 190H210V191H213ZM215 190H216V189H215ZM247 190H248V189H247ZM255 190H256V189H255ZM263 190H264V189H263ZM8 191H9V189H8ZM8 191H7V192H8ZM74 191H75V190H74ZM88 191H89V189H88ZM90 191H91V190H90ZM93 191H94V190H93ZM100 191H101V190H100ZM100 191H99V192H100ZM103 191H104V190H103ZM118 191H119V190H118ZM130 191H131V190H130ZM130 191H129V192H130ZM149 191H150V190H149ZM188 191H186V192H188ZM190 191H191V190H190ZM216 191H217V190H216ZM224 191H223V192H224ZM230 191H231V190H230ZM238 191H239V190H238ZM245 191H246V190H245ZM245 191H244V192H245ZM260 191H261V190H260ZM0 192H2V190H1ZM47 192H48V191H46V193H47ZM50 192H51V191H50ZM54 192H55V189H54ZM54 192H53V193H54ZM62 192H63V190H62ZM65 192H66V191H65ZM68 192H70V191H68ZM68 192H67V193H68ZM71 192H72V191H71ZM71 192H70V193H71ZM85 192H86V190H85ZM91 192H92V191H91ZM94 192H95V191H94ZM99 192H98V193H99ZM104 192H105V191H104ZM112 192H116V191H112ZM125 192H126V191H125ZM125 192L123 191L122 193H125ZM153 192L156 193V191H153ZM158 192H159V191H158ZM164 192H165V191H164ZM180 192H181V191H180ZM186 192H185V193H186ZM196 192L199 194L198 191H196ZM220 192H221V191H220ZM234 192H236V191H234ZM76 193H77V191H76ZM105 193H106V192H105ZM133 193H134V192H133ZM136 193H138V191H137ZM162 193H163V192H162ZM206 193L211 194L210 192H206ZM213 193H215V192L213 191ZM226 193H227V192H226ZM245 193H246V192H245ZM245 193H244V194H245ZM249 193H250V192H249ZM2 194H4V193H2ZM5 194H6V193H5ZM34 194H35V193H34ZM37 194H38V193H37ZM108 194H109V193H108ZM111 194H112V193H111ZM111 194H110V195H111ZM117 194H118V192H117ZM134 194H135V193H134ZM134 194H133V195H134ZM153 194H154V193H153ZM159 194L161 195V193H159ZM181 194H183V192H182ZM187 194H188V193H187ZM209 194H208V195H209ZM219 194H220V193H219ZM221 194H222V193H221ZM233 194H235V193H233ZM237 194H238V192H237ZM239 194H240V193H239ZM244 194H243V195H244ZM250 194H251V193H250ZM253 194H255V193L253 192ZM256 194L259 195L260 193H259V194L256 193ZM261 194H262V193H261ZM23 195H24V194H23ZM61 195H62V194H61ZM83 195H84V194H83ZM87 195H88V194H87ZM89 195H90V194H89ZM95 195H96V194H95ZM104 195H105V194H104ZM104 195L101 196V197L103 198V200H105V196H104ZM157 195H158V194H157ZM162 195H163V194H162ZM162 195H161V196H162ZM164 195H165V194H164ZM164 195H163V196H164ZM191 195H192V194H191ZM206 195H207V194H206ZM229 195H230V193H229ZM231 195H232V194H231ZM245 195H246V194H245ZM247 195H248V194H247ZM5 196H6V195H5ZM35 196H36V195H35ZM37 196H38V195H37ZM39 196H40V195H39ZM97 196H98V195H97ZM103 196H104V197H103ZM111 196H112V195H111ZM115 196H118V195H115ZM124 196H125V195H124ZM135 196H136V194H135ZM155 196H156V195H155ZM197 196H198V195H197ZM203 196H204V195H203ZM203 196H202V197H203ZM217 196H218V195H217ZM217 196H216V197H217ZM221 196H222V195H221ZM225 196H227V194H226ZM234 196H235V195H234ZM238 196H240V195H238ZM248 196H249V195H248ZM262 196H264V195H262ZM0 197H1V196H0ZM48 197H49V196H48ZM55 197H56V196H55ZM60 197H61V196H59L57 199L59 200ZM65 197H66V196H65ZM72 197H73V195L71 196V198H72ZM75 197H76V196H75ZM75 197H74V198H75ZM84 197H87V196L85 195ZM108 197H109V196H108ZM108 197H107V198H108ZM122 197H123V196H122ZM127 197H128V196H127ZM133 197H134V196H133ZM157 197H158V196H157ZM189 197H190V195H189ZM205 197H207V196H205ZM208 197H209V196H208ZM210 197H211V195H210ZM219 197H220V196H219ZM219 197H217V199H220V200H221V197H220V198H219ZM228 197H229V196H228ZM228 197H227V198H228ZM230 197H231V196H230ZM236 197H237V195H236ZM236 197H235V198H236ZM253 197H254V196H253ZM3 198H4V197H3ZM3 198H2V199H3ZM6 198H8V197H6ZM10 198H11V197H10ZM26 198H27V197H26ZM35 198H36V197H35ZM43 198H44V197H43ZM53 198H54V197H52V199H53ZM63 198H64V197H63ZM69 198H70V197H69ZM71 198H70V199H71ZM77 198H78V197H77ZM81 198H82V197H81ZM94 198H95V197H94ZM112 198H113V196H112ZM112 198H111V199H112ZM116 198H117V197H116ZM120 198H121V197H120ZM120 198H119V199H120ZM137 198H138V196H137ZM143 198H144V197H143ZM149 198H150V195H149ZM164 198H165V197H164ZM177 198H178V197H177ZM183 198H184V197H183ZM192 198H193V197H192ZM194 198H195V197H194ZM199 198H201V197L199 196ZM237 198H238V197H237ZM250 198H251V197H250ZM258 198L260 199V196H259ZM14 199H15V198H14ZM38 199H39V198H38ZM45 199H46V198H45ZM45 199H44V200H45ZM55 199H56V198H55ZM57 199H56V200H57ZM65 199H66V198H65ZM65 199L63 200V202H65ZM108 199H109V198H108ZM111 199H109V201H110ZM117 199H118V198H117ZM145 199H147V198H145ZM151 199H152V198H151ZM185 199H186V198H185ZM185 199H184V200H185ZM188 199H189V198H188ZM197 199H198V198H197ZM197 199H195V200H197ZM211 199H212V198H211ZM214 199H215V198H214ZM259 199H258L257 201H259ZM5 200H6V199H5ZM20 200H23V199H20ZM49 200H50V199H49ZM49 200H48V201H49ZM56 200H55V201H56ZM58 200H57V201H58ZM60 200H61V199H60ZM68 200H69V199H68ZM68 200H67V201H68ZM78 200H80V199H78ZM83 200H84V198H83ZM91 200H92V199H90V201H91ZM106 200H107V199H106ZM131 200H132V199H131ZM133 200H134V199H133ZM136 200H137V199H136ZM189 200H191V198H190ZM193 200H194V199H193ZM195 200H194V201H195ZM198 200H199V199H198ZM200 200H201V199H200ZM202 200H203V199H202ZM206 200H207V199H206ZM231 200H232V199H231ZM262 200H263V199H262ZM17 201H19V200H16V203H17ZM45 201L47 202V200H45ZM57 201H56V202H57ZM61 201H62V200H61ZM61 201H60V202H61ZM67 201H66V202H67ZM70 201L73 202L74 200H73V201L70 200ZM85 201H86V200H85ZM100 201H101V199H100ZM119 201H120V200H118V202H119ZM134 201H135V200H134ZM153 201H154V199H153ZM187 201H188V200H187ZM215 201H216V199H215ZM217 201H219V200H217ZM223 201H224V200H223ZM3 202H4V201H3ZM9 202H10V201H9ZM21 202H22V201H21ZM25 202H26V201H25ZM30 202H31V201H30ZM39 202H41V201H39ZM77 202H78V201H76V203H77ZM80 202H83V201L81 200ZM98 202H99V201H98ZM107 202H108V201H107ZM107 202L105 201V203H107ZM142 202H143V200H142ZM148 202H149V201H148ZM173 202H174V201H173ZM181 202H184V203L186 204V201H181ZM181 202L179 203V205L181 204ZM188 202H190V201H188ZM213 202H214V201H213ZM213 202H212V203H213ZM224 202H225V201H224ZM12 203H14V202H12ZM23 203H24V202H23ZM34 203H35V202H34ZM54 203H55V202H54ZM76 203H75V206L78 205V204L76 205ZM83 203H84V202H83ZM87 203H89V202L87 201ZM87 203H85V204H87ZM112 203H113V202H110V204L108 203L109 206L112 205ZM126 203H128V201H127ZM129 203L132 204L133 202L129 201ZM143 203H144V202H143ZM154 203H156V202H154ZM159 203H161V202H159ZM175 203H176V202H175ZM208 203H209V202H208ZM263 203H264V202H263ZM32 204H33V203H32ZM39 204H40V203H39ZM47 204H48V203H47ZM55 204H56V203H55ZM55 204H54V205H55ZM64 204H65V203H64ZM68 204H69V203H68ZM91 204H92V203H91ZM113 204H114V203H113ZM116 204H118V203L116 202V203L114 204V206H116ZM136 204H137V202H136ZM147 204H148V203H147ZM147 204H145V205L147 206ZM203 204H204V203H203ZM0 205H1V204H0ZM30 205H31V204H30ZM33 205H34V204H33ZM41 205H42V203H41ZM45 205H46V204H45ZM49 205H51V204H49ZM59 205H60V204H59ZM69 205H70V204H69ZM69 205H68V206H69ZM73 205H74V204H73ZM88 205H89V204H88ZM92 205H93V204H92ZM95 205H96V204H95ZM97 205H98V204H97ZM106 205H107V204H106ZM120 205H121V204H120ZM122 205H124V204H122ZM132 205H133V204H132ZM154 205H155V204H154ZM156 205H158V203H156ZM156 205H155V206H156ZM163 205H164V204H163ZM182 205H183V203H182ZM187 205H190V206H191V203H189V204H187ZM205 205H206V204H205ZM252 205H253V204H252ZM36 206H38V205H36ZM55 206H56V205H55ZM55 206H54V207H51L50 209H52V208H55V209H56L57 207H55ZM57 206H58V204H57ZM75 206H74V207H75ZM79 206H80V205H79ZM84 206H85V205H84ZM99 206H101V205H99ZM118 206H119V205H118ZM126 206H127V205H126ZM129 206H130V205H129ZM136 206H137V205H136ZM143 206H144V205H143ZM143 206L140 205V207H143ZM146 206H145V207H146ZM155 206H154V207H155ZM159 206H160V207H159ZM169 206H170V205H169ZM174 206L177 207L178 205L175 204ZM192 206H193V205H192ZM259 206H260V205H259ZM49 207H50V206H49ZM61 207H62V206H61ZM70 207H71V206H70ZM74 207H73V208H74ZM80 207L82 208L83 205L80 206ZM91 207H92V206H91ZM94 207H95V206H94ZM97 207H98V206H97ZM103 207H104V206H103ZM110 207H113V205L110 206ZM130 207H131V206H130ZM156 207H157V206H156ZM163 207H164V206H163ZM178 207H179V206H178ZM180 207H181V206H180ZM239 207H240V206H239ZM250 207H251V206H249V209H251ZM83 208H84V207H83ZM85 208H88V206H86ZM101 208H102V207H101ZM120 208H121V206H120ZM124 208H125V207H124ZM131 208H132V207H131ZM134 208H135V207H134ZM150 208H151V207H150ZM160 208H162V204H161V205L159 204L157 209L159 210ZM181 208H183V207H181ZM181 208H179V209H181ZM184 208H185V207H184ZM188 208H189V207H188ZM191 208H192V207H191ZM206 208H207V207H206ZM245 208H246V207H245ZM245 208H244V209H245ZM262 208H263V207H262ZM58 209H59V208H58ZM58 209H57V210H58ZM69 209H70V208H69ZM91 209H93V208H91ZM91 209H90V210H91ZM94 209H95V208H94ZM109 209H112V208H109ZM122 209H123V207H122ZM136 209H137V208H136ZM140 209H141V208H140ZM143 209H144V208H143ZM155 209H156V208H155ZM157 209H156V211L158 212ZM179 209H178V210H179ZM189 209H190V208H189ZM200 209H201V208H200ZM203 209H204V207H203ZM0 210H1V208H0ZM2 210H3V209H2ZM77 210H79V209H77ZM85 210H86V209H84V211H85ZM97 210H98V209H97ZM112 210H113V212H114V208H113ZM117 210H118V209H117ZM134 210H135V209H134ZM141 210H142V209H141ZM141 210H137V211L139 212V211H141ZM152 210H153V209H152ZM174 210H176V209H174ZM192 210H193V209H192ZM196 210H197V209H196ZM204 210H205V209H204ZM238 210H239V209H238ZM4 211H5V208H4ZM13 211H15V210H13ZM59 211H60V210H59ZM79 211H80V210H79ZM92 211L95 212V210H92ZM98 211H99V210H98ZM121 211H122V210H121ZM123 211H124V209H123ZM135 211H136V210H135ZM144 211H145V209H144ZM147 211H148V210H147ZM180 211H181V210H180ZM180 211H178V212L180 213ZM184 211H185V210H184ZM240 211H241V210H240ZM54 212H55V211H54ZM80 212H81V211H80ZM80 212H79V213H80ZM88 212H90L89 209H88ZM96 212H97V211H96ZM100 212H101V209H100ZM113 212H112V213H113ZM117 212H118V211H117ZM117 212H116V214H117ZM129 212H131V211H129ZM141 212H142V211H141ZM149 212H150V211L147 212V213H148V216H149ZM152 212H153V211H152ZM154 212H155V210H154ZM160 212H164V211L162 210V211H160ZM175 212H176V211H175ZM178 212H177V213H178ZM185 212H188V209H187V211H185ZM189 212H190V211H189ZM199 212H200V211H199ZM205 212H206V211H205ZM219 212H220V211H219ZM237 212H238V211H237ZM47 213H48V212H47ZM55 213H56V212H55ZM59 213H60V212H59ZM77 213H78V211H77ZM85 213H86V211H85ZM109 213H111V212H109ZM119 213H121V212H119ZM123 213H124V212H123ZM142 213H144V212H142ZM147 213H145V214H147ZM158 213H159V212H158ZM169 213H170V211H169ZM201 213H202V210H201ZM209 213H210V212H209ZM248 213H249V212H248ZM6 214H7V213H6ZM61 214H63V212H62ZM83 214H84V212H83ZM94 214H95V213H94ZM102 214H103V212H102ZM114 214H115V213H114ZM134 214H135V213H134ZM136 214H137V213H136ZM136 214H135V215H136ZM140 214H141V213H139V215H140ZM155 214H157V213H154L153 215H155ZM165 214H166V213H165ZM183 214H184V213H183ZM183 214H182V215H183ZM189 214H190V213H188V215H189ZM198 214H200V213H198ZM198 214H197V215H198ZM250 214H251V211H250ZM259 214H260V213H259ZM7 215H8V214H7ZM17 215H18V214H17ZM28 215H29V214H28ZM55 215H56V214H55ZM74 215H76V212H75ZM84 215H85V214H84ZM84 215L81 214V216H83V217H84ZM91 215H92V214H91ZM95 215L97 216V214H95ZM95 215H93V216L95 217ZM100 215H101V214H100ZM100 215H99V213H98V217H100ZM103 215H105V213H104ZM125 215H129V214H125ZM151 215H152V214H150V216H151ZM158 215H160V213H159ZM158 215H157V216H158ZM166 215H167V214H166ZM179 215H180V214H179ZM193 215H194V214H193ZM197 215H194V216H197ZM202 215L204 216V214H202ZM202 215H200V216H202ZM207 215H208V214H207ZM252 215H253V214H252ZM1 216H2V215H1ZM3 216H4V215H3ZM13 216L15 217L16 215H13ZM21 216H22V215H21ZM31 216H32V215H31ZM37 216H38V215H37ZM40 216H41V215H40ZM68 216H69V215H68ZM93 216H92V217H93ZM111 216H112V215H110V217H111ZM117 216H118V214H117ZM119 216H121V215L119 214ZM119 216H118L117 218H119ZM137 216H138V215H137ZM141 216H142V214H141ZM144 216H145V215H144ZM146 216H147V215H146ZM146 216H145V217H146ZM148 216H147V217H148ZM160 216H162V215H160ZM160 216H158V217H160ZM183 216H184V215H183ZM185 216H186V215H185ZM205 216H206V214H205ZM205 216H204V217H205ZM212 216H213V215H212ZM244 216H245V215H244ZM244 216H243V217H244ZM4 217H5V216H4ZM22 217H23V216H22ZM50 217H51V216H50ZM56 217H57V216H56ZM76 217H77V216H76ZM78 217H79V216H78ZM114 217H115V216L113 215V218H114ZM122 217H123V215H122ZM155 217H156V216H154V218H155ZM158 217H157V218H158ZM162 217H163V216H162ZM164 217H165V215H164ZM164 217H163V218H164ZM172 217H173V216H172ZM28 218H29V217H28ZM30 218H31V217H30ZM38 218H39V217H38ZM42 218H43V217H42ZM63 218H64V217H63ZM67 218H68V217H67ZM87 218H89V217H87ZM102 218H103V216H102ZM113 218H111V219H113ZM117 218H116V219H117ZM120 218H121V217H120ZM131 218H133V216H132ZM131 218L129 217V218H127V220H128V219H131ZM148 218H149V217H148ZM148 218H147V219H148ZM154 218L152 217V219H154ZM157 218H156V219H157ZM170 218H171V217H170ZM186 218H187V217H186ZM194 218H195V217H194ZM197 218H198V217H197ZM205 218H206V217H205ZM214 218H215V217H214ZM255 218H256V216H255ZM257 218H259V217H257ZM33 219H34V218H33ZM44 219H45V218H44ZM53 219H54V218H53ZM53 219L51 218V220H53ZM79 219H80V218H79ZM105 219H107V218H105ZM116 219H115V220H116ZM152 219H151V220H152ZM156 219H155V220H156ZM199 219H200V218H199ZM203 219H204V218H203ZM226 219H227V218H226ZM261 219H262V218H261ZM14 220H15V219L13 218V221H14ZM62 220H63V219H62ZM107 220H108V219H107ZM123 220H124V219H123ZM127 220H124V221L126 222ZM148 220H149V219H148ZM148 220H147V221H148ZM155 220H154V222H155ZM177 220H178V219H177ZM224 220H225V219H224ZM227 220H228V219H227ZM248 220H249V219H248ZM259 220H260V218H259ZM2 221H3V220H2ZM11 221H12V219H11ZM11 221H9V222H11ZM23 221H24V220H23ZM27 221H28V220H26V223H27ZM38 221H39V220H38ZM40 221H41V222H44V221H42V220H40ZM69 221H70V220H69ZM82 221H83V220H82ZM84 221H85V220H84ZM91 221H92V220H91ZM105 221H106V220H105ZM105 221H104V222H105ZM112 221H113V220H112ZM117 221H118V220H117ZM117 221H116V222H117ZM120 221H121V220H120ZM130 221L133 222V223H135V225H136V224H139V223L143 222V221H144V218H135V217H134V218H133L132 220H130ZM160 221H161V220H160ZM160 221H159V222H160ZM163 221L166 223V221H165L164 219H163ZM197 221H198V220H197ZM202 221H203V220H202ZM207 221H208V220H207ZM215 221H216V220H215ZM249 221H250V220H249ZM252 221H253V220H252ZM252 221H251V222H252ZM15 222L18 224L17 220H16ZM20 222H21V221H20ZM20 222H19V223H20ZM33 222H34V221H32V223H33ZM36 222H37V220H36ZM51 222H52V221H51ZM67 222H68V221H67ZM113 222H114V221H113ZM161 222H162V221H161ZM217 222H218V221H217ZM219 222H220V221H219ZM221 222H222V221H221ZM246 222H247V220H246ZM262 222H264V221H262ZM16 223H15V224H16ZM26 223L24 222V225H25ZM34 223H35V222H34ZM37 223H38V222H37ZM55 223H57V222H55ZM58 223H59V221H58ZM58 223H57V224H58ZM88 223H91V222H88ZM96 223H97V222H96ZM99 223H100V222H99ZM110 223H111V222H110ZM117 223H118V222H117ZM122 223H123V222H122ZM122 223H121V224H122ZM128 223H129V220H128ZM144 223H145V221H144ZM148 223H149V222H148ZM150 223H151V222H150ZM206 223H210V222H206ZM228 223H229V222H228ZM260 223H261V222H260ZM5 224H6V223H5ZM11 224H12V223H11ZM44 224H45V223H44ZM57 224H56V225H57ZM118 224H119V223H118ZM129 224H130V223H129ZM141 224H142V223H141ZM160 224H161V223H160ZM200 224H201V223H200ZM203 224H205V223H203ZM258 224H259V223H258ZM3 225H4V224H3ZM22 225H23V223H22ZM22 225H21V226H22ZM32 225L35 226L34 224H32ZM38 225L40 226V224H37V227H32V226L30 227V226H29V227H26V228H28V229H22L23 231H22V233H21V234H22L21 237L23 236L24 238L27 239V241H29V240H30V241H34L33 239H35V238L37 239L38 237H41L42 234H44L45 231H46V230H44V228H46V229H48V228H47V227H44V228H43V227H42V226H44L43 224H42L41 228H38ZM53 225H54V224H53ZM59 225H60V224H59ZM59 225H57V226H59ZM95 225H96V224H95ZM95 225H91V226L93 227V226H95ZM143 225H144V224H142V226H143ZM149 225H150V224H149ZM154 225H155V224H154ZM161 225H162V224H161ZM163 225H164V224H163ZM188 225H189V224H188ZM244 225H245V223H244ZM19 226H20V225H19ZM47 226H48V225H47ZM83 226H84V225H83ZM83 226H82V227H83ZM89 226H90V225H89ZM101 226H102V225H101ZM101 226H100V227H101ZM122 226H123V225H122ZM144 226H145V225H144ZM156 226H157V223H156ZM158 226H160V225L158 224ZM178 226H179V225H178ZM200 226H202V224H201ZM216 226H217V225H216ZM239 226H240V225H239ZM60 227H61V226H60ZM79 227H80V226H79ZM86 227H87V226H86ZM112 227H114V224H113ZM112 227H111V228H112ZM123 227H124V226H123ZM125 227H126V226H125ZM160 227H161V226H160ZM168 227H169V226H168ZM202 227H203V226H202ZM7 228H8V227H7ZM24 228H25V227H24ZM56 228H57V227H56ZM56 228H55V231L59 230L58 228H57V230H56ZM62 228L64 229V227H62ZM105 228H108V227L105 226ZM118 228H119V227H118ZM127 228H128V227H127ZM147 228H148V227H147ZM219 228H220V227H219ZM261 228H264V227H261ZM4 229H5V228H4ZM9 229L12 230V227H10ZM9 229H7V231H8ZM19 229H20V227H19ZM49 229L51 230L50 227H49ZM76 229H77V228H76ZM103 229H104V226H103ZM131 229H132V228H131ZM133 229H134V227H133ZM133 229H132V230H133ZM163 229H164V228H163ZM165 229H166V228H165ZM170 229H171V228H170ZM190 229H191V228H190ZM235 229H236V228H235ZM242 229H243V228H242ZM254 229H255V228H254ZM11 230H9V231L7 232L9 235H10V233H15V231L13 232V231H11ZM13 230H14V229H13ZM53 230H54V229H53ZM99 230H100V229H99ZM101 230H102V229H101ZM116 230L118 231L117 228H116ZM122 230H123V228H122ZM153 230H154V229H153ZM184 230H185V229H184ZM188 230H189V229H188ZM191 230H192V229H191ZM214 230H216V229H214ZM214 230H213V231H214ZM217 230H218V229H217ZM55 231H54V232H55ZM59 231H60V230H59ZM62 231H63V230H62ZM66 231H68V230H66ZM75 231H76V230H75ZM75 231H74V232H75ZM129 231H130V230H129ZM160 231H161V230H160ZM174 231H175V230H174ZM211 231H212V230H211ZM239 231H240V230H239ZM261 231H262V230H261ZM263 231H264V230H263ZM47 232H48V231H47ZM88 232H89V230H88ZM124 232H125V234L127 233L126 231H124ZM138 232H139V231H138ZM138 232H137V233H138ZM157 232H158V230H157ZM164 232H165V231H164ZM182 232H183V231H182ZM184 232H185V231H184ZM193 232H196V231H193ZM4 233H5V232H4ZM16 233H17V232H16ZM52 233H53V232H50L51 235H53ZM62 233H63V232H62ZM97 233H99V232H97ZM105 233H107V232H105ZM109 233H110V232H109ZM147 233H148V232H147ZM153 233H154V232H153ZM167 233H168V232H167ZM208 233H209V232H208ZM210 233H211V232H210ZM255 233H256V232H255ZM262 233H263V232H262ZM0 234L2 235V232H1ZM55 234L58 235L57 233H55ZM60 234H61V232H60ZM64 234H65V233H64ZM67 234H68V233H66V235H67ZM79 234H80V233H79ZM79 234H78V235H79ZM88 234H89V233H88ZM95 234H96V233H95ZM100 234H101V233H100ZM120 234H121V233H120ZM143 234H144V233H143ZM149 234H150V233H149ZM165 234H166V232H165ZM169 234H170V233H169ZM171 234H172V233H171ZM181 234H182V233H181ZM188 234H189V233H188ZM211 234H212V233H211ZM214 234H215V233H214ZM237 234H238V233H237ZM248 234H249V233H248ZM61 235H63V234H61ZM68 235H69V234H68ZM76 235H77V234H76ZM85 235H86V234H85ZM91 235H93V234L91 233ZM98 235H99V234H98ZM145 235H146V234H145ZM151 235H152V234H151ZM162 235H164V234H162ZM177 235H178V234H177ZM219 235H220V234H219ZM263 235H264V234H263ZM5 236H6V235H5ZM16 236H17V235H15V237H16ZM70 236H71V233H70ZM89 236H90V235H89ZM89 236L87 235L86 237H89ZM96 236H97V235H96ZM119 236H120V235H119ZM124 236H125V235H123V240H124V238H126L127 234H126L125 237H124ZM128 236H129V235H128ZM134 236H135V235H134ZM147 236H149V235H147ZM174 236H175V235H174ZM180 236H181V235H180ZM213 236H214V235H213ZM245 236H246V235H245ZM10 237H11V236H10ZM23 237H22V239H23ZM76 237H77V236H76ZM78 237H79V236H78ZM80 237H81V236H80ZM83 237H85V236H83ZM86 237H85V238H86ZM92 237H93V236H92ZM105 237H106V236H105ZM115 237H116V235H115ZM130 237H131V236H130ZM138 237H139V235H138ZM143 237H144V236H143ZM143 237H142V238H143ZM150 237H152V236H150ZM154 237H155V236H154ZM154 237H153V238H154ZM159 237H160V235H159ZM159 237H158V238H159ZM168 237H169V236H168ZM172 237H173V236H172ZM175 237H176V236H175ZM177 237H178V236H177ZM191 237H192V236H191ZM223 237H224V236H223ZM227 237H228V236H227ZM6 238L8 239V237H5V238H4L5 241L7 242ZM12 238H13V237H12ZM45 238H46V237H45ZM47 238H48V237H47ZM72 238H75V237H72ZM90 238H91V237H90ZM90 238H88V239L90 240ZM111 238H113V235H112ZM160 238H161V237H160ZM166 238H167V237H166ZM193 238H195V237H193ZM256 238H257V236H256ZM13 239L16 240L15 238H13ZM57 239H58V238H57ZM91 239H92V238H91ZM93 239H95V237H94ZM117 239H118V238H117ZM130 239H131V238H130ZM148 239H149V238H148ZM161 239H162V238H161ZM173 239H174V238H173ZM179 239H180V238H179ZM179 239H177V240H179ZM181 239H183V238H181ZM188 239H189V238H188ZM190 239H191V238H190ZM215 239H216V238H215ZM222 239H223V238H222ZM0 240H2V238H1ZM54 240H55V238H54ZM60 240H62V239L60 238ZM67 240H68V239H67ZM82 240H83V239H82ZM82 240H81V241H82ZM89 240H88L89 243L87 242V244H90L91 241H89ZM95 240H96V239H95ZM127 240H128V238H127ZM135 240H136V239H135ZM141 240H142V239H141ZM152 240H153V239H152ZM152 240H151V241H152ZM159 240H160V239H159ZM162 240H163V239H162ZM183 240H184V239H183ZM200 240H201V239H200ZM259 240H260V239H259ZM259 240H258V241H259ZM5 241H4V242H5ZM24 241H26V240H24ZM27 241H26V243H27ZM36 241H37V240H35V242H36ZM39 241H40V240H39ZM47 241H48V240H47ZM56 241H58V240H56ZM65 241H66V239H65ZM68 241H70V240H68ZM68 241H66L65 243H68V244H69ZM83 241H84V240H83ZM86 241H87V240H86ZM133 241H134V240H133ZM136 241H137V240H136ZM195 241H196V240H195ZM9 242H10V239H9ZM20 242H21V241H20ZM44 242H46V241H44ZM48 242H49V241H48ZM48 242H46V243H48ZM50 242H51V240H50ZM70 242L73 243V241H70ZM74 242H77L76 244H80V242L78 243V241H74ZM93 242H94V241H93ZM96 242H97V241H96ZM110 242H111V241H110ZM112 242H113V241H112ZM118 242H119V241H118ZM176 242H177V241H176ZM213 242H214V241H213ZM263 242H264V241H263ZM1 243H2V242H1ZM1 243H0V244H1ZM7 243H8V242H7ZM15 243H16V242H15ZM17 243H18V242H17ZM22 243H23V241H22ZM38 243H39V242H38ZM62 243H63V242H62ZM81 243H82V242H81ZM83 243H84V242H83ZM130 243H131V242H130ZM151 243H154V242H151ZM183 243H184V242H183ZM185 243H186V242H185ZM215 243H216V242H215ZM217 243H218V241H217ZM231 243H232V242H231ZM231 243H230V244H231ZM236 243H237V242H236ZM260 243H261V242H260ZM2 244H3V243H2ZM4 244H6V243H4ZM11 244H13V243H11ZM18 244H19V243H18ZM18 244H17L16 246H14V245H15V244H14V245H13L14 248H11L10 246H7V247L5 246V247H4V246H1V245H0V264H8V263L5 262V257H4L5 254H9L10 256H11V255H15V254H17V257H18V256H19V253H22V256H21V261H22V263H21V264H60V262H61L60 260L62 259L61 257L66 258L67 256L70 255V253H71V254H74V258H75L76 249H74V250L71 249V250H70L69 247H71V246L65 247L66 244L63 245L65 248H64V247H63V248H60V247H62V246H60V247L58 246V247L60 248V250H62V252H60V253L58 252V253H59V254H62V253H63L62 256L59 255V254H56V253L54 252V253L56 254V255H55V254L53 253V251H51V253H53L54 255L50 256L51 254L49 253V252H50L49 249L47 250V252L49 251V252H48L49 255H46V254H47L46 251H44L41 255H37L36 253L29 251L30 249H28V248H26L27 250H22L21 246H23V244H22L21 246H20V245L18 246ZM20 244H21V243H20ZM24 244H25V243H24ZM33 244H34V243H33ZM53 244H54V243H53ZM95 244H96V243H94V245H95ZM97 244L99 245L98 242H97ZM107 244H108V243H107ZM112 244H113V243H112ZM120 244L122 245L121 242H120ZM160 244H162V243H160ZM203 244H204V243H203ZM209 244H210V246H211V243H209ZM212 244H213V243H212ZM220 244H221V243H220ZM257 244H258V243H257ZM29 245H30V244H29ZM50 245H51V244H50ZM60 245H61V243H60ZM91 245H93V244H91ZM101 245H102V244H101ZM123 245H124V244H123ZM137 245H138V244H137ZM151 245H152V244H151ZM162 245H163V244H162ZM162 245H161V246H162ZM200 245H201V244H199V247H200ZM218 245H219V244H218ZM218 245H217V246H218ZM51 246H52V245H51ZM73 246H74V244H73ZM78 246H79V245H78ZM80 246H81V245H80ZM80 246H79V247H80ZM112 246H113V245H112ZM124 246H125V245H124ZM132 246H134V245H132ZM135 246H136V245H135ZM149 246H150V245H149ZM168 246H169V245H168ZM172 246H173V245H172ZM196 246H197V245H196ZM203 246H204V245H203ZM205 246H206V245H205ZM207 246H209V245H207ZM258 246H259V245H258ZM258 246H257V247H258ZM260 246H261V244H260ZM263 246H264V245H263ZM26 247H27V245H26ZM47 247H48V246H47ZM52 247H53V246H52ZM54 247H55V246H54ZM56 247H57V246H56ZM56 247H55V248H56ZM75 247H76V248H79V247H77V246H75ZM89 247H90V246H89ZM91 247H92V246H91ZM106 247H107V246H106ZM115 247H116V246H115ZM139 247H140V245H139ZM150 247H151V246H150ZM156 247H157V246H156ZM156 247H155V248H156ZM175 247H177V244L175 245ZM181 247H182V246H181ZM190 247H191V246H190ZM201 247H202V246H201ZM220 247H221V246H220ZM237 247H238V246H237ZM237 247H236V248H237ZM50 248H51V247H50ZM87 248H88V247H87ZM104 248H105V247H104ZM117 248H118V247H117ZM121 248H122V247H121ZM140 248H142V246H141ZM140 248H139V249H140ZM161 248H162V247H161ZM183 248H185V247H183ZM183 248H182L181 250H183ZM186 248H187V247H186ZM221 248H222V247H221ZM224 248H225V247H224ZM226 248H227V247H226ZM242 248L244 249V247H242ZM245 248H246V247H245ZM251 248H252V247H251ZM254 248H255V247H254ZM254 248H253V249H254ZM261 248H262V246H261ZM41 249H42V248L40 247V250H41ZM79 249H80V250H79ZM79 249H77L78 252H79V251L81 252V251H84V250H85V247L81 246ZM90 249H91V248H90ZM92 249H93V248H92ZM106 249H107V248H106ZM109 249H110V248H109ZM162 249H163V248H162ZM190 249L192 250V247H191ZM203 249H204V248H203ZM243 249H242V250H243ZM255 249H256V248H255ZM32 250H33V247H32ZM40 250H39V251H40ZM44 250H45V249H44ZM53 250H54V249H53ZM56 250H57V249H56ZM60 250H59V251H60ZM101 250H102V249H101ZM116 250H117V249H116ZM141 250H142V249H141ZM199 250H200V249H199ZM218 250H219V249H218ZM246 250H247V249H246ZM248 250H249V249H248ZM251 250H252V249H251ZM263 250H264V248H263ZM34 251H36L35 248H34ZM54 251H55V250H54ZM57 251H58V250H57ZM71 251H72V252L74 251L75 253H74V252L72 253ZM93 251H94V250H93ZM102 251H103V250H102ZM125 251H126V250H125ZM164 251H165V250H164ZM200 251H201V250H200ZM206 251H207V250H206ZM208 251H209V250H208ZM239 251H240V250H239ZM255 251H256V250H255ZM78 252H77V253H78ZM86 252H88V251H86ZM100 252H101V251H100ZM159 252H160V251H159ZM171 252H172V251H171ZM175 252H176V251H175ZM179 252H180V250H179ZM186 252H187V251H186ZM186 252H185V253H186ZM247 252H248V251H247ZM247 252H245V253H247ZM44 253H46V254H44ZM81 253H82V252H81ZM88 253H89V252H88ZM90 253H91V252H90ZM90 253H89V254L86 253V255H90ZM139 253H140V252H139ZM163 253H164V252H163ZM185 253H184V256L187 254V253H186V254H185ZM202 253H203V252H202ZM204 253H205V252H204ZM204 253H203V254H204ZM214 253H215V252H214ZM226 253H227V252H225L224 255H226ZM228 253H229V251H228ZM240 253H241V252H240ZM243 253H244V252H243ZM255 253H256V252H255ZM260 253H261V252H260ZM68 254H69V255H68ZM78 254H79V253H78ZM94 254L96 255V253H94ZM98 254L100 255V253H98ZM137 254H138V253H137ZM143 254H145V253H143ZM177 254H178V253H177ZM179 254H180V253H179ZM191 254H192V252H191ZM222 254H223V253H222ZM234 254H235V253H234ZM238 254H239V253H238ZM247 254H248V253H247ZM249 254H250V252H249ZM249 254H248V255H249ZM251 254H252V253H251ZM251 254H250V255H251ZM258 254H259V253H258ZM80 255H81V254H80ZM91 255H92V254H91ZM104 255H105V254H104ZM106 255H107V254H106ZM116 255H117V254H116ZM141 255H142V254H141ZM153 255H154V254H153ZM168 255H169V254H168ZM171 255H172V254H171ZM201 255H202V254H201ZM201 255H200V256H201ZM215 255H216V253H215ZM220 255H221V254H220ZM254 255H256V254H254ZM261 255H262V254H261ZM78 256H79V255H78ZM78 256H77V258H75L76 260H74V263H78V264H79V262H80V264H81L82 262H81L80 260H82V261L84 260V258H83V257H84V254L82 255V257H81V256L79 257V258H82V259H80V260L78 259ZM92 256H93V255H92ZM108 256H109V255H108ZM111 256H112V255H111ZM118 256H119V255H118ZM174 256H175V255H174ZM179 256L182 257L181 255H179ZM211 256H212V253H211ZM217 256H218V255H217ZM226 256H227V255H226ZM230 256H231V255H230ZM237 256H238V255H237ZM257 256H258V255H257ZM262 256H263V255H262ZM12 257H13V256H12ZM70 257L73 258V255H72V256L70 255ZM90 257H91V256H90ZM140 257H141V256H140ZM143 257H144V256H143ZM170 257H171V256H170ZM218 257H219V256H218ZM228 257H229V256H228ZM239 257H240V256H239ZM254 257H256V256H254ZM60 258H61V259H60ZM71 258H70V259H71ZM94 258H96V256H94ZM108 258H111V257H107L106 259H108ZM116 258H117V257H116ZM129 258H130V257H129ZM148 258H149V257H148ZM154 258H155V257H153V259H154ZM160 258H161V257H160ZM185 258H188V257L186 256ZM191 258H192V257H191ZM194 258H195V257H194ZM202 258H204V257H202ZM210 258H212V257H210ZM210 258H209L207 261H209V260H213V259H214V258H212V259H210ZM222 258H223V257H222ZM234 258H235V257H234ZM236 258H237V257H236ZM252 258H253V257H252ZM260 258H261V256H260ZM6 259H7V258H6ZM15 259H16V258H15ZM77 259H78V260H77ZM87 259H88V258H87ZM100 259H101V257H100ZM134 259H135V258H134ZM172 259H173V258H172ZM183 259H184V258H183ZM220 259H221V257H220ZM237 259H239V258H237ZM240 259H241V257H240ZM256 259H257V258H256ZM101 260H102V259H101ZM116 260H117V259H116ZM127 260H129V259H127ZM150 260H151V256H150ZM154 260H156V259H154ZM159 260H160V259H159ZM214 260H215V259H214ZM214 260H213V261H214ZM225 260H226V259H225ZM230 260H231V259H230ZM10 261H11V260H10ZM85 261H86V262H84V264H85V263L87 264V262H88V261H91V259H90V258H89L88 260L85 259ZM92 261H95V264H103V263H102L103 261H102V262H101V261L99 262V261H97V260H92ZM114 261H115V260H114ZM199 261H200V260H198V262H199ZM202 261H203V260H202ZM250 261H251V260H250ZM62 262H63V261H62ZM62 262H61V264H62ZM64 262H66V261H64ZM64 262H63V263H64ZM106 262H107V261H106ZM110 262H111V261H110ZM131 262H132V259H131ZM148 262H149V261H148ZM181 262H182V261H181ZM183 262H184V260H183ZM190 262H192V261H190ZM215 262H216V261H215ZM217 262H218V264H220L219 261H217ZM223 262H224V261H223ZM223 262H221V263H223ZM247 262H248V261H247ZM247 262H246V263H247ZM253 262H254V261H253ZM88 263H89V262H88ZM93 263H94V262H93ZM108 263H109V262H108ZM118 263L121 264L120 261H119ZM118 263H117V264H118ZM124 263H125V261L123 262V264H124ZM129 263H130V262H129ZM150 263H151V262H150ZM153 263H154V262H153ZM155 263H156V262H155ZM172 263H173V262H172ZM185 263H186V262H185ZM187 263H188V262H187ZM194 263H196V262H194ZM199 263H202V262H199ZM210 263H211V262H210ZM64 264H66V263H64ZM67 264H68V263H67ZM71 264H72V263H71ZM130 264H132V263H130ZM135 264H136V263H135ZM158 264H162V262H161V263H158ZM191 264H192V263H191ZM203 264H204V263H203ZM226 264H227V263H226ZM251 264H252V263H251ZM259 264H260V263H259Z\"/></svg>",
	"mask_w": 264,
	"mask_h": 264
}]
</instances>
